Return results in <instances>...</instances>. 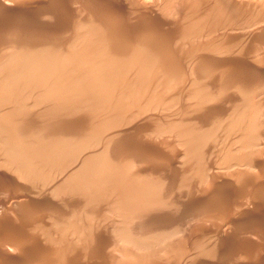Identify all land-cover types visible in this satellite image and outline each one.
<instances>
[{
  "label": "rangeland",
  "instance_id": "obj_1",
  "mask_svg": "<svg viewBox=\"0 0 264 264\" xmlns=\"http://www.w3.org/2000/svg\"><path fill=\"white\" fill-rule=\"evenodd\" d=\"M1 1V0H0ZM3 1V0H2ZM6 1H8L9 3H13V2H10L9 0H4L3 2V4H1V2H0V4L2 5V7L5 9H3L2 7H1V5H0V29L2 30V31H0V42H1V40H2V43H0V44H4L5 42L6 43H8V41L10 40V39H12L10 42H9V44L10 43H12V41H13V43L14 44H16L18 41H16L14 38H16V37H14V29L15 30H17L16 31V36H17V34L18 35H20V38L19 39H17V40H25L24 42H31V44H32V46H33V43H34V47H35V44H36V47H39V50L37 49V52H40L41 53V51H42V47H43V42L44 43H46L44 46V51H47L45 48H47V45H48V47H49V49H50V47H52V49H50V50H53V49H55V46L54 45H50L49 43H55L56 42V46L58 45V44H60V46H57L56 48H58L59 50H60V52H59V50H57V49H55L56 50V52H59L58 54H61V53H69L70 52V54L71 55H76L77 53H79V54H83V52L81 51L82 49H81V47L83 46H86L87 47V49H89V46L90 47H92L93 46V44H92V42L93 43H96V42H98V40L95 38V39H93L94 38V36H91L90 34H91V32L93 33H96V34H101V36L102 37H104V36H106L105 35V33H108L109 32V34H110V32H112V34H114L113 32H115V34H117V32L116 31H121L122 33H123V35H126V37H129L130 35H128V34H130L131 32L133 33L132 35H135L136 33L138 34V33H140V32H142V35L140 36V34H136L137 35V38H135L136 36H131L130 37V40L132 39H134L135 38V41H136V43L138 44V48H137V46H136V48H137V50H140V52H142L141 54L139 53V51H138V53H137V50H136V48H135V50H136V52H134V56H136V54L137 55H141V57H142V59L143 60H141L140 58L141 57H139V56H136V57H139V59H137L138 60V65H139V68H138V66L136 65V63H137V61H136V57H135V59L133 58V57H130V56H132V54H133V52H131V55L130 54H128V53H130V51L129 50H132L134 47H135V42H134V45L132 46H130V48H128V46L126 47V45H123L121 42L119 43V42H117V43H119L118 44V48H112L113 47V45H110L111 43H113L114 42V44H115V46H117V44L115 43L116 41H119V39H118V37H119V35H120V31L118 32V36L117 35H115V37H114V41H113V36H111V34H110V40L112 39V41H109V42H111V43H108V47L109 46H111V50H114V53L116 54L117 52H118V54H121L120 56H121V58L123 57V59H121V61H124V57L125 56H127V58L125 59V61H128V62H125L126 63V65H127V63H130V64H132V65H130L131 66V68H130V66H128L127 68L126 67H123L122 66V68H124L125 69V71H124V73L122 74V68H121V66H119V64H117L118 65V69L119 70H115L116 68L114 67V66H111V67H114V70L115 71H112V69L113 68H111L110 69V66L109 65H104V66H106L107 67V69H106V67H105V70H107V71H109V73L108 74H114L115 75V73L114 72H116V74H117V72H120V74H121V76H119L118 74V77H116V75L114 76V75H110V76H108V74H107V71H104V69L103 68H101V69H103V71L101 70L100 71V68L98 69L99 70V72L98 73H96V69H92V68H95V67H97V66H95V67H93L94 65H97L98 63H100L102 60H103V58L102 57H106L107 58V54H108V58H109V56L111 57V59H113V57H119V55L118 56H113L111 53L113 52V51H109V53H107V54H104V56H99V57H101L100 59H98L97 57H96V60L98 61V63L96 62V60H94V59H91V62L92 61H94V63L92 64V66H91V64L89 63V61H87V62H85L83 65L85 66L86 64L88 65V67H87V65H86V69H84V72H82V73H84L85 74V76H82V75H84V74H82V73H78L77 71H76V69L78 70V68H79V65H82V63H79V65L78 64H76L75 62H78V61H76V60H74L75 62V65H73L74 63H73V59H70V60H68V61H70V63L71 64H69V62H67L69 65L67 66V64H65V63H63L62 64V66L64 67V69H66L67 70V72L68 73H66V71H64L65 73H64V75L66 74H69V75H72L73 73L74 74H80V76H82V79H86V78H88V77H90V78H93L94 76H96L97 75V77L98 78H100V77H106V81H105V83L104 82H102V84L103 85H101V82H100V86H102L101 88H96L95 87V85L97 86L98 85V82H95L94 80L95 79H98L97 77H95L91 82L92 83H94L95 82V84H93V85H91V83L90 84H88V85H86L85 83H88L87 81H85V85L87 86V87H82L84 84L83 83H81L80 82V86H78V84L77 83H79L78 81L79 80H77V78H76V80H77V83H76V81L74 80V81H72V79H70L71 77H65L64 76V78L63 79H61L60 81H58V84H57V81L56 82H54V79H56V78H54L53 79V77L51 78V80H53V82H54V84L50 81V80H48V82H46V81H44V83H40V82H35V83H33L32 82V84H36V87H33L32 85H30L31 86V88H30V86L28 85L29 83H25V88L27 87V89H29L30 88V90H31V92H36V91H34L33 89H35V90H38V94L36 93L34 96H36V99H33V98H35L31 93H30V91H28V93H30L29 94V97H32L33 96V101H32V99H31V101L29 100L30 98L28 97V93L26 94V96H24L25 94H23V96L25 97H23L22 96V98L23 99H21L20 100V97L21 96H19V101L23 104V103H25L26 105V107L28 108V106H30V108H32V105L31 104H34V102H36L35 100H38V101H40V102H42L43 101V99L45 100V101H43V103H46V104H42V103H38V101H37V103H35V107H34V110H36V111H34L33 109H29V110H31L30 111V113H32V112H34V113H38L37 115H35L34 113H32V114H28V112L29 111H24V112H26V113H23V114H25V115H27L28 114V116L29 115H33L32 117L31 116H29V117H31L30 119L28 118V116H26V117H24L23 115H22V111L21 110H23V109H27V108H23V109H20L19 110V112H18V110H17V112H15V113H11L10 115H9V117H8V114H5L4 113V111L7 113V111H8V113L11 111L10 109H13V106H11V105H15V104H17V103H20V102H18V100L17 99H15L14 101L15 102H13V103H11L10 104V108L9 107H6V105L8 106V104H9V102H11V101H13V99L11 98L10 100L11 101H9L8 102V100H5L4 102H8V104L7 103H4L3 101H2V99H1V101H0V109L1 108H3V107H1V106H5L4 108H5V110L4 111H2V114H1V112H0V120L1 119H6L5 121V123H4V119L3 120H1L0 121V125L3 123V124H5V125H8L9 123H8V121L10 122V127L12 126V130H13V132L15 133V132H18V131H14L15 130V127H16V125L17 124H22V122H26V124L29 126V128L27 129V128H25L26 129V132L28 133V132H30V125L29 124H31V123H28V122H32V123H34L33 125L35 126H33L32 124V126H33V128L32 129H36L37 127H42L41 129L42 130H45V131H47L46 129H48V131L49 132H51V134L50 133H48V131L47 132H44V131H41L43 134H44V136L46 135V133L48 134V135H51V136H49V138L50 137H52V140L51 141H49V142H52L53 140H55L56 138H57V140H60V139H63V138H66V137H63V136H61L60 138H58L57 137V133L58 134H61L60 132L61 131H66V132H68V130L67 129H69L70 131L68 132V134H66L65 136H67V135H70V134H72L73 136L77 133V131H78V134L80 133L81 135H82V133H84V131H87L88 129L87 128H90V129H92L94 126H90V124L92 125V123H93V125H96V124H98V125H100V121L102 122L103 120L107 123V126H108V124L111 122V121H109L110 119L111 120H117V122L116 123H118V118H115V116H117V113L118 112H121L122 110H124L123 108H125V110H126V112H125V110L124 111H122L120 114H118L119 116V121L120 120H125L126 122H124V123H122L121 121V123L119 122L118 124H126V125H124V127H125V129H124V127L123 126H118V125H116L115 124V121L113 122H111L112 124H113V127H117V128H119L117 131H118V133H117V131L115 130V128L112 130H108V129H106V128H110V127H107V126H105L106 125V123H104V122H102L103 123V128L101 129V130H103L104 128V131H101V130H98L99 128H101V127H99L98 129H95V130H92L93 132L94 131H96V133L93 135V134H91V133H93V132H90V134L88 133V131L87 132H85L84 134H83V136L86 134V137H88L87 136V133H88V135H92V137H93V141H97L98 143V148L97 149H100L101 148V145L99 146V144H106V145H111L110 146V149H112V150H110L109 149V152H108V154L110 153V155H112V156H110L111 158L113 157V156H118L119 155V157L120 156H123L124 154H126L125 152L127 151V154H128V150H129V152H130V149L131 150H133V151H131L130 153L132 154V156H133V158H135L136 159V162H137V164L135 165L134 164V167H137V168H139V169H137V168H134L133 169V166L130 168L131 170H135V171H137V173L136 172H134V173H136L137 175H139L141 172L142 173H144L143 172V170L146 172V170L149 172V174H150V177H151V180L152 179H155V176H156V178H159V179H163L165 176V179H163V180H161L162 181V185H159V186H162V187H157V189H156V191L157 190H161V192H159V191H157L156 193H161L162 195V197L163 196H165L164 198L165 199H168V202H169V204H168V202L166 201V200H161L162 198L161 197H158V196H156V198L158 197V198H161V199H159L160 201H162V202H160V201H158V199L154 202L153 201V204H157L158 203V205H156V207H158L157 209H156V207H152L151 206V204H149L148 206L149 207H146V209L147 210H152L151 212H147V211H145L146 209L144 208H142L143 206H145V205H141V211H140V209H139V211L138 210H135V208H131V209H134L133 210V212H132V210L131 209H129V208H126L127 210H124V209H122V208H125V206H123L122 208H121V204H119V206L118 207H120L121 209H116V210H112V208H114V207H112L115 203H113V200L115 199V195H116V197L119 199L120 197H119V195L121 194H116V192L112 189H109V190H111V197L109 196V194H107V191L109 192V190L106 188V186L109 184V183H106L105 185L103 184L104 182H105V180H104V182H101V181H103L102 179H100V181L99 182H101V184L102 185H104V186H100V187H98V186H96V188H98V189H100V188H104L105 187V189L103 190L102 189V191L104 192V191H106L105 193H103V192H100L99 193V191H98V193L100 194L99 196H100V198L99 197H97L96 198V196H98V193H95L94 191H92V189L93 190H95V185H93V188L92 187H90V186H88V185H90V183L91 182H88L86 179H90L91 180V176L89 177L88 176V178H86V175L85 174H80V176H85L84 178H85V182L86 183H89L86 187H82V188H80L79 187V189H82V191L81 190H79V191H81V192H84L83 191V189L85 188H87L88 187V189H87V191L90 193V190H91V192H92V196H91V193L89 194L87 191H86V193L84 192V193H81V194H83V196H80L81 194H78L77 195V193H75L74 194V192H75V189H71L70 187H72V184H74L75 182L76 183H78V184H80L79 183V181H83V180H81L80 178H79V180L77 179V177H76V179H77V181L75 180V179H73V178H75V177H71L72 179H70V178H68V179H70V180H67L68 181V184L70 185V190H73V191H69L70 193H67L66 192V190L65 189H67V187L68 186H66L65 185V180H62V181H60V183H58L57 185L60 187L61 185H65V188L63 189L62 188V186L60 187V189L59 188H55L54 190H52V191H55V192H57V193H54V192H52L53 194H52V196H54V197H52V196H50L51 195V192H49L50 194H48V191L50 190L49 189V187L51 188V189H53L52 188V186L54 187L55 185H54V182H58V180H60V179H58L59 178V174L58 173H55V169L54 168H52V169H50L49 168V166L50 167H52L53 166V164H55L54 162H56L57 160L56 159H54V156L53 155H55V154H52L51 155V153L49 152V151H54V149H55V147L57 146V144H59V145H65V144H61V141H59L58 143H56L55 141V146H54V144L52 145V143H50L49 144V142H48V139L49 138H47V136H45L44 138H46V139H44L46 142H48V144L49 145H47V146H50V148H52V149H48L47 147H45V146H43V145H41L40 147H39V145H37L38 143L39 144H41V141H42V139H43V136H40V135H43L42 133L39 135L40 137L39 138H36V139H40L41 138V140H39V141H37L38 143H36L35 142V144L37 145V147L35 146H33V149L35 150V148H39L38 150H37V152L39 151V150H43V151H45V150H47L48 149V153L52 156L51 158L49 157V155H48V153H45V152H35L34 150H33V152H34V157H35V159L34 160H36L37 161V159L39 158V155H42V153H45L47 156H48V158L49 159H51V163H48L49 161H46V162H43V161H41L42 160V158H43V160H48L47 159V156H46V158H44L45 157V154H43V156H40V157H42V158H40V160L39 161H41V163L39 162V161H37V162H35L34 161V163L36 164H33L34 166H36L37 167V165H40V164H45V163H48V164H50V165H48V164H45V165H47L46 167H45V165H41V166H38L37 168H39V169H36V167L35 168H32L33 169V171H32V169L30 170L31 172H29V168L27 169L26 167H24V166H21V165H19V164H16V163H18V161L19 160H17V158L15 157V159H11V160H14V162H16L15 164L13 163V162H11L9 159H7V158H9V157H5V159H4V156H3V154H5V153H3L2 151V148H0L2 151L0 152L2 155H0V156H3V157H0V159L2 160V158H3V162H5V163H7V165L6 164H4L3 162L1 163L0 162V183H3V185H0V189H1V186H2V189L0 190V202H2V201H5V202H2V203H0V205L3 207V205H7V206H4L3 207V209H2V207H0L1 209H2V211H1V209H0V228L2 229V231H1V229H0V238H1V240H0V254L1 255H5L4 253H6L7 254V256L5 255V257L3 256V257H1V255H0V262H2V263H0V264H16V263H18V264H34V262H35V264H42V263H44V264H50V263H53V264H58L59 262V264H62V262L63 261H65V264H135V262H137L136 264H141V261L143 260V262H144V260H147L146 261V264H149L151 261H152V263H150V264H154L153 262H155V263H157V264H165V263H167V264H172L173 262H174V264H184V263H186V264H203V262L205 263V264H231L232 262V264H261V263H263L264 264V257H262V255H264V237H262V235L264 236V234H261V236L260 235H258V234H260V233H264V219H263V217H264V208H261V207H264V193H262V192H264V188H261L262 186L264 187V176H263V178H262V173L260 174V176H258V178L259 179H257L256 178V180L254 179L255 178V175H254V177L252 176V173L251 174H247L248 173V171H244L245 170V168H244V170H243V172H247V173H245L244 175H248L249 176V178L251 177H253V180L250 178H248V177H246V178H243L241 181L242 182H240V181H238L239 182V184H236L235 182V178H234V176H233V179H234V182H233V180L232 181H230L232 178V176L229 178L230 180V184H226L225 185V183L223 182L225 179H223L222 180V178H220L221 177V175H219V176H217L218 174H214V172L215 171H212L214 168H216L215 166H219L220 164H218V163H215L213 160H215L216 162L218 161V160H221L220 159V157L221 158H223L221 155H223V154H225V153H227V155H229V154H233V153H229L230 152V150H232L233 148V144L235 143V139H233V138H236V137H234L235 136V134H236V136L237 135H239L238 134V132H236V131H239L240 129H242V131H240L241 133H240V135L242 134V132L243 131H245V129H243V128H241V125H243L245 122H249V120H253L252 118H247V117H249L250 115H248L247 113H246V115L245 116H247L246 118H243V117H245L244 115H242L241 117H239L241 114H237V113H235V112H237L238 111V113H242V110L243 109H246V107H247V104H243V105H245L246 107H244L243 105H241V106H243L244 108L243 109H240V105L238 106L237 104H240L241 102L242 103H245L246 102V99H245V97H242V95L240 94V88L238 87V86H240L241 85V87H243V85L242 84H239V82H240V80L243 82V84L245 83V86L244 87H247V88H250V87H252V90H254L255 91V93L256 94H252L253 96H255L254 98H255V101L257 100V104L259 105V104H261L260 105V109H262L263 107L262 106H264L263 105V103H262V101H264V67H263V62H264V52H262V50L264 51V32L263 33H261L262 34V37H261V35H260V38L259 37H257L256 35H253L254 37H252V35H250L249 36V34H247L246 32H244L243 33V35H244V39H245V45L243 44V42H244V40H243V42L241 43V44H239L240 43V40H238V38L240 39V36H239V34L240 33H242L243 31H241L240 30V33H239V30L238 29H233V27H235L237 24H240V22H242V21H244V19H245V21L246 20H248V17L247 16H249V17H251V18H253V16H254V18H255V20H256V17L257 16H255V15H261V14H263V12H261V14H259L260 12H258L259 10V8H254V7H260V6H256V0L254 1V3H250L251 5L253 4V5H255L254 7H252L250 4H248L250 1L249 0H240L239 2H241V1H245V4L244 3H240L241 5H246V3L248 4V6H249V12H252V13H248L247 12V16H245V14L244 13H246V12H244L243 13V11H247V7H245V10H243L242 12L241 11H238L239 9V6L241 7V5H239L238 3L239 2H237L238 0H234V3H236V4H234L233 3V1L232 0H229V2H231V3H233L234 4V7H232L233 5L231 4V3H229L228 2V0H226L225 1V5L227 4V3H229V4H231V7L232 8H228V7H230V5H226V6H222V9L219 7H217V6H214V4H216L217 2H219V4L220 5H223V3H224V0H221L223 3H221V1L220 0H200L202 3H201V6H202V8H204V9H202V11L203 12H200L201 10H200V8L198 7V5L200 6V4H199V0H194L193 2H195V3H191L190 4V0L188 1V0H171L172 1V4L171 3H169V2H171V1H169L168 3H169V5L168 4H164L165 2H167L166 0H144L145 1V4H148L147 6L146 5H144V6H142L144 3H142L143 2V0H142V2H140V0H129V1H127V0H106V1H103V0H79L78 2H75V0H50V1H48V0H25L24 2H22V1H20V0H15L16 2H14L13 4V6L11 5V4H9V3H7ZM12 1H14V0H12ZM27 1V2H26ZM48 1V2H47ZM52 1V2H51ZM63 1H65V2H63ZM87 3H86V2ZM132 1H134V2H132ZM137 1H139L140 3L138 4L137 3ZM154 1H156V2H154ZM174 1V2H173ZM178 1V2H177ZM192 1V0H191ZM206 1V2H205ZM208 1V2H207ZM216 3H215V2ZM247 1H249V2H247ZM253 1V0H252ZM259 1V0H258ZM258 1H257V3H258ZM6 2V3H5ZM50 2V3H49ZM53 2H54V4H53ZM90 2H93V3H90ZM98 2V3H97ZM109 2V3H108ZM111 2V3H110ZM130 2V3H129ZM148 2V3H147ZM152 2V3H151ZM164 2V3H163ZM180 2V3H179ZM182 2H184V3H182ZM214 2V4H212ZM227 2V3H226ZM260 2H261V6H263L264 7V4L262 5V2H264V0H261V1H259V5H260ZM24 3V4H23ZM25 3H27V4H25ZM28 3H29V5H28ZM58 3V4H57ZM64 3V4H63ZM71 3V4H70ZM77 3V4H76ZM88 3H90V5L88 4ZM100 3H103V4H101L102 6H99V4ZM117 3V4H116ZM118 3H122V4H118ZM126 3H128L129 5H127ZM136 3V5L134 6V4ZM141 3H142V5H141ZM163 3V4H162ZM174 3H177L178 5H182V7H179L177 4H174ZM197 3V4H196ZM206 3V4H205ZM211 3V4H210ZM7 4H9V7H7L6 5ZM19 4V5H18ZM43 4V5H42ZM73 4V5H72ZM81 4V6H78L77 7V5H80ZM86 4H88V5H86ZM125 4V6H123ZM131 4V5H130ZM190 4V5H189ZM205 4V5H204ZM219 4H217V5H219ZM237 4H238V7H237ZM5 7H4V6ZM16 5V6H15ZM24 5V6H23ZM56 5H59V6H57V7H59V8H57L56 7ZM61 5H63V6H61ZM75 5V6H74ZM86 7H92V8H84L85 6ZM92 5V6H91ZM140 5V6H139ZM157 5V7H154V6H156ZM162 5L164 6V10H163V8H160V7H162ZM173 5L175 6V8L173 7ZM194 5H196V6H194ZM213 6V8H211V6ZM73 6L75 7V8H73ZM128 6V7H127ZM135 8H134V7ZM149 6V7H148ZM178 8H177V7ZM44 7V8H43ZM51 7V8H50ZM107 7H109V8H107ZM113 9H112V8ZM117 7V8H116ZM130 7L132 8L133 7V9L131 10L130 9ZM137 7V8H136ZM139 7V8H138ZM145 7H148V8H145ZM152 7H154V8H156V9H154V8H151ZM190 7H192V8H190ZM195 7V8H194ZM199 8V9H197V8ZM237 7V8H236ZM13 8H15V9H13ZM55 8V9H54ZM63 8V9H62ZM80 8H82V9H80ZM94 8V9H93ZM115 8V9H114ZM143 8H145V9H143ZM160 8V9H159ZM165 8H167V9H165ZM172 8V9H171ZM182 8V9H181ZM205 8H207L206 10H205ZM233 8H236L235 9V11L233 12L232 11V9ZM254 9V11L252 10L251 11V9ZM3 9V10H2ZM7 9V10H6ZM38 9V10H37ZM43 9V10H42ZM56 10V11H54V10ZM58 9H61V10H58ZM74 9H77V11L76 10H74ZM84 9V10H83ZM86 9H88V10H86ZM89 9H91L93 12H97V13H93V12H91V11H89ZM96 9V10H95ZM108 10V11H110L107 15H106V12L107 11H105V14H103L104 13V10ZM119 9H121V10H119ZM124 9H126L125 11H123ZM144 10V11H142V10ZM151 9V10H150ZM158 9V10H157ZM169 9V10H168ZM171 9V10H170ZM181 11H180V10ZM196 9V10H195ZM211 10L210 11V14H209V16H207V14H208V10ZM214 9V10H213ZM217 9H218V11L221 13H219V12H216L217 11ZM221 9V10H220ZM225 9V10H224ZM238 9V10H237ZM243 9V8H242ZM258 10V11H256V10ZM14 10V11H13ZM17 10V11H16ZM40 10H42V11H40ZM48 10H50V11H48ZM52 10V11H51ZM73 10V11H72ZM80 10V11H79ZM116 10H119V11H122L121 13L118 11H116ZM131 10V11H130ZM140 10V11H139ZM146 10H148L149 12H150V14H148L149 12L147 11L146 12ZM174 10H176V11H174ZM192 10H195V12H197L196 14H195V12L193 11L192 12ZM260 10H262V9H260ZM4 11V12H3ZM5 11H6V13H5ZM48 11V12H47ZM58 11V12H57ZM64 11V12H63ZM79 11V12H78ZM86 11V12H85ZM91 12V14L90 13H88V12ZM134 11V12H133ZM159 13H158V12ZM168 12L169 13V15L166 13V12ZM182 11H184V12H182ZM214 11V12H213ZM263 11H264V9H263ZM3 12V13H2ZM13 12V13H12ZM44 12H46V13H44ZM65 12H67V13H65ZM75 12H78L77 14L75 13ZM85 12V14H83V15H86V16H83V17H81L82 16V14L81 13H84ZM98 12H100V13H98ZM103 12V13H102ZM111 12H114V13H111ZM126 12V13H125ZM143 12L145 13V14H143ZM152 12H156V13H152ZM174 12H176L175 14H173ZM198 12L200 13V14H202V16H203V19L201 18V21H200V19H199V21L201 22H198V21H195L196 19L198 20V18H200L201 17V15H200V17H199V15H198ZM207 12V13H206ZM236 12H241V18L242 19H240V15H237L238 13H236ZM254 12H258V13H255V14H253ZM5 13V14H4ZM54 13H56V14H54ZM110 13H111V15H110ZM120 15H118V14ZM128 13V14H127ZM131 13V14H130ZM132 13H133V16H130V15H132ZM163 13V14H162ZM179 13H180V16H178L179 17V20L178 19H176V18H178L177 17V15H179ZM187 13H188V15H187ZM189 13H192V14H194V16H193V18H195V16L196 15H198L197 17L198 18H196V19H193V18H191L192 16H190L189 18L190 19H188L187 18V16H189V15H191V14H189ZM214 13H218L217 14V16L216 15H214ZM232 13V14H231ZM50 14V15H49ZM91 15L90 17L88 16V15ZM97 14V16H93V15H96ZM102 15V18L103 17H105L104 19H105V21H104V19H102L105 23L104 24H107V22H108V24L110 23V21L109 20H111V19H113V18H115V22L116 23H119V25H118V27L119 28H117L116 26H115V22H114V19H113V21H111V22H114L113 24L112 23H110L109 25H104V26H102V27H100L101 26V24L103 23V21L101 22V16H98V15ZM115 14V15H114ZM122 14H124V16L122 15ZM223 14L224 15H226V16H224L223 17ZM237 16H236V15ZM243 14V15H242ZM2 15H4V16H2ZM12 15H15V16H12ZM22 16V17H20V16ZM34 15H36V16H34ZM47 15V16H46ZM49 15V16H48ZM52 15V16H51ZM56 15H58V16H56ZM63 15H65V16H68V17H64ZM117 16V17H114V16ZM129 15V16H128ZM151 15H152V17H151ZM159 15V16H158ZM204 15L207 17L206 19H204L205 17H204ZM2 16V17H1ZM55 16V17H54ZM72 16V17H71ZM77 16V17H76ZM93 16V17H92ZM108 16H110V17H108ZM127 16V17H126ZM136 16V17H135ZM140 16H143V17H140ZM154 16V17H153ZM172 16H174V17H172ZM176 16V17H175ZM181 16H184V18L183 17H181ZM211 16H215V21H214V19H213V17H211ZM239 16V18H237ZM245 16V18H243ZM16 17V19H15V21L16 20H18L17 22H15L14 21V18ZM27 17V18H26ZM58 17V18H57ZM74 17V18H73ZM81 17V18H80ZM85 17H87V19H85ZM91 17H92V19H94L93 20V22H91L89 19H91ZM96 17H98L100 20V22H101V24H99V21H96V20H98V18H96ZM113 17V18H112ZM124 17H125V19H124ZM159 17V18H158ZM169 18V19H165V18ZM217 17H218V19L219 18H221L222 20H224L225 19V21L224 22H226L227 20V23L229 24H226V23H224V22H222L221 21V23H219L220 22V19H219V21H218V19H217ZM236 17V18H235ZM262 17H264V15L263 16H261V18L259 19V17H257L258 18V20H262V21H264V19H262ZM6 18H9L8 20L6 19ZM24 18H26V20L24 19ZM55 18V19H54ZM61 18H63L64 20L62 21V19ZM80 18V19H79ZM83 18H84V20H85V22H91V23H88V24H84V23H78V21H80V20H83ZM96 18V19H95ZM109 18V19H108ZM128 18V19H127ZM150 18H153V19H150ZM156 18V19H155ZM170 18H172V19H170ZM212 18V19H211ZM250 18V19H251ZM11 19H13V20H11ZM20 19H22L21 21H20ZM34 19H36V20H34ZM69 19V20H68ZM79 19V20H78ZM91 19V20H92ZM117 19V20H116ZM134 19H136V20H134ZM146 19H147V21H146ZM185 21H183V20ZM189 20V21H187V20ZM210 19H211V21H210ZM236 19H238V20H242V21H240V22H237V20ZM2 20V21H1ZM3 20L6 22V24H5V22L4 23H2L3 22ZM30 20V21H29ZM86 20H89V21H86ZM140 20V21H139ZM152 20H153V22H152ZM163 20V21H162ZM169 20V21H168ZM173 20V21H172ZM177 20V21H176ZM180 20H182L183 21V23H182V21H180ZM191 20H194V21H191ZM205 20H208L209 22H207V21H205ZM10 21H13V22H11L10 23ZM25 22V23H21V22ZM31 21H33V22H31ZM71 21V22H70ZM75 21H77V23L75 22ZM125 21V22H124ZM137 21V22H136ZM145 21V22H144ZM149 21V22H148ZM175 21V22H174ZM180 21V22H179ZM190 21L192 22V24L195 22V24L194 25H196L197 23H198V25H203V23H204V25H206L205 26V28H203L201 25V28L202 29H205V32L202 30V29H199L198 28V30H200V32H201V30H202V32H201V36L203 35V37L205 36V37H208V34H209V37H210V33L209 32H207V30H209V27L208 26H210L211 24L210 23H212V21L214 22V25L216 26V21L219 23V27L218 28H220V27H222V26H224L225 28L226 27H228L229 29H227L226 28V31H228V33H229V35H230V39H231V42H230V40H229V37H227V33H225V35H226V37L227 38H223V40H221L220 39V43H222L224 40V42L223 43H225V45H227V44H232V42H233V46L235 47V44H237L238 45V47H237V45H236V48L234 49V48H231V49H234V51H231L230 50V48L228 47V46H225V48H227V49H224V48H222L221 46H224L223 44H220L219 45V47H220V49H222V50H230V51H228V52H226V54H223V51L221 52V54H220V51H219V53L217 52L218 50L215 48V52H214V49H213V53L211 52L210 53V51H211V49H212V46H214L215 45V47H216V44H212V46H210V44L212 43V41H206V43H205V41H203V39H201L200 41H197L196 39H200V38H203V37H197V35H196V37L194 36V37H192L193 35L191 34V32H190V37L191 38H189L188 37V39H187V36H186V34H187V32L188 31H190V30H192L193 28H192V26L193 25H190ZM202 21H204V22H202ZM261 21V22H262ZM27 22H31L30 24H28ZM60 22V23H59ZM66 22H67V24H66ZM75 22V23H74ZM80 22H84V21H80ZM94 22H96L95 24L97 25H94V26H92V28L93 29H90V27H88V25H93V23ZM129 22H131V23H129ZM140 22H141V24H143V23H145L144 24V27L143 26H141L140 25ZM157 22V23H156ZM158 22H159V24H158ZM231 22V23H230ZM234 22V23H233ZM8 23H10V24H8ZM21 23V24H20ZM54 23H57V24H55L54 25ZM63 23H65V24H63ZM122 23H125V26H127L130 30H128L127 31V29H125V26H123L122 25ZM147 23V24H146ZM167 23H169V24H167ZM173 23V24H172ZM174 23H176V24H174ZM200 23V24H199ZM208 23L210 24V25H208ZM217 23V24H218ZM236 23V24H235ZM2 24V25H1ZM8 24V25H7ZM17 26H16V25ZM74 24H76V25H74ZM129 24V25H128ZM132 24V25H131ZM135 24V25H134ZM153 25V27H149V25ZM157 26H156V25ZM181 24V25H180ZM186 26H184V25ZM187 24H189V26L187 25ZM221 24H223V25H221ZM225 24H226V26H225ZM235 24V26H233V25ZM59 25V26H58ZM100 25V26H99ZM110 25H114L113 27L115 28V31H114V29H110V27H108L109 29H110V31H109V29H105L104 30V28L103 27H106L107 28V26H110ZM117 25V24H116ZM120 25L122 26V27H124V30L122 31L120 28H122V27H120ZM137 25H139V26H137ZM145 25H147L146 26V28H151L150 30H151V34H153L154 35V37L155 36H157V40H158V37L160 38V36H158V35H156L157 34V32H159V30H161L160 32L162 33V36H164V38H166L165 40H162L163 39V37H162V39L160 38V41L162 40V42L164 43H161V42H159V40L157 41L156 39H155V44L157 45L158 43H161V45H163L162 46V48L163 47H166V43H168L167 45H169V47H170V49L168 48V50H166L167 52L168 51H170L171 53L172 52H174L175 54V58H177V56L179 57V55L181 56V57H179V59H177L178 60V62L176 63V64H178V63H180L179 64V67L176 65V64H174V66H173V63H175L177 60H174V55L173 54H171L170 52H169V54H167V52H165V51H162L161 49V46L160 45H158V46H160V48H158V46L156 47V45H154L156 48H154L152 45H153V43H154V41H153V35L151 36L152 37V41H151V43H150V46L147 44L149 41H148V39H151L150 37H147L148 35H145V36H143L145 33H146V31H147V33H150L149 31V28L148 29H146L145 28ZM154 25L156 26V28L154 29ZM161 25V26H160ZM167 25H169V26H167ZM183 25V26H182ZM197 25V26H198ZM221 25V26H220ZM9 26H12L13 27V29L12 30H9V29H11V27H9ZM14 26H15V28H14ZM19 26V27H18ZM70 26V27H69ZM78 26V27H77ZM131 26H132V28H131ZM135 26V27H134ZM141 26V27H140ZM171 26V27H170ZM176 26H178V28H176ZM180 26H182L183 28L185 27V28H189V29H187V32H186V30L184 31L183 29H182V27H180ZM211 26H213V25H211ZM214 26V27H215ZM9 27V28H8ZM18 27V28H17ZM50 27H51V29H50ZM56 27H57V29H56ZM98 28V31L100 30V32L99 33H97L98 31H96V30H94L95 28ZM135 29H134V28ZM144 28V29H146V30H143V29H141V28ZM158 27H160V28H158ZM195 27V26H194ZM44 28H48L49 30H51V31H49V30H47V29H44ZM63 28V29H62ZM71 28V29H70ZM77 28H80L81 29V31H82V33L83 34H86L87 36H83V35H81L80 36V34H79V31H80V29L79 30H77ZM158 28V29H157ZM184 28V29H185ZM196 28V27H195ZM194 28V29H195ZM217 28V27H216ZM215 28V29H216ZM218 28H217V30H218ZM223 28V27H222ZM222 28H220L221 29V34H223L224 33V28H223V30H222ZM231 28V29H230ZM7 29V30H6ZM43 29V30H42ZM55 31H54V30ZM63 31H62V30ZM66 29H68V30H72L73 31V29H74V33H76L75 31H77L78 33L77 34H72V35H74L76 38H74L73 40H74V42H76V41H79V43H77L76 42V44H71V42H69L68 41V38H70V40L72 41V43H74L73 42V40H72V36H69L70 34H71V32L69 33ZM82 29H84L85 31L83 32V30ZM88 29V32L86 31ZM92 30V31H90V30ZM116 29H118V30H116ZM134 29V30H133ZM139 29H141V30H139ZM152 29H154V30H152ZM157 29V30H156ZM166 29H167V31H166ZM179 29V30H178ZM181 29V30H180ZM193 29V30H194ZM210 29H212V27L210 28ZM4 30H5V32H6V35L5 34H2L3 36H4V40L5 41H3V39H1L3 36L1 35V33H4ZM59 30V31H58ZM65 30V31H64ZM101 30L103 31L104 30V34H103V32H101ZM155 30H156V32H155ZM183 30V31H182ZM197 30V28L194 30V31H196ZM233 31V32H235L236 31V37H235V34L233 35L235 38H232V36H231V33H230V31ZM8 31V32H7ZM9 31H11V32H9ZM33 31H37L36 33L35 32H33ZM39 31V32H38ZM124 31H126V33H124ZM134 31H136V32H134ZM171 31V32H170ZM180 33V36H178V32ZM181 31V32H180ZM212 31H214L213 29L211 30V32ZM218 31H220V30H218ZM218 31H216L215 30V32H218ZM21 32V33H20ZM42 32H44L45 34H43L44 35V37H42V38H44V40H42L41 38H40V35H41V33ZM60 34H59V33ZM64 32H66V33H64ZM128 32V33H127ZM145 32V33H144ZM153 32V33H152ZM156 34H155V33ZM165 32V33H164ZM174 32V33H173ZM182 32H184V33H186V34H184V36H186V38L185 39H183V34H182ZM214 32V33H215ZM8 33V34H7ZM11 33L13 34V35H11ZM26 34L25 36L26 37H24V35L23 34ZM48 33H50V34H48ZM73 33V32H72ZM89 33V34H88ZM169 33V34H168ZM176 33V34H175ZM195 34H197L196 32H194ZM239 33V34H238ZM10 34V35H9ZM28 34H30V37L28 36ZM62 34H64V36L66 35V34H68V36H65V38H64V36L62 35ZM79 34V35H78ZM150 34V35H151ZM166 34V35H165ZM198 34H199V32H198ZM207 34V35H206ZM248 35V36H246V35ZM34 35H37L38 37L36 38V36H34ZM53 35V36H52ZM56 35H57V37H56ZM88 35H89V37H88ZM95 35V34H94ZM161 35V34H160ZM169 35H171V36H169ZM176 35V36H175ZM199 35V36H200ZM217 35V36H216ZM10 38H9V37ZM23 36V37H22ZM32 36L35 38V39H33L32 38ZM42 36V35H41ZM48 36H49V38H48ZM60 36V37H59ZM73 36V37H74ZM80 36V37H79ZM100 36V35H99ZM140 37V40H137V39H139V37ZM182 36V37H181ZM68 37V38H67ZM86 38V37H88L87 39H89V42L91 43L90 45L89 44H86V42H88V40L87 41H85V39H83V38ZM95 37H96V35H95ZM102 37H101V39H102ZM126 37H125V40H124V43H129L130 44V42H128V40H126ZM144 37H146V38H144ZM204 37V39H209V40H213V43L215 42V43H219V37H223V35H219V33L217 34V33H215V34H213V37H215V38H217V41L218 42H216V40L215 39H213V37H212V35H211V37L210 38H205ZM249 38L248 40H247V38ZM5 38H9V40H7V39H5ZM90 38H92V39H90ZM98 38V37H97ZM109 38V37H108ZM124 38V36H122V37H120V39H121V41H122V39ZM141 38L143 39L144 38V41H145V43H142V42H144L143 40H141ZM181 38H182V40H181ZM193 38H195L194 40H193ZM252 38H253V40H252ZM259 38V43H258V41H257V39ZM27 39H30V41H27ZM46 39V40H45ZM67 39V40H66ZM75 39H76V41H75ZM100 39V38H99ZM146 39V40H145ZM227 39H228V41L230 42H228L227 41ZM233 39V40H232ZM251 39V40H250ZM255 39V40H254ZM16 41V43H15V41ZM19 41L18 42V45L19 44H22L23 45V41ZM35 41V42H32V41ZM42 40V41H41ZM60 42H59V41ZM66 40V41H65ZM81 40V41H80ZM94 40V41H93ZM167 40V42H165ZM185 40H188V41H186L185 42ZM190 40H192L193 42L192 43H190L189 41ZM238 40V42H236V41ZM246 40L247 41H249V45H246L247 44V42H246ZM47 41H49V42H47ZM65 41V42H64ZM84 41V42H83ZM96 41V42H95ZM102 41V40H101ZM134 41V40H133ZM138 41L142 44L141 46H139L140 44L138 43ZM158 43H157V42ZM204 42V43H200V42ZM222 41V42H221ZM37 42V43H36ZM83 42V43H82ZM104 42V41H103ZM147 42V43H146ZM188 42V43H187ZM195 42V43H194ZM197 42L198 43H200L199 44V46H200V49L202 50L204 47H208V46H210L211 47V49L210 48H205V50L206 51H208V49H209V51H208V53H205V52H202L200 49H198V47L199 46H197L196 44H197ZM236 42V43H235ZM253 42V43H252ZM260 42H261V44H260ZM263 42V43H262ZM39 43V44H38ZM67 45H69L68 47H72V50H68V48H67V46L65 45V44ZM83 45H82V44ZM26 43H24V49H27V47L26 46H28L29 48L28 49H32V51H35L34 49V47H32V46H29V43L27 44V45H25ZM79 45V46H76L75 47V45ZM133 44V43H132ZM175 44H176V46H175ZM184 44V45H183ZM192 44H194L195 46H192ZM89 45V46H88ZM99 46L101 45L102 47L104 46V45H107V43L105 44V43H99L98 44ZM122 45V51L119 49V48H121L120 46ZM143 45L146 47V48H142L143 47ZM171 45H172V47L173 48H171ZM202 45V46H201ZM16 46H17V44H16ZM23 46H17L18 48L20 47L21 48V50L22 51H30V50H24L23 49ZM42 46V47H41ZM66 48V49H63L64 47ZM73 46L75 47V49L73 48ZM149 46V47H148ZM186 46V47H185ZM197 46V47H196ZM204 46V47H203ZM241 46H244V49H241L240 50V52H238L239 50L237 49V48H240ZM247 46V47H246ZM78 47H80V49H78ZM105 47V46H104ZM125 47V48H124ZM176 47V48H175ZM196 47V48H195ZM203 47V48H202ZM60 48H62V49H60ZM110 48V47H109ZM147 48H148V50L150 51V52H147ZM150 48H153V50L152 51H154V49H155V53L154 52H151V49ZM167 48V47H166ZM166 48H163V50L164 49H166ZM181 50H179V49ZM76 49H78V51H75V53L74 54H72V51L73 50H76ZM85 51V54H86V50L87 49H85V47L83 48ZM118 49V50H117ZM124 49V50H123ZM129 49V50H128ZM157 49V50H156ZM198 49V50H197ZM219 49V50H220ZM248 49H249V52H248ZM4 50L5 49H3L2 51H1V53H0V57H2V56H4V55H8V53H9V50H8V53H7V51L6 52H4ZM49 50V51H50ZM64 52H63V51ZM125 50H128V53H125L124 51ZM134 50V49H133ZM132 50V51H133ZM134 50V51H135ZM158 50H160V52L157 54L156 52H158ZM200 50V51H199ZM217 50V51H216ZM236 50H237V53L238 54H236ZM255 50V51H254ZM43 51V52H44ZM120 51V52H119ZM162 51V52H161ZM198 51V52H197ZM3 52V53H2ZM184 52V53H183ZM200 52V53H199ZM225 52V51H224ZM252 52H256V53H254V57L252 56ZM125 54V55H122V54ZM151 53H153V56H152V59L150 58L151 56ZM165 53V54H164ZM195 53H196V55H195ZM199 53V54H198ZM216 53H218V54H216ZM230 53V54H229ZM147 54H149V55H147ZM160 54H162V58L160 57V62H162L163 61V64L162 63H160L159 61H158V57L160 56ZM163 54H164V58H163ZM179 54V55H178ZM193 54V55H192ZM198 54V55H197ZM208 54H210V55H208ZM257 54H259V55H261L262 54V57H261V59L263 60V62L262 63H259V58L258 57H256V55ZM112 55V56H111ZM117 55V54H116ZM155 55H157V58L155 59ZM159 55V56H158ZM169 57V58H171V56H172V58H173V62L172 61H168V60H166L167 62H168V64H171V62H172V66L171 65H168L167 64V62H164V60H165V58L166 59H168L167 58V56ZM195 55V56H194ZM224 55V56H223ZM236 55V56H235ZM246 55H247V59H246ZM145 58H144V57ZM146 56L148 57V60L150 61V59H151V61H153V62H156L155 60H157V62L156 63H158L157 65H156V63L154 64V63H152V62H149V63H151L152 65H153V67H151V68H156V67H158V65L160 64V66H162L163 67V69H170V70H173L174 71V69H175V72H177V74H176V76H178V77H180V79H178V77H176L177 79L175 80V81H173V82H171V80H169V79H167L166 77H163L164 75H162L161 74V71H157V69L158 68H156L155 70H156V74H152L154 71L151 69V68H149V70H148V72L149 71H152V73H151V75L153 76L154 75V77H157L158 75H160V76H158V79H159V77H160V80H157V79H153V77L152 76H150V74L148 75V76H150V78L152 77V83L150 82V78H149V80H146V75L148 74H146L145 75V79H144V77L143 78H138V72L140 73L141 72V70H143V69H145V70H147L148 69V67L147 66H150L149 65V63L147 64V62H144V60L146 59V61H147V58H146ZM187 56V57H186ZM189 56V57H188ZM210 56V57H209ZM212 56H214V58L215 59H218L219 60V63H218V60L217 61H215V59H213L212 60ZM228 56V57H227ZM258 56V55H257ZM128 57H129V60H128ZM235 57H236V59H235ZM251 57H253V58H251ZM256 57V58H255ZM133 58V59H132ZM191 58H193V61L192 60H190ZM228 58V59H227ZM56 59H59V58H56ZM55 59V60H56ZM131 59V60H130ZM164 59V60H163ZM196 59V60H195ZM200 59H201V61H200ZM209 59H211V61L209 62ZM243 59V60H242ZM257 59H258V61H257ZM260 59V62L262 61ZM106 60V62L109 60H107V59H105ZM139 60H141V62H139ZM162 60V61H161ZM180 60V61H179ZM184 62H183V61ZM186 60V61H185ZM189 60H190V64H189ZM225 61L226 62V65H225V62H224V64H222V65H225V66H221V64H220V62L221 63H223L222 61ZM248 60V61H247ZM249 60H250V62H249ZM67 61V60H66ZM100 61V62H99ZM110 61V60H109ZM130 61V62H129ZM133 61V62H132ZM134 61H136L135 63H134ZM195 61H197V62H195ZM241 61V62H240ZM253 61H255V62H253ZM95 62L97 63V64H95ZM104 62V61H103ZM102 62V63H103ZM106 62H104V63H106ZM183 62V63H182ZM202 62V64L200 65V63ZM214 62V63H213ZM246 62V63H245ZM249 62V63H248ZM73 63V64H72ZM187 63H188V66H187ZM196 63V65H192V64H195ZM243 63V64H242ZM253 63V65H251ZM256 63V64H255ZM143 64H145L146 66H144ZM184 64V65H183ZM258 64H260V66L258 65ZM77 65V66H76ZM82 65V68H84V66ZM90 65V66H89ZM117 65H115V66H117ZM175 65H176V67H175ZM197 65H199V66H197ZM220 65V66H219ZM247 65V66H246ZM250 65V68H252V69H250L248 66ZM255 65V66H254ZM61 66V67H62ZM65 66H67L69 69H67V67L65 68ZM132 66H133V68H132ZM134 66H136L137 67V69H139V71L134 67ZM159 66V67H160ZM165 66V67H164ZM181 66V67H180ZM194 67V66H196V67H194L193 68V70L194 71H192V69H190V68H192V67ZM244 66V67H243ZM258 66V67H257ZM61 67H58V68H60L59 70H56V71H58L57 73H59L60 74V71H62L61 72V74H63V68H62V70H61ZM146 67V68H145ZM175 67V68H174ZM182 67H184L183 68V70H182ZM186 67H187V69H186ZM235 68V70L234 69H232V68ZM254 67H256L257 68V70L259 71V69H260V71L258 72L257 70V72H258V75H256L255 73L256 72H254L255 71V68ZM263 67V68H262ZM74 68V69H73ZM173 68V69H172ZM197 68H199L201 71H205L204 72V74H205V77H204V79H201V81L202 82H200V84H202L203 83V85L202 86H205V88L207 87L208 88V86L210 85V88H208L209 90H210V92H212V93H215L214 95H216V93H217V96H212V98L213 97H215L214 98V100L216 99H219V100H217L218 102H220L221 103V99L220 98H216V97H218V95H221V96H219V97H222V104H220V103H217L216 102V100L215 101H209L208 102V100L209 99H206V101L205 100H203V102H201V103H204L205 102V104L207 103V104H211L212 102H215L214 103V106H212V105H210V107L208 106H205V104H204V110L206 111H204V110H202L201 109V106L203 107V105H200L201 103H198V105H200V107L199 106H197V108H196V105L194 104V103H196L195 101H197V102H200V101H202V100H200L199 98H196V100L195 99H192V98H190V97H193V98H195L194 97V92H192L191 94H193L192 96H190L191 94H188V93H185V92H187V91H189V90H191V88H192V90L191 91H193V89L195 88V86H198L199 87V91L197 90V88H195L194 89V91H198V92H195V96H196V94H198L199 92H200V84L198 85L197 83L199 82V81H193V79L195 78V76L197 75V73H195V76H194V72H195V70H198L199 72H201L199 69H197ZM228 70V71H226V73L227 74H229V76L230 75H232V76H234L233 77V79L232 80H234V82H232L231 81V79H230V84H232V85H230V84H228L229 82H228V79H229V77L227 78V74L225 75V70L226 69ZM229 68V69H228ZM238 68V69H237ZM242 68V69H241ZM90 69H92V70H90ZM108 69H110V70H108ZM135 69H136V77L138 78L137 80H135V82H134V79L132 80L133 82H131L130 80H129V78L128 77H130V78H133V76L134 75H132L133 73L135 74ZM180 69H181V71H180ZM244 69V70H243ZM246 69H248V70H246ZM249 69H250V71H249ZM254 69V70H253ZM70 70V71H69ZM71 70H75L74 72L72 71V73H70L71 72ZM80 70H82V69H80ZM86 70L87 71H90V72H87L86 73ZM127 70V71H126ZM132 70V72H130ZM134 70V71H133ZM176 70H178V71H176ZM190 70H191V72H190ZM237 70V71H236ZM93 72V75H92V72ZM229 71H230V73H229ZM240 71H243L242 73H240ZM80 72V71H79ZM103 72V73H102ZM125 72H130V74H128V77H126L127 75L125 74ZM237 72H239V73H237ZM249 72L251 73V77H249ZM263 72V73H262ZM91 73V75H89V74ZM178 73H183V77H186L185 79L184 78H181L182 76H179L180 74H178ZM188 73H189V75L191 76V77H193L192 78V80H191V77L188 75ZM263 76H261L260 74ZM73 74V75H74ZM77 74V76L79 77V75ZM82 74V75H81ZM87 74H88V76H87ZM100 74H103L102 76H100ZM107 75V76H105V75ZM125 74V75H124ZM193 74V75H192ZM199 74V73H198ZM203 74V75H204ZM219 74V75H218ZM233 74H235V75H233ZM246 74V75H245ZM252 74H253V76H252ZM256 75V77H255V75ZM161 75H162V77H161ZM218 75V76H217ZM223 75H225V76H223ZM238 75V76H237ZM93 76V77H92ZM208 76V77H207ZM217 76V77H216ZM222 76H223V78H222ZM231 76V77H232ZM239 76H241V77H239ZM258 76H260V77H258ZM3 77V76H2ZM1 77V78H2ZM114 77H115V79H114ZM210 77V78H209ZM242 77L244 78V80L242 79ZM65 78L66 79H70V81H72V82H69V80H65ZM81 78V77H80ZM103 78V79H104ZM107 78H111V79H114L116 82H117V84H119V88L122 90H120L121 92H120V94H122L121 96L122 97H120L119 95L120 94H118L117 93V91H115L116 90V87H117V85H116V82H114V80H111L112 81V83L116 86H114L113 84H111V82H109V81H107ZM120 79L121 81L124 79V80H127L128 79V81L127 82H120V83H118V81H120V80H118V79ZM127 78V79H126ZM207 78H208V80H207ZM212 78V79H211ZM220 78H221V82H220ZM249 78V80H250V78H251V80H254V78H256V79H258L257 80V82H256V80H254V81H251L252 83L253 82H255V84L256 85H258L259 86V88H258V86H256L255 84V86L253 85H249V83H251L249 80H247ZM260 78V79H259ZM82 79H80V81H82ZM141 79L143 80H146L147 82H144L143 83V81H142V84H143V89H145V91L142 89V87H140V82H137V81H141ZM169 80V81H167V80ZM183 79H184V81H183ZM190 79V80H189ZM90 80L91 79H88V81L90 82ZM153 80H154V82H156L155 80H157V81H159L158 83H157V85H159L160 86V84H162V83H165V85H163L164 86V88L166 87V85L168 84V86H170V83L172 84V86L171 87H166L165 88V90L164 91H162L163 90V86L161 85V88L159 87V86H157L156 85V83H155V86L156 87H152V86H154V84H153ZM167 82H166V81ZM174 80V79H173ZM181 80L183 81V83L181 82ZM248 81V84H247V82L246 81ZM0 81H1V79H0ZM66 81H68V82H66ZM189 81V82H188ZM212 81V82H211ZM216 81H217V83H216ZM222 81H225L226 82V87L225 88H228V89H232V91L230 90V91H228L227 92V89H225L226 90V92L228 93H226L225 92V90L224 89H222V91H221V89H219V88H221L220 86H222L223 87V83L224 82H222ZM258 81L260 82V83H258ZM50 82V83H49ZM62 82L64 83V85H62ZM75 82V83H74ZM84 82V81H83ZM107 82L109 83V85L107 84ZM148 82H150L151 83V85H150V88H153V89H149L148 90V92L146 91V89H148L147 88V86L149 87V83ZM193 82V83H192ZM206 82V84H204ZM238 82V83H237ZM241 82V83H242ZM45 83H47V85H45V87L46 86H49V87H51L52 86V89L53 88H57V91H56V89H54L55 91H56V94H59L58 96L60 97V100H58L57 98H58V96L57 95H55L54 94V91L52 90V94H54L53 95V97H50V96H48V98L46 99V95H52L51 93H49L50 92V88H45L44 87V85L43 84H45ZM64 87V91H68V90H66L67 88H65V84L67 83H70V85L68 84V86H69V88L68 89H71V87H78V88H75V89H78L79 91H78V93H73V95L72 94H69L70 92L72 93V92H77V90L75 91L73 88V90L71 91V90H69L68 91V93H67V96H66V93H64L63 92V90H62V88H60V90L62 91V93H60V90H58V88L60 87V84ZM74 83V84H73ZM130 83H132V85H130ZM133 83H134V86H133ZM136 83V84H135ZM137 83H139V85L137 84ZM146 83H147V85H146ZM176 83L179 85H176ZM185 83H188L187 85L185 84ZM195 83V85H193ZM236 83H237V85H236ZM263 83V84H262ZM31 84V83H30ZM73 84V85H72ZM105 84H107V86L105 85ZM122 84V85H121ZM125 84H129V85H127V86H130V87H127V88H125V86L124 85ZM144 84H145V86H144ZM180 84H182L181 86H180ZM24 85V84H23ZM57 85L59 86V87H57ZM72 85V86H71ZM84 85V86H85ZM189 85V86H188ZM207 85V86H206ZM217 85V86H216ZM236 85V86H235ZM55 86V87H54ZM61 86V87H62ZM67 86V85H66ZM90 86H92V88L90 87ZM113 87V88H111V87ZM124 86V87H123ZM229 86H230V88H229ZM39 87L41 88H45L44 90H46L45 91V94L43 93V92H40L39 91ZM79 87H80V89H79ZM104 87H105V89H106V87L108 88H110V90L109 91H111V93H109V91L108 92H104L103 90H100V89H104ZM133 87V88H132ZM182 87V88H181ZM191 87V88H190ZM239 89H238V88ZM243 87V88H244ZM255 87H256V89H255ZM21 88H23V90L25 89L24 87H22L21 85L19 86V88H18V90L17 91H19V94L18 95H20L21 94V92H20V90H22ZM33 88V89H32ZM84 88V89H83ZM88 89V91H87V89ZM93 88H94V90L96 89H98V91H100V92H98V91H93L94 93H95V95L97 94V92H98V94H101V95H98V96H95L94 95V97H98V99H102L101 97H99V96H106V93H107V95L108 96H110L109 94H111V98H113L112 96L114 95V97L116 96V98H118V100L116 99V100H114L115 98H113L112 100L111 99H109V100H111V101H109V102H106V103H111V102H117L116 103V105H114L113 106V104H115V103H113V104H111L112 106V108H110V109H112L113 111H111L112 113H109V108H107L109 105L108 104H105L104 103V105H108L107 107L106 106H104V109H105V111H108V115H107V112H104V109H101V107L100 106H103V105H98V103H99V100L97 99V98H94L93 97V94H92V91H91V93H89V90H93ZM123 88V89H122ZM140 88V89H139ZM158 88H160V89H158ZM168 88V89H167ZM177 88V89H176ZM179 88H181V89H179ZM188 90H187V89ZM218 88V89H217ZM224 88V87H223ZM238 90H237V89ZM262 88V89H261ZM81 89H83V92L82 91H80ZM135 90V92L133 91L132 92V90ZM138 89L140 90V92H142L141 94H143V93H145V94H143V95H138L137 94V91H138ZM141 89L143 90V91H141ZM154 89L156 90V91H154ZM168 91H167V90ZM176 89V90H175ZM184 89H186V90H184ZM259 89V90H258ZM33 90V91H32ZM42 90V89H41ZM84 90H86V92L88 93V94H86L85 93V91ZM124 90V91H123ZM125 90H128L129 92L128 93H130V92H132V93H130L129 95H131V94H135V95H131V97H129V98H132V99H130V101L129 100H127L128 99V97H124L123 96V94H124V92H125ZM151 90H153V92L154 93H152L151 92ZM161 90V91H160ZM170 90V91H169ZM174 90V91H173ZM180 90H181V92H180ZM221 91V93H219L218 94V92H215V91ZM234 90V91H233ZM235 90H237V91H235ZM263 90V91H262ZM112 91H113V93H112ZM179 91V92H178ZM183 91H185V92H183ZM219 91V92H220ZM239 91V92H238ZM250 91H251V88H250ZM254 91H252V93L254 92ZM261 91V92H260ZM24 92V91H23ZM105 93V95H104V93ZM119 92V91H118ZM139 91H138V93H140ZM157 94H156V93ZM165 92V94L166 95H164L163 93ZM202 92V91H201ZM200 92V93H201ZM238 92V94H236ZM42 93V94H41ZM49 93V94H48ZM83 93H85L86 94V96H90V98H88V97H84V95L85 94H83ZM117 95H116V94ZM126 94H124V95H128L127 94V92H125ZM147 93V94H146ZM168 93H171V94H168ZM180 93H182V94H179ZM190 93V92H189ZM231 93H232V95H231ZM235 93V94H234ZM44 94V95H43ZM62 94H65V95H62ZM68 94H69V96H71V97H75L77 100H84V98L85 99H87V100H85L86 101V103H85V101H84V103L85 104H87V102L89 103V102H92V101H94V102H92V103H94L95 105L97 104L98 106H96L95 108L96 109H98V111L101 109L102 111H99V114H98V111L97 110H95V109H93L92 108V104L90 105V104H88V107L86 106L85 108H86V110L83 108V109H79V110H76L75 111V113H77V114H79L80 113V115L78 116L77 114H75V113H73V111H74V109H73V111H72V109H71V107H72V104H74L75 102H77V101H75L76 99L75 98H70L69 96H68ZM75 94V95H74ZM77 94L78 95H80L81 94V96L83 97V98H81V96H77ZM90 94V95H89ZM150 94V95H149ZM151 94H153L154 96H151ZM174 94V95H173ZM175 94H177V95H175ZM187 94V95H186ZM202 94V93H201ZM225 94L227 95V96H229V97H227V96H225ZM230 94V95H229ZM263 94V95H262ZM22 95V94H21ZM30 95H32V96H30ZM41 97V96H44V98L42 99V98H40V99H38L39 98V96ZM62 97H61V96ZM128 95V96H129ZM136 95H138V96H136ZM163 95V96H162ZM182 95V96H181ZM184 95H185V97H184ZM224 95V96H223ZM257 95V96H256ZM57 98H56V97ZM65 96L66 97H68L67 99L68 100H71L72 99V102H71V104H69V102H68V100L65 98ZM77 96V97H76ZM107 96V97H108ZM141 96H144V98L143 97H141ZM146 96V97H145ZM150 96V97H149ZM161 96V97H160ZM167 96V97H166ZM171 96V97H170ZM180 96V97H179ZM188 96V97H187ZM199 96V95H198ZM233 96H235V97H233ZM238 96V97H237ZM239 96H241V98L239 97ZM244 96V95H243ZM263 97V100H260L259 99V97ZM80 97V98H79ZM103 97V98H104ZM107 97H105V99H103V100H101V101H106L108 98ZM119 97L120 98H122V100H124L123 99V97L124 98H126L125 100H127V101H125V102H123V103H127V105L125 106V104H123L122 103V101H120V99H119ZM137 97L138 99L139 98H141V99H139L140 101H143L142 103H144V101H145V104H141V102L140 101H136V103H138V105L137 106H139V107H141L143 110H146V111H144L143 112V110H140L139 109V107H137V108H135V106L136 105H134V100H135V98ZM158 97H160V100L157 102V100L159 99ZM164 97V98H163ZM174 97V99H170V98H173ZM175 97H177V99L175 98ZM181 97H184L183 99H185V98H187L186 100H184V101H182L183 99H181ZM200 97V96H199ZM202 97V96H201ZM224 97V98H223ZM233 99H232V98ZM29 98V99H28ZM50 98V99H49ZM52 98H55L56 100H58L57 102L55 101V99H52ZM63 100H62V99ZM64 98L67 100V102H68V107H67V104H64V106H66V108L62 105V104H60L59 103V101H66V100H64ZM136 98V99H137ZM145 98H148V99H145ZM151 98V99H150ZM156 98H158V99H156ZM166 98H169V99H166ZM190 98V99H189ZM204 98V97H203ZM227 98V99H226ZM231 98V99H230ZM234 98H239L238 99V101L235 99L234 100ZM245 100H244V99ZM254 98H253V100H254ZM30 102V104H29V102L27 101V100ZM48 99H49V102H51V104H49V102H48ZM74 99V100H73ZM91 99H94V100H91ZM96 99V100H95ZM134 99V100H133ZM137 99V100H138ZM142 99H144V100H142ZM154 99L156 100V102H154ZM162 99V100H161ZM202 99V98H201ZM227 100V101H225V100ZM4 100V99H3ZM47 100V101H46ZM82 100L80 101V102H82ZM133 100V102H131ZM146 100H150V102H153L152 104L151 103H148V101H146ZM165 100H167L166 102H164ZM170 100V101H169ZM174 100V101H173ZM176 100V101H175ZM178 100V101H177ZM198 100H200V101H198ZM211 100V99H210ZM231 100V102L232 103H228L229 101ZM240 100H244V101H240ZM55 101V102H54ZM61 101V102H62ZM73 101H75V102H73ZM97 101H98V103H97ZM108 101V100H107ZM172 101V102H171ZM186 101V102H185ZM188 101H190V102H188ZM191 101H192V103L195 105V106H193V104L191 103ZM1 102H3L4 104H6V105H4L3 103H1ZM26 102H28V103H26ZM79 102V101H78ZM129 102H131V103H129ZM161 104H160V103ZM164 104H166V105H164ZM174 102H176V103H174ZM179 102H181L180 103V105H182V106H180L179 105ZM184 102V103H183ZM259 102V103H258ZM52 103H54V105L52 106ZM55 103H57V104H55ZM63 103V102H62ZM66 103V102H65ZM121 105V104H123V107H122V109H120L121 108V106L119 107V104ZM129 103V104H128ZM156 103V104H155ZM171 103V104H170ZM191 103V104H190ZM228 103V104H227ZM255 103V102H254ZM2 104V105H1ZM36 104H37V106H36ZM60 104V105H59ZM76 104V103H75ZM74 104V105H75ZM79 104V103H78ZM78 104H76L77 105V108H79V106H80V104L78 105ZM93 104V105H94ZM100 104H102V102H100ZM142 106H141V105ZM160 106H159V105ZM171 106H174V109H172L171 107H169L170 105ZM172 104H174V105H172ZM175 104H176V106H180V107H182L183 108V110H181V108L180 107H175ZM190 105V106H188V105ZM232 104L233 105H235L236 104V106H232ZM256 104V103H255ZM54 107L55 106V109H52V107ZM56 105H58V106H61V108H59L58 106H56ZM73 105V107L75 108L76 106H74ZM81 105L84 107L85 105H83V103H81ZM94 105V106H95ZM134 106V107H132V106ZM146 105H149L147 108H151V109H146ZM154 105H158V107L157 106H154ZM221 105H222V107H221ZM223 105H225V109H224V107H223ZM226 105H228V106H226ZM39 106V107H38ZM41 106H43V108L41 107ZM49 106V107H48ZM71 106V107H70ZM82 106H80L81 108H82ZM127 106H129L131 109H128L129 107H127ZM168 106V107H167ZM215 106H218V107H215ZM257 106V105H256ZM48 107V108H47ZM51 107V108H50ZM72 107V108H73ZM92 108V111L90 110V109H88V108ZM98 107V108H97ZM110 107V106H109ZM119 107V108H118ZM153 107H155L154 109H153ZM162 107V108H161ZM205 107H207L206 109H205ZM227 107H229V108H227ZM233 107V108H232ZM237 107V108H236ZM259 106H257V108H258ZM9 110H8V109ZM56 108H59V109H56ZM62 108H65V110L64 111H66V112H64L63 110H62ZM67 108H69V109H67ZM115 108V109H114ZM159 108H161V109H159ZM188 108V109H187ZM198 108H199V110H198ZM216 108V110H214ZM222 108H223V110H222ZM235 108H236V110H235ZM27 109V110H28ZM43 110L42 112L40 111V110ZM44 109H45V113H47V114H44ZM46 109H47V111H46ZM68 111H67V110ZM71 109V111H69ZM107 109V110H106ZM116 109H118V110H120V111H118V110H116ZM128 109V110H127ZM135 109V110H134ZM153 109V110H152ZM166 109V110H165ZM177 109H180L179 111H177V112H174V111H176ZM187 109V110H186ZM192 109V110H191ZM195 109H197L196 110V112L194 111ZM219 109L220 110H222L221 112L224 114H222L220 111H219ZM230 109H232V110H230ZM258 110V109H256V111L257 112H255L253 115L255 116L257 113H260L261 111H264V108L262 109V110ZM2 110V109H1ZM50 110V111H49ZM51 110H55V111H51ZM58 112H60V110H62V112H60V114L59 115H57V111ZM92 112H90V111ZM133 110V111H132ZM141 111V112H138V111ZM154 110H155V114H153V112H154ZM159 110V111H158ZM170 110H172V111H170ZM211 110H214V112L213 111H211ZM224 110H225V112H224ZM230 110V111H229ZM241 112H240V111ZM49 111V112H48ZM86 113H84V112ZM96 111V112H95ZM127 111H129L130 113H132V114H130V113H128ZM149 111V112H148ZM151 111V112H150ZM170 113V115H164V114H169L168 112ZM183 111V113H181ZM188 111H189V113H188ZM196 113L195 115H197L198 113V117H197V119L196 118H193V117H196L195 115H191L190 114V112L192 113V114H194V112ZM197 111H199V112H197ZM203 111V112H202ZM208 111V112H207ZM217 111V112H216ZM228 111L230 112V113H232V114H236V115H233L232 116V114H229L228 113ZM234 111V112H233ZM21 112V113H20ZM52 112H54V114L55 115H52L53 113ZM71 114V115H69V117H68V114L69 113ZM72 112V113H71ZM89 112V113H88ZM100 112H104V113H100ZM114 112H115V114H114ZM125 112V113H124ZM147 112V113H146ZM162 112V113H161ZM164 112H166V113H164ZM201 112V113H200ZM204 112L206 113V115L204 114ZM210 112H212V113H210ZM218 112H220L221 113V115H220V113H218ZM244 112H245V110H244ZM242 113V114H245V113ZM19 113H20V115H19ZM49 113H51V115L49 114ZM67 114V115H61V114ZM83 113V114H82ZM90 115H88V114ZM135 113H136V116H135ZM143 113H145V114H143ZM153 114L155 117H153V115H150V114ZM185 113V114H184ZM209 113V114H208ZM264 113V112H263ZM4 114V115H3ZM42 114H44L45 116H43ZM91 114H93V115H91ZM97 114V115H96ZM104 114H106V116H104ZM111 114H114V115H111ZM123 114V115H122ZM125 114V115H124ZM130 114V115H129ZM141 114H143V115H141ZM160 114V115H159ZM163 114V115H162ZM179 114V115H178ZM214 114V115H213ZM219 114V115H218ZM261 114V113H260ZM15 115H17V116H15ZM39 115V116H38ZM50 115V116H49ZM73 115V116H72ZM76 115V116H75ZM84 115V116H83ZM99 115H101V116H99ZM103 115V116H102ZM122 115V116H121ZM132 115V116H131ZM174 116V115H176L175 116V118L176 119H178L179 120V118H181L182 117V119H183V121H182V119H181V124H184L185 125V122H187V121H189L190 120V125H191V120H201V119H204V120H206V122H205V124L202 126L201 124H199L198 125V123L200 122H203V120H201V121H199V122H197V124H192V128L194 129V127H195V131H196V133H198V131H197V129L199 130L200 129V125H201V128L202 129H204L205 131H207L208 133H207V135H206V137H207V140H206V138H205V141H208V140H210V138L212 137V141H210V142H214V143H209V141L208 142H206L207 144H206V146H201V147H199L198 146V144L196 145V144H194L195 145V147H199V149L201 148H203V150H201V151H204L203 152V155H204V157H203V155L201 154V152L198 150V148H197V150L200 152V154L202 155V157H201V155H199V158H203V159H206L207 161H205L204 162V160L203 159H198V160H200V162H199V164H198V160H195L194 158H193V160H194V162H197L196 164L193 162V160H192V155H194V153H193V150H191V151H189L190 149H189V147H190V145L191 144H193V142H195V143H197V142H199L198 140L199 139H195V140H192V139H194V138H197L195 135H197V134H193V135H191L192 133H194L193 131V129L191 128L190 130L192 131V132H189V123H187L188 125H185V127H184V125H179L178 124V120L174 123V124H176L177 123V125H176V129L177 128H179V130H176L175 129V131H177V133H175V131H171V133L169 132H167V130L169 131V128H172V127H168L170 124H172V121L174 122L176 119H171V121H167L168 119H166L167 118V116H170V117H168V118H174V117H172V116ZM191 115V116H190ZM201 115V116H200ZM202 115H204V116H202ZM208 115V116H207ZM227 115V117H226V119H225V117L224 116H226ZM230 115H231V117H230ZM239 115V116H238ZM252 115V117H254ZM4 116H7L6 118L4 117ZM10 116H13L12 118L10 117ZM21 116V117H20ZM23 116V117H22ZM51 116H55V118H57V119H54V117H51ZM60 116V117H59ZM91 116L93 117L92 119H91ZM110 116H114V118L113 117H110ZM126 116H128V117H126ZM132 118H130V117ZM138 116H140V117H138ZM149 116V117H148ZM150 116H152V117H150ZM159 116V117H158ZM162 118H161V117ZM179 116V117H178ZM190 116V119L188 118ZM220 116V117H219ZM228 116H229V118H228ZM257 116V115H256ZM262 117V116H264L263 114L262 115H258L257 116V118H258V121L257 120H255V121H257V124L264 118H260V117ZM16 117H18V118H23V119H21V120H24V121H21L20 119H17ZM36 117V118H35ZM48 117V118H47ZM65 118V120H64V118ZM66 117H68V118H66ZM82 117V118H81ZM84 117V118H83ZM102 117H106V118H102ZM108 117H109V119H108ZM125 117V118H124ZM136 117V118H135ZM147 117V118H146ZM165 117V118H164ZM184 117H187L188 118V120H187V118L185 119ZM207 117V118H206ZM211 119H210V118ZM215 117V118H214ZM220 119H219V118ZM221 117H223V118H221ZM239 117V118H238ZM7 118L9 119V118H11V119H15V121H14V124H15V127H14V124H12L13 123V121H11V119L10 120H8L7 121ZM25 118H28V119H26L25 120ZM35 119V120H33V119ZM40 118H42V119H45L46 118V122L47 123H45V124H42V123H44L45 121L44 120H42V119H39ZM53 118V119H52ZM60 118V119H59ZM63 118V119H62ZM71 118V119H70ZM75 118V119H74ZM77 118V119H76ZM88 118V119H87ZM96 118H98V119H96ZM101 118V119H100ZM121 118H123V119H121ZM127 118H130V119H127ZM145 118V119H144ZM151 118V119H150ZM155 118H157V119H155ZM191 118H193V119H191ZM200 118V119H199ZM231 118H233L232 119V121H234V122H229L230 120H231ZM236 119V121H237V123H236V125L234 126V124H235V119ZM254 118H256V117H254ZM48 119V120H47ZM50 119H52V120H56L55 121V123H53V130L52 129H50L51 128V126H52V123L51 122H54V121H51ZM69 119V120H68ZM73 119V120H72ZM80 119H82V121L80 120ZM93 119H95L96 121H94ZM138 119V120H137ZM140 119V120H139ZM145 121H144V120ZM149 119V120H148ZM161 119V120H160ZM162 119H166V121H165V123L167 122H169V124H165L164 122H160V121H163ZM209 119V121H207ZM218 119V120H217ZM221 119H222V121H221ZM228 119H229V121H228ZM237 119H239V120H237ZM260 119V120H259ZM16 120H18V121H16ZM20 120V121H19ZM28 120V121H27ZM38 120V121H37ZM42 120V121H41ZM70 120H72V123H74V124H71V121ZM90 121H92L93 120V122H90V124H89V122ZM106 120H108V121H106ZM129 120V121H128ZM136 120V121H135ZM170 120V119H169ZM225 120V121H224ZM3 121V122H2ZM39 121L40 122H42L41 124H39ZM44 121V122H43ZM51 121V122H50ZM57 121L58 122H61V121H65L64 123L62 122V123H57ZM77 121H79V122H77ZM81 121V122H80ZM84 121V122H83ZM87 121V122H86ZM132 122V123H135V124H132V123H129V122ZM143 121V122H142ZM147 121V122H146ZM149 121V122H148ZM180 121V120H179ZM211 121V122H210ZM215 121V123H216V126H218V125H220V124H222L221 125V127L223 128H221L220 126H218V127H220V128H215V125H214V123H213V127L216 129V132H211V130L210 129H213V127H212V122H214ZM218 121H220V122H228L227 124L229 125V123H230V126H225V125H227L226 123H219ZM242 121H243V123H242ZM38 122V123H37ZM98 122V123H97ZM139 122H141L140 123V127L138 126L139 124ZM153 122V123H152ZM157 122H159V124H157ZM194 122V121H193ZM192 122V123H193ZM238 122H239V124H238ZM78 123V124H77ZM81 123V124H80ZM89 125H88V124ZM95 123V124H94ZM101 123V124H102ZM155 123V124H154ZM162 123L163 124H165L164 126H167V127H165L167 130H165V128H164V126L162 125ZM204 123V122H203ZM202 123V124H203ZM206 123H208V125H206ZM261 123H263L264 124V119L261 121ZM2 124V125H3ZM26 124L25 123H23L22 125L23 126H26ZM37 124H39V125H37ZM48 124H49V127H48ZM51 124V125H50ZM57 124H59V125H62V126H59V125H57ZM65 124V125H64ZM79 125V126H77V125ZM105 124V125H104ZM116 126H115V125ZM129 124L131 125V126H129ZM143 124V125H142ZM149 124H151L150 126H149ZM156 126H154V125ZM246 124L247 123H245L243 126L246 128ZM1 125V126H2ZM45 125H47V126H45ZM73 125V126H72ZM86 125V126H85ZM97 125V126H98ZM109 125H111V124H109ZM147 125V126H146ZM157 125H158V127H157ZM159 125H162V127H163V129L162 130H164V131H162L163 133H160V132H157V130H159V131H161V129H160V126ZM197 126V128H196V126ZM210 125H211V127H210ZM237 125H239V126H237ZM259 125V124H258ZM258 125H256V127L258 126ZM9 126L7 127V126H2V127H4L5 128V130L3 129V131L1 132L2 134L6 131V130H9V129H7V128H9ZM20 126L21 125H19V127H18V129L20 130V129H24V127L22 126V128H20ZM31 126V127H32ZM55 126H57V127H55ZM60 127V129H64V130H59V129H54V128H59ZM80 126H82L83 128H81ZM88 126V127H87ZM112 126V125H111ZM143 126V127H142ZM152 126V127H151ZM171 126V125H170ZM173 126V125H172ZM178 126V127H177ZM181 127V129H180V127ZM194 126V127H193ZM2 127H0V130H2ZM7 127V128H6ZM17 127H16V130H17ZM45 127V128H44ZM47 127V128H46ZM66 127H68L67 129H66ZM70 127H72V128H70ZM79 129H77V128ZM86 127V128H85ZM112 127V128H113ZM123 127V129H121ZM131 127V128H130ZM133 127V128H132ZM139 127V128H138ZM154 127V128H153ZM188 127V128H187ZM204 127V128H203ZM232 128V130H231V128ZM260 127V129H262L263 130V127H264V125H260L259 126ZM258 127V128H259ZM75 128V129H74ZM85 128V129H84ZM116 128V129H117ZM128 128V129H127ZM136 128V129H135ZM152 128V129H151ZM173 128H175V125H174V127ZM185 129V132H186V130H187V132H189V133H191V134H189V133H185V134H188V135H191V136H188V135H184L183 137H185V136H187L185 139L187 140V139H190L191 140V143L189 144V147H188V145L186 146V145H184L183 144V142H185V139L183 138V137H180V135L182 136L183 134H180V133H182L183 132V130ZM230 129L231 130V133L230 132H228L229 130L228 129ZM234 128V129H233ZM66 129V130H65ZM74 129V130H73ZM94 129V128H93ZM145 129H146V131H145ZM148 129V130H147ZM215 129L213 130V131H215ZM219 129H221V130H219ZM227 130V132L228 133H230L229 134V137H228V135L227 136H225L226 135V130ZM237 129H239V130H237ZM260 129H258V130H256L257 132L258 131H260V132H258L259 134H264V130L262 131V130H260ZM11 130V131H12ZM27 130H29V131H27ZM39 128L37 129V131H36V133H38L39 132ZM52 130V131H51ZM73 130V133L71 132ZM83 131V132H81V131ZM107 130V131H106ZM114 130L116 131V132H114ZM119 130H120V132L121 131H124V132H121L122 134H120V132H119ZM127 130H128V132H129V134H131L132 132H134V134L132 133L131 135H129L128 133H127ZM138 130V131H137ZM141 130H143V131H141ZM154 130H156L155 132H154ZM171 130V129H170ZM174 130V129H173ZM210 130V131H209ZM58 131V132H57ZM137 131V132H136ZM232 131H233V134H232ZM13 132H10V130L8 131V133H13ZM21 132V131H20ZM23 132H25V130L23 131ZM23 132H21L22 134H24ZM25 132V133H26ZM34 133V131H31V133ZM57 132V133H56ZM71 132V133H70ZM105 132H106V135H100L101 133L102 134H105ZM110 132L113 134H110ZM140 132H143V133H140ZM144 132H146V133H144ZM151 132H154V133H151ZM165 132V133H164ZM179 132V133H178ZM199 132H201V129L199 130ZM212 134H211V133ZM263 132V133H262ZM25 134V135H27L26 137H28V134ZM31 133H30V135H31ZM40 133V132H39ZM38 133V134H39ZM53 133H56L55 135L53 134ZM70 133V134H69ZM99 133V134H98ZM127 133V134H126ZM140 133V134H139ZM148 133V134H147ZM156 133H159V134H161V136L159 135V136H157V134ZM202 133H204V131H202ZM210 133V134H209ZM215 133H217V134H215ZM53 134V135H52ZM65 134V133H64ZM77 134V135H78ZM108 134H110L109 135V137H108ZM114 134H116V135H114ZM118 134H120V135H118ZM126 134V136H124ZM166 136V134H167V136L166 137H162V136H164V135ZM213 134H214V137H213ZM225 134V135H224ZM1 135V134H0ZM4 135V134H3ZM1 135L0 136V143H1V145L3 144V142L1 141V139H2V137L4 138V140L3 141H5V136H9V137H7L6 138V141L8 142V147H10V145L12 144V145H14V143H9V141H12L11 140V138L12 139H15V137L13 136V137H11L10 138V136H12V135H14V134H6V135ZM34 135H35V133H34ZM33 135V136H34ZM81 135H79V136H81ZM119 136V138H117L118 136ZM127 135H129V136H127ZM134 135V137H136V138H132V136ZM139 135H141V136H139ZM150 135V136H149ZM170 135V136H169ZM210 135V136H209ZM32 136V137H33ZM38 136V135H37ZM54 136H56V137H54ZM71 136V135H70ZM76 136V135H75ZM113 136V137H112ZM131 136V137H130ZM145 136V137H144ZM171 137V138H169V137ZM172 136H174V137H176V138H174V137H172ZM231 136V137H230ZM25 137V136H24ZM25 137V138H26ZM34 137H36V135L34 136ZM63 137V138H62ZM78 137V136H77ZM82 137V136H81ZM81 137H78V138H81ZM85 137V139H88L89 140V138H86ZM90 138H91V136H89ZM97 137V138H96ZM99 137V138H98ZM102 137V138H101ZM112 139H111V138ZM114 137H116L115 138V140L113 139ZM121 137H122V140H121ZM128 137V138H127ZM138 137V138H137ZM139 137L141 138V140L139 139ZM191 137H192V139H191ZM210 137V138H209ZM228 137V138H227ZM237 137H239V136H237ZM261 136L259 135L258 136V140H259V142L260 143H264L263 141V139H264V135H263V137H261ZM78 138H76V140L78 139ZM100 138H101V142H103V143H99V141H100ZM104 138H105V140H104ZM125 138V139H124ZM130 138V142H128V143H125V142H127L128 141V139ZM143 138V139H142ZM146 140H145V139ZM162 138H164L165 140H167V138H169L170 139V141H169V139H168V143H166L167 144V146H166V144L164 143V142H166L164 139H162ZM172 138H174V139H172ZM183 140V142H182V140ZM225 140V143L224 142H220L221 140L223 141V139ZM230 138H232V141H231V139ZM263 138V139H262ZM7 139H9V141L7 140ZM83 137H82V139H81V142H83ZM84 139V140H85ZM96 139H99V140H96ZM103 139V140H102ZM110 139V140H109ZM118 139H119V141H120V143H119V141H118ZM133 139V140H132ZM180 139V140H179ZM215 139H216V141H215ZM219 139V140H218ZM228 139H229V141H228ZM16 141H17V139H15ZM15 140H13L14 142H15ZM50 140V139H49ZM91 140V139H90ZM112 140H114L113 142H112ZM163 140V141H162ZM190 140H187V141H190ZM236 140H238V139H236ZM36 141V140H35ZM62 141H66L67 142V139L65 140H62ZM104 141H111V142H109V144H107L108 142H104ZM124 141V142H123ZM131 141H132V144H131ZM133 141H135V142H133ZM145 141H148V143H146ZM186 141V143L188 144V142ZM231 141V142H230ZM7 142H5V144H3V146H7L6 145V143ZM53 142V143H54ZM65 142V143H66ZM115 142V143H114ZM139 142H140V144H142V145H140L139 144ZM143 142H145V145H144V143ZM163 142V143H162ZM170 142V143H169ZM182 142V143H181ZM226 142H230V143H232L231 145H230V143H226ZM237 142L238 141H236V143L235 144H237ZM16 143V142H15ZM63 143V142H62ZM111 143V144H110ZM118 143V146L117 145H114V144H117ZM124 143H125V145H124ZM161 143H162V145H161ZM171 143H174V144H177L175 147H172V146H174V144L172 145ZM221 143V145H224L225 146V148L227 147L226 146V144H228V147H229V145L231 146V147H229V148H226V149H229L228 151L229 152H225V151H222V150H226V149H224V147L222 146V148L223 149H221V145H217V144H220ZM119 144L121 145V147H123V146H125L126 147V151L124 152L123 151V148H120V146H119ZM122 144H123V146H122ZM181 144V145H180ZM182 144L185 146V147H188V148H186V151L185 150H183V148L185 149V147L184 146H182ZM202 144V143H201ZM200 144V145H201ZM209 144H211L212 146H210ZM234 144V147L235 146H237V149H238V151H236L237 153H240V148L241 147H238L239 145H240V143L239 144H237V145H235ZM0 145V147H2ZM52 145V146H51ZM113 145V146H112ZM127 145H129L130 146V148L127 146ZM138 145H140L141 146V149H140V147L138 146ZM194 145H192V147H194ZM207 145H208V147H207ZM215 145H217V146H215ZM43 146V148H41ZM97 146H95L94 148H96ZM103 146V145H102ZM114 146H117V148H120V149H117L116 147H114ZM136 147V149L134 148V147ZM148 146H150V147H148ZM172 147V148H170V147ZM178 146L180 147L179 149H178ZM213 146H215V147H213ZM220 146V147H219ZM112 147V148H111ZM124 147V148H125ZM137 147H139V149H137ZM148 147V148H147ZM195 147L193 148L194 150H196L195 149ZM210 147V148H209ZM213 147V150L211 149ZM143 148V149H142ZM150 148V149H149ZM152 148V149H151ZM154 148H155V150H154ZM162 149V151L164 152H162V151H157L156 152V150H158V149ZM176 150H174V149ZM215 148V149H214ZM114 149H117V150H114ZM178 149V150H177ZM209 149V150H208ZM212 151H211V150ZM236 148H235V150H237ZM118 150H120V152L118 151ZM135 150V151H134ZM138 150H140V151H138ZM146 150H149V151H147L146 152ZM150 150H153V153H151L152 151H150ZM188 150V151H187ZM181 151H182V153H181ZM243 151V150H242ZM115 152V153H114ZM117 152H118V155H116L117 154ZM138 152V153H137ZM141 152V153H140ZM158 152H160L159 154H158ZM172 154H171V153ZM192 153V155H190L189 153ZM211 152V153H210ZM212 152H213V155H211L212 154ZM216 152H218V153H216ZM225 152V153H224ZM231 152H235L234 150H232ZM236 152L234 153L235 155H237L236 154ZM246 151L244 150V152H242L243 154L245 153ZM36 153V154H35ZM40 153V154H39ZM54 153H56V152H54ZM83 152L81 151V153H80V155L82 154ZM113 153H114V155H113ZM120 153V154H119ZM124 153V154H123ZM133 153L137 156H134L133 155ZM140 153V154H139ZM150 153V154H149ZM162 153H163V155H162ZM175 153V154H174ZM186 153H188L191 157H189V160L190 161H185V160H188L187 158V156L188 155H185ZM205 153V154H204ZM220 153V154H219ZM222 153V154H221ZM38 154V155H37ZM85 154V153H84ZM121 154H123V155H121ZM141 154L143 155L142 157H146L145 159L144 158H141ZM152 154V155H151ZM208 156H207V155ZM218 154V155H217ZM36 155H37V157H36ZM149 155V156H148ZM158 155V157H156ZM160 155H162L163 157H161V159L159 160V158H160ZM164 155H166L165 156V159H164V161H163V158H164ZM182 155H184L183 157L185 158V157H187V158H185V159H183V157H182ZM195 155H197V154H195ZM194 155V156H195ZM6 156V155H5ZM59 156V157H58ZM58 156H56L55 155V158L56 157H58L60 160H58V161H63V162H57L58 164H60V163H64L65 164V166L66 167H64L65 169H67L68 168V170H69V167H70V169H72V168H74V166H76V165H74L73 163H71V164H69V160H67V162L65 161L66 159H68L67 158V156L65 157L64 155L62 156V158L64 159H61V155H58ZM132 156H130V154H128V156L127 157H129V158H131ZM154 158V156H155V158L153 159L152 157ZM177 156V157H176ZM206 156V157H205ZM210 156V157H209ZM215 156V157H214ZM220 156V157H219ZM119 157H117L116 159H114V157H113V159L114 160H116V161H120V159H126V156L123 158V157H120V159L119 160H117ZM167 157H168V160H167ZM196 157V156H195ZM213 157V158H212ZM224 157H226V156H224ZM150 158V159H149ZM171 158V160H169ZM197 158V157H196ZM210 159V160H208V159ZM215 158V159H214ZM53 159H54V162H53ZM138 159L141 161H138ZM141 159H143V160H141ZM153 159V160H152ZM182 159H183V161H182ZM7 160V161H6ZM16 160V161H15ZM145 160V161H144ZM150 160L152 161V163H149L150 162ZM181 160V161H180ZM226 159H224V161H225ZM159 161H160V163H159ZM180 161V162H179ZM204 162V163H201V162ZM210 161V162H209ZM223 161V162H224ZM8 162H10V164H12L13 166L12 167H15V165H16V168H18V169H16V168H14V170H16V172H18V173H21L22 175H24V176H26V173L27 172H29V173H32L31 175H34L35 174V172L37 173V175H36V181H38L37 183L33 180L32 181V179H34V178H32L31 176V178L29 177V174L27 175V177H29V178H27V177H24V176H22L21 174H19V175H21V176H18L16 173H14V170L12 169V167H11V165H9V163ZM39 162V163H38ZM52 162H53V164H52ZM148 162V163H147ZM163 162V163H162ZM170 162V163H169ZM188 162H190V163H188ZM207 162V163H206ZM222 162V161H221ZM19 163H20V161H19ZM56 163V164H57ZM164 163H168V164H164ZM185 163V164H184ZM202 164V168H203V170H204V165L206 166V165H208L209 167L208 168H210L211 169V167H210V165L208 164V163H210V164H212L211 166H213V168H212V170H210V172L212 171V173L215 175V176H211L210 175V177H212L213 179H211V178H208L209 176H207V175H209V170H208V174H207V169H205L206 171H203L202 169H200L201 167H199L198 169V171H199V173L202 171V173L203 174H199L198 176L201 178V180L202 179H204V180H200L201 182H198V180L199 179H196V178H199V177H197L196 175L198 174V172H197V170H196V168H197V164H198V166H200L201 164ZM215 163V164H214ZM3 164V165H2ZM55 164V165H56ZM57 164V165H58ZM63 164V165H64ZM69 164V165H68ZM144 164H146L145 165V167H144ZM150 166H149V165ZM153 164H155V165H153ZM159 164V165H158ZM162 164H164V166H162ZM172 164H174V165H172ZM187 164H189V165H191V166H187ZM192 164L193 165H195L194 167L195 168H193V166H192ZM72 165H74L73 167H71ZM153 165V166H152ZM167 165H169V166H167ZM185 165H186V167H185ZM221 165H222V163H221ZM11 167V168H8L7 169V167ZM18 166H21V167H18ZM59 166H61V164L59 165ZM67 166H69V167H67ZM143 168H142V167ZM152 166V167H151ZM167 166V167H166ZM264 166V164L262 165V167H261V165H260V167L258 168V172H264L263 170L264 169H262V168H264L263 167ZM44 167V168H43ZM169 167V168H168ZM173 168V169H171V168ZM178 167V168H177ZM207 167V166H206ZM3 168V169H2ZM22 168V169H21ZM40 168H43V169H45V170H41V171H43V172H41V171H39L40 170ZM140 168H142V169H140ZM148 168H150V169H148ZM159 168V169H158ZM164 168H166L167 170H165ZM190 168V170H187V169H189ZM25 169H27V171H25ZM37 171H36V170ZM54 169V170H53ZM105 169H108V167L106 166V168H104V170ZM156 170V172H158V173H156L155 172V170ZM163 169V170H162ZM176 169H178L179 171H177ZM192 169L194 170V172H195V174L193 173V172H191L192 171ZM262 171H261V170ZM13 170V171H12ZM21 170V171H20ZM25 171L24 173L22 172V171ZM35 170V171H34ZM49 170H52V174L51 175H49V176H46V175H48V174H50L51 172L49 171ZM142 170V171H141ZM154 170V171H153ZM170 170V171H169ZM172 170L177 174H175V173H171L170 174V172H172ZM5 173H4V172ZM11 171L13 172V174H11ZM44 171L45 172H48L47 174H45V177H51L52 175H54L53 177H55L56 176V174H57V177H55L56 178V180L54 181L53 180V177H51V178H48V179H52V181H54V182H52V181H50V180H48L47 178H45L44 177V174H42V173H44ZM54 171V172H53ZM57 171V170H56ZM107 171V170H106ZM109 171H111V170H109ZM140 171V172H139ZM151 171V172H150ZM163 171H165V172H163ZM184 173H183V172ZM189 171V172H188ZM152 172H154L155 173V176H154V173H152ZM216 172H218V171H216ZM220 172V171H219ZM253 172H255V173H258L257 171H253ZM7 173V174H6ZM34 173V174H33ZM39 173H40V176H39ZM53 173H55V174H53ZM130 173L131 174H134L132 171H130ZM139 173V174H138ZM141 173V174H142ZM147 173V172H146ZM166 173H168V174H166ZM178 173L180 174H184V175H181V176H179L178 175ZM187 173V174H186ZM191 173L193 174V175H191ZM211 173V174H212ZM206 174V175H205ZM212 174V175H213ZM2 175H4V176H2ZM17 175V176H16ZM61 175H63V173H61ZM145 175V174H144ZM162 177H161V176ZM164 175V176H163ZM171 175V176H170ZM186 175V176H185ZM188 175V176H187ZM201 175V176H200ZM202 175L203 176H207L206 178L207 179H205V177H202ZM251 175V176H250ZM264 175V174H263ZM8 178H7V177ZM11 176V177H10ZM37 176H39L41 179H39V177H37ZM64 177H65V175H63ZM63 176H61L60 178L62 179V177ZM149 175L147 174V177H148ZM154 176V177H153ZM159 176V177H158ZM173 176H174V178H173ZM190 176H192V178L190 177ZM196 176V177H195ZM217 176V177H216ZM6 177V178H5ZM15 177H17V178H15ZM19 177V178H18ZM25 178V179H23V178ZM35 177V176H34ZM43 177L45 178V180L46 181H44L43 182V187H41L42 186V181L44 180L43 179ZM64 177H63V179H64ZM150 177H148V178H150ZM169 177V178H168ZM178 177V178H177ZM184 177V178H183ZM214 177H216V178H214ZM81 178H83V177H81ZM171 178H173V179H171ZM186 178H188V179H186ZM191 178V179H190ZM194 178V179H193ZM220 178V180H218L219 182H221V183H216V182H218L217 180L215 181L214 179H219ZM242 178V177H241ZM248 178V179H247ZM13 180V181H10V180ZM15 179V180H14ZM18 179H19V181L20 182H23V183H18L19 181H18ZM23 179V180H22ZM26 179H28L29 181H31V182H28V181H26L25 182V180ZM37 179H39V180H37ZM67 179V178H66ZM182 179H184L183 181H182ZM193 179V180H192ZM208 179H210V180H214V181H211V183L208 181ZM228 179V178H227ZM226 179V180H227ZM263 179V180H262ZM18 182H17V181ZM48 180V181H47ZM71 180H74L75 182L73 183V182H71V184H70V182L69 181H71ZM170 180V181H169ZM177 180V181H176ZM178 180H181L182 182H180V183H182V184H180V183H177L178 182ZM245 180V181H244ZM249 180V181H248ZM258 180H260L261 181V183H260V181H258ZM15 181V182H14ZM39 181H41L40 183H39ZM50 181V182H49ZM98 180H96L95 181V183L97 182ZM176 181V182H175ZM196 181V182H195ZM203 181H205V182H203ZM250 181L251 182H253V183H250ZM257 181V183H255ZM5 182V183H4ZM11 183V186H10V183ZM29 183V184H26L27 185V187L26 188H28L27 190H26V188L24 187V186H26L25 185V183ZM33 182H35L34 184H32L33 186H30V183H33ZM64 184H63V183ZM167 182V183H166ZM187 184H186V183ZM213 182H215V185L216 186H214V184H213ZM226 182H228V180L226 181ZM248 184V182H249V184H251V185H247L246 183ZM12 183H14V184H12ZM24 184V186H22V185H18L17 186V184ZM44 183H50V186H48V189H46V187H45V185L46 184H44ZM52 183V184H51ZM55 183V184H56ZM62 183V184H61ZM67 183V182H66ZM83 183H84V181H83ZM86 183H84V184H86ZM95 183H91V185L92 184H95ZM98 183V182H97ZM96 183V184H97ZM171 183H173V184H171ZM200 183V184H199ZM209 183V184H212L213 185V188L214 189H211L210 187H212V186H210L209 184V186L207 185V184ZM229 183V182H228ZM232 183H235V184H232ZM240 183H244V184H241L240 185ZM263 183V184H262ZM38 186H37V185ZM60 184V185H59ZM67 184V185H68ZM99 184V183H98ZM165 185V187L163 188V186ZM178 184H180V186H176V185H178ZM198 184V185H197ZM13 185L15 186L14 188H13ZM34 185H35V187H37V189L36 188H30V187H34ZM48 185V184H47ZM46 185V186H47ZM82 185V184H81ZM174 185V186H173ZM184 185V186H183ZM206 185V186H205ZM222 185H225L224 187H225V189H223L224 187L222 186ZM233 185V186H232ZM240 185V186H239ZM255 185V186H254ZM259 185H262V186H259ZM20 186H22L23 188H25V191L26 192H23L24 190L23 189H21V190H19L18 191V187H20ZM28 186H30V187H28ZM58 186H56V187H58ZM78 185L77 184H75V186L74 187H72V188H76V189H78V187H77ZM207 188V189H209L208 191H205V190H207L205 187ZM229 186V187H228ZM231 186V187H230ZM236 186H238L237 188H236ZM245 186H249L248 188L247 187H245ZM250 186H251V189L252 190H250L249 188H250ZM260 188H259V187ZM108 187V186H107ZM110 187H112V184H110V186L108 187V188H110ZM202 187V188H201ZM216 187H219V189L218 188H216ZM242 187H243V189H242ZM4 188H6V189H4ZM9 188H13L12 190H14V191H11V189L9 190ZM17 190H16V189ZM21 188V187H20ZM43 188V189H42ZM64 190V192H66L67 194H63V195H61L58 191H56V189H59V190H62V189ZM68 188V189H69ZM92 188V189H91ZM158 188H160V189H158ZM221 188V189H220ZM235 188V189H234ZM248 190H250V191H248ZM259 188V190L260 189H262V190H258L257 191V189ZM40 189V190H39ZM46 189V190H45ZM107 189V190H106ZM165 189V190H164ZM167 189H170V190H167ZM204 189V190H203ZM216 189H218L217 191H216ZM222 189H223V191H222ZM254 189H256V190H254ZM30 190H32V191H30ZM48 190V191H47ZM213 190L215 191V192H217V193H214V194H212L213 193ZM219 190H220V193L221 194H219ZM234 190H237V191H234ZM242 190V191H241ZM13 192V193H11V192ZM21 191V192H20ZM35 191V193L33 194L34 196H37V195H39V196H42L41 197V199L39 198L38 199V197L39 196H37V197H33V195L31 194V192H34ZM37 191H46L45 193H43V192H40V193H37ZM68 191V190H67ZM76 191H78V190H76ZM97 191V190H96ZM167 191V192H166ZM171 191V192H170ZM204 191V192H203ZM222 191V192H221ZM229 191V192H228ZM232 191H234V193L236 194V195H234V193L232 192ZM239 191V192H238ZM9 192V193H8ZM28 192V193H27ZM60 192H63V191H60ZM114 192V193H113ZM170 192V193H169ZM207 193V195H209V196H207L206 195V193ZM210 192H212V193H210ZM243 193L242 195H241V193ZM245 192V193H244ZM248 194H247V193ZM256 192H258V193H256ZM3 193H4V195H3ZM19 195H18V194ZM22 193H24V194H22ZM30 193V194H29ZM45 195L44 196V200H42L43 199V195ZM73 193V194H72ZM105 195V197L102 195ZM113 193V194H112ZM155 193V194H156ZM224 193H226V195L224 194ZM232 193V194H231ZM249 193L251 194V195H249ZM254 193H256V194H258V195H256V194H254ZM262 193V194H261ZM6 194V195H5ZM11 194V195H10ZM17 194V195H16ZM48 194V195H47ZM59 194V195H58ZM71 194V196H69ZM89 194V195H88ZM95 194V195H94ZM166 194V195H165ZM228 194H230V195H228ZM1 195H3V196H1ZM28 197H27V196ZM56 195H57V198H55L56 197ZM73 195H75L76 197H74ZM85 195V196H84ZM107 195H108V197H107ZM122 195H124V194H121L120 196H122ZM158 195V194H157ZM160 195V194H159ZM212 195V196H211ZM222 195V196H221ZM225 196V198H226V200H225V198H223L224 196ZM231 195L233 196V197H231ZM240 195V196H239ZM253 195V196H252ZM258 196V197H256V198H254L255 196ZM263 195V196H262ZM4 196H6V198L4 197ZM15 196V199L13 198ZM16 196H18L17 198H16ZM25 196V197H24ZM31 196V197H30ZM59 196H61V197H59ZM63 196V197H62ZM90 196H91V198H90ZM93 196H94V199H93ZM207 196V197H206ZM217 196V197H216ZM234 196L236 197L235 199H234ZM237 196H239L238 198H237ZM251 196V197H250ZM9 197V198H8ZM81 197V198H80ZM82 197H83V199H82ZM87 197V198H86ZM88 197H89V199L90 200H93V201H90V203H89V201H87V203H86V201H84V200H86V199H88ZM104 197V198H103ZM107 197V198H106ZM206 199H205V198ZM214 197H216L215 198V200H214ZM241 197V198H240ZM247 197V198H246ZM8 198V199H7ZM11 198H13L12 199V201L10 200ZM22 198V199H21ZM30 198V199H29ZM32 198H33V200H32ZM45 198H49L51 201H49V199H45ZM64 198V199H63ZM68 198H70V199H68ZM72 198V199H71ZM77 198V199H76ZM95 198L96 199H98L99 201L101 200V202L99 203L98 201H96L95 200ZM102 198V199H101ZM121 198H123V196L121 197ZM120 198V199H121ZM124 198H125V196H124ZM123 198V199H124ZM211 198V199H210ZM213 198V199H212ZM218 198H220V199H218ZM223 200H222V199ZM228 198H230V200L233 198V200H231V201H233V202H231ZM243 198H245L244 200H243ZM252 198H254L253 199V201H252ZM260 198H262V199H260ZM4 199V200H3ZM7 199V200H6ZM19 199V201H17ZM24 199V200H23ZM57 199V200H56ZM74 199V200H73ZM118 199H115L114 201H116V200H118ZM197 199V200H196ZM204 199V200H203ZM241 199V200H240ZM256 199H257V203H256ZM27 202H26V201ZM29 200H31V201H29ZM36 200V201H35ZM45 200H47V202H44ZM61 200V201H60ZM66 200H68V201H66ZM83 200V201H82ZM202 200V201H201ZM206 200V201H205ZM208 200H210V204L207 202ZM211 200H213L212 201V203H211ZM220 200V201H219ZM227 201V202H231L230 204L229 203H223L222 201ZM235 200V201H234ZM237 200V201H236ZM246 200V201H245ZM247 200H249V201H247ZM261 200H262V202H261ZM20 201H22L21 203H20ZM28 201L30 202V203H28ZM33 201V202H32ZM43 201V202H42ZM53 201V203H50V202H52ZM57 201V202H56ZM70 201H72L71 203H70ZM74 201H76V202H74ZM81 201H82V203H81ZM121 200H119V202H120ZM158 201V202H157ZM195 202V204H192L191 202ZM219 201V202H218ZM248 202V204H249V206H251V207H249L248 206V204L247 203H245V202ZM9 202H10V204H9ZM13 202V203H12ZM37 202V203H36ZM67 202H69L68 203V205L66 204ZM77 202H79V203H77ZM83 202H84V204L86 205V207H85V205L83 204ZM96 202V203H95ZM117 202V201H116ZM166 202V203H165ZM193 202V203H194ZM199 202V204H197ZM204 203L205 204V206H207V207H205L204 209H205V211H203V210H200V209H202L203 207L202 206H200V205H203L204 206V204H202V203ZM236 202H240V203H236ZM250 202V203H249ZM253 202L254 203H256V204H253ZM5 203V204H4ZM16 203H18V204H16ZM24 203V204H23ZM35 203V204H34ZM43 203V204H42ZM48 203H49V205H48ZM55 203V204H54ZM62 203H64V204H62ZM118 203V202H117ZM116 203V204H117ZM170 203H171V207H170ZM220 203V204H219ZM234 203H236V204H234ZM3 204V205H2ZM15 206H14V205ZM20 204V205H19ZM23 204V205H22ZM42 206H41V205ZM45 204V205H44ZM52 204L53 205H55L54 207H58L57 209L55 208V210H54V207H52ZM73 204V205H72ZM76 204H77V206H76ZM80 206H82V207H80ZM82 204V205H81ZM98 204V205H97ZM152 204V205H153ZM162 204H166V205H169L168 206V208H167V206L165 205V206H163ZM207 204V205H206ZM209 204V205H208ZM213 204H215V205H213ZM232 204H234V206L232 205ZM240 204V205H239ZM242 204V205H241ZM243 204H244V208H243ZM260 204H262V205H260ZM9 205H10V207H9ZM28 205V206H27ZM36 205H38V206H36ZM41 207H40V206ZM68 206V207H66V206ZM84 205V206H83ZM89 205V206H88ZM97 205V206H96ZM160 205H162V207L160 206ZM195 205V207H192V206H194ZM213 205V206H212ZM218 206V207H215V206ZM239 206V207H242V209L240 210V211H238V210H236L238 207H235V206ZM20 206V207H19ZM24 207V208H22V207ZM26 206V207H25ZM34 206V207H33ZM46 208H44V207ZM47 206H48V209H47ZM71 206V207H70ZM115 206V205H114ZM147 206V205H146ZM154 206V205H153ZM197 206V207H196ZM220 206H222L221 208H220ZM224 206H226V207H224ZM230 206H232V207H230ZM14 209H13V208ZM30 207V208H29ZM37 209H36V208ZM70 207V208H69ZM75 207H77V208H75ZM92 209H91V208ZM117 207V206H116ZM115 207V208H116ZM151 207V209H148V208H150ZM163 207H164V209H163ZM166 207V208H165ZM210 207V208H209ZM10 208V209H9ZM17 208V209H16ZM23 210H22V209ZM32 209V210H29V209ZM61 208H63V209H61ZM69 209V210H65V209ZM81 208H83L84 209V213H80V217L79 216H77L79 213H78V209H79V212H83V210L81 211ZM110 208V209H109ZM139 208V207H138ZM138 208H136V209H138ZM154 210H153V209ZM160 208V209H159ZM163 210H162V209ZM193 208H195V209H193ZM197 208H198V210H197ZM200 208V209H199ZM218 208V209H217ZM230 210H229V209ZM235 208V209H234ZM247 209V211H246V209ZM251 208H254V209H251ZM258 208V209H257ZM5 209V210H4ZM34 209V210H33ZM39 209V210H38ZM59 209V210H58ZM73 209H76L75 211H76V213H78L76 216H75V214H74V210ZM86 209V210H85ZM210 209V210H209ZM220 209H221V211H220ZM223 209H225V210H229L228 212L227 211H223ZM232 209V210H231ZM238 209H240V208H238ZM255 209H257L256 211H255ZM4 210V211H3ZM7 210V211H6ZM19 211L18 213L17 212H14V211ZM37 210V212H40V211H42V212H40V213H37V214H32L33 213V211H36ZM43 210H46V211H44L43 212ZM90 210H91V213H90ZM119 210H121L120 212H118ZM124 210V212L123 213H121L122 211ZM128 210H130V212H128ZM156 210V211H155ZM157 210H159V211H157ZM161 210V211H160ZM197 211L198 213H200V214H197L198 216H196V212L195 211ZM214 210V212L215 213H213L212 211ZM218 210V211H217ZM236 210V212L234 213L233 211H235ZM245 210V211H244ZM251 210V211H250ZM262 210V211H261ZM7 212V216H5V214H6V212ZM13 211V212H12ZM25 211H26V213H25ZM28 211V212H27ZM62 215H60V214H58V212ZM62 211H64V213H68V214H66L67 215V219H60L61 217H63V218H65V214H63V212ZM65 211H67V212H65ZM87 211V212H86ZM89 211V212H88ZM112 211H113V213H112ZM118 212L117 214H116V212ZM127 211V212H126ZM144 211V212H143ZM192 211H193V213H194V215L196 216L195 218L193 217V213H192ZM200 211V212H199ZM208 212V215H209V217L210 218H208V215L205 213H203V212ZM242 211H244V212H242ZM3 212V213H2ZM47 212H49L48 214L49 215H47L46 213ZM53 212H55L59 217H53V215H54V213ZM70 212H73V214L71 215V213ZM86 212V213H85ZM95 212V213H94ZM125 212H126V215H125ZM133 213V216L134 217H136L135 215H139V217L137 216V218H133V216H130V214H132ZM141 213V214H136V213ZM153 212V213H152ZM212 212V213H211ZM220 212H222V213H220ZM226 212L227 213H230L229 214V216H232V219L228 216V215H225L226 214ZM240 212V213H239ZM252 212V213H251ZM2 213V214H1ZM10 213V214H9ZM17 213V214H16ZM22 215H21V214ZM24 213V214H23ZM34 213H36V212H34ZM51 213V214H50ZM70 213V214H69ZM89 213V214H88ZM128 213H130L129 215H128ZM135 213V214H134ZM146 214V215H143V214ZM160 215H159V214ZM161 213H163V216L161 215ZM166 213V215H164ZM219 213V214H218ZM234 213V214H233ZM240 215H239V214ZM246 213H249V214H252V216H250L249 214H247V215H245ZM17 216H16V215ZM41 214V215H40ZM53 214V215H52ZM84 214V215H83ZM85 214H86V216H85ZM88 214V215H87ZM92 214V215H91ZM125 216H130L129 218L127 217H125L124 218V220L123 221H125L126 223H122V222H119L120 220H122V218L124 217V215ZM150 214H152V216H149ZM158 214V215H157ZM168 214V215H167ZM211 214V215H210ZM20 215V216H19ZM34 215V216H33ZM38 215V216H37ZM45 215H47L48 217H46ZM83 215V216H82ZM93 217H91V216ZM119 215V216H118ZM123 215V217H121ZM149 216V217H143V216ZM222 215L225 217H222ZM241 215H243V217H244V219H245V217H246V219L244 220L243 219V217H241ZM8 216H10V217H8ZM19 216V217H18ZM27 216V217H26ZM32 216V217H31ZM41 216H44V217H42V219H41ZM53 218H51V217ZM54 216H56V215H54ZM61 216V217H60ZM70 216H74V217H70ZM85 216V217H84ZM117 216H118V221H117ZM162 217L161 219V222H160V219H158V217ZM204 218H203V217ZM220 217V218H217V217ZM237 216V217H236ZM6 217H8V218H6ZM30 217V218H29ZM34 217V218H33ZM46 217V218H45ZM68 217H70V218H72V219H70V218H68ZM86 217H88V218H90V219H87ZM119 217H121V218H119ZM143 217V218H142ZM154 217H157V219L155 218L154 219ZM200 217V218H199ZM202 217V218H201ZM214 217V218H213ZM222 217V218H221ZM255 217V218H254ZM259 217H260V219H259ZM262 217V218H261ZM4 218H6V219H4ZM11 218H13V219H11ZM15 218H17V219H15ZM19 218V219H18ZM21 218V219H20ZM23 218V219H22ZM32 218V219H31ZM39 218H40V220H39ZM75 218H77V219H75ZM80 218V219H79ZM84 218V219H83ZM147 218V219H146ZM148 218H150V219H148ZM197 218H199V219H197ZM209 219L208 221H207V219ZM234 218H236V222H237V224H236V222H235V219ZM250 218V219H249ZM252 218V219H251ZM258 218V219H257ZM26 219V220H25ZM46 219H51L53 222L52 223H50L51 221L49 220L48 221V223H49V225H48V223H47V220ZM56 219H59L58 220V222L59 223H62L61 221L63 220L64 222L67 220L68 221V219H70V220H75V222H77V221H79V222H81L80 224L79 223H73V225L74 226H77L78 225V227L80 226V225H84V226H80L79 228L78 227H76V230H79V231H77L76 232V234L74 233L75 232V227L73 226V225H71L72 227H74V228H72V227H70V228H68V226H70V224L73 222V221H71V222H69V225L67 226V228H68V230L70 229V230H72V231H74V232H72V231H69L70 233H71V235L69 234V232H68V230H66L65 232L63 231V230H65V226H66V224H64V225H62L63 227L62 228H64L63 230H61V231H63L64 232V235H65V237H69V238H64V237H62L63 236V233H61V231L59 230V232H56V229H55V227L56 226H52V227H54L53 229H52V231L54 230V232H52L51 231V229H50V231L51 232H49V228H46V230L48 231V233H50V235H49V237L50 236H52V237H48L47 238V236H46V232L45 233H43V231H45V230H43V229H41V228H39L40 226L42 227V228H44V227H51L50 226V224L52 225H54L55 223H58L57 221H56ZM128 220V219H130L129 221H126V220ZM134 219H136V220H134ZM141 221H143V222H141L140 223V220ZM153 219V220H152ZM225 219V220H224ZM226 219H228V220H226ZM240 219V220H239ZM250 220V221H248V220ZM3 220V221H2ZM14 220H15V223H13L14 222ZM18 220V221H17ZM28 220H29V222H28ZM33 220V221H32ZM42 220H45V222L43 223L42 222ZM61 220V221H60ZM69 220V221H70ZM80 220H82V221H80ZM86 220V221H85ZM88 220V221H87ZM150 220H151V222H150ZM220 220H222V222L220 223V222H216V221H220ZM231 220V221H230ZM234 220V221H233ZM243 220V221H242ZM6 223H5V222ZM19 221H21V222H19ZM38 221V222H37ZM56 221V222H55ZM116 221H117V223L119 224V225H117V223H116ZM131 221V222H130ZM137 223H136V222ZM155 221V222H154ZM160 222V224L162 225H160V224H157V223H159ZM212 221V222H211ZM214 221V222H213ZM225 221V222H224ZM227 221V222H226ZM259 221V222H258ZM5 224H4V223ZM8 222V223H7ZM16 222H18V223H16ZM24 223V224H21V223ZM40 222V225L39 226H37L38 224H36V223H39ZM41 222L43 223V224H46V225H42L41 224ZM211 222V223H210ZM240 222H242L243 223V225H241L242 223H240ZM251 222H254V223H251ZM3 223V224H2ZM11 225H10V224ZM20 223V224H19ZM27 223H29V224H27ZM57 224L58 226L57 227H59V226H61V224ZM84 223V224H83ZM115 223V224H114ZM121 223H122V225H121ZM132 223V224H131ZM134 223V224H133ZM136 223V224H135ZM150 223V224H149ZM154 223V225H152ZM215 223V225H213ZM229 223H231V224H229ZM233 223H235L234 225H232ZM240 223V224H239ZM248 223V224H247ZM251 223V224H250ZM8 224V225H7ZM19 224V225H18ZM31 224H34V225H32L31 226ZM77 224V225H76ZM87 224V225H86ZM132 226H131V225ZM139 226H138V225ZM147 225L146 227H144V225ZM209 224H212V225H210L209 226ZM221 224H223V225H221ZM229 225V227L230 228H228L226 225ZM14 225H16V226H14ZM48 225V226H47ZM56 225V224H55ZM86 225V226H85ZM90 225V226H89ZM123 225H125V226H123ZM127 225H130L129 227L127 226ZM135 225H137V226H135ZM159 225V227H158V229L156 228L157 226ZM219 225V226H218ZM237 225V226H236ZM239 225H241L240 227H239ZM248 225V226H247ZM252 225V226H251ZM256 225H258V226H256ZM19 226H22V227H19ZM29 226H31V227H29ZM87 226H89V227H87ZM123 227V228H121V227ZM144 228H148L147 230L149 231V235L147 234V231L145 230V229H142L143 227ZM151 226V227H150ZM164 226H167V227H164ZM168 226H169V229L171 228L172 230H174V229H176V228H181V231L180 230H176L175 231V235H174V232L172 231V230H169V229H167L168 228ZM195 226H197V227H195ZM199 226H201L202 227V230L203 231H201V230H199V229H201V227L199 228ZM218 226V227H217ZM223 226V227H222ZM238 229V231H237V229L235 230V227ZM249 226H251V227H249ZM254 226V227H253ZM11 227V229H9ZM26 227V228H25ZM56 227V228H57ZM84 227V228H83ZM91 227V228H90ZM141 229H140V228ZM155 227V228H154ZM161 227H163V228H161ZM204 227H205V229H204ZM209 228V230L207 229V228ZM218 230V231H216L215 230V228ZM232 227H234L233 229H232ZM243 227V228H242ZM262 229H261V228ZM14 228H16V229H14ZM35 228V229H34ZM36 228H38V229H36ZM72 228V229H71ZM81 228H83V230H81ZM91 229V230H89V229ZM112 228H116V229H112ZM124 229V230H119V229ZM126 228H127V230H130L131 232H132V230H133V232L130 234L129 232H127V230H126ZM129 228V229H128ZM131 228V229H130ZM138 229L139 228V230H134V229ZM183 228H186V232H185V230L183 229ZM194 228H196V230L193 229ZM215 230V232L218 234H220L221 236H223V238L225 237V236H227V237H225V239L223 240V242H225V243H223V244H220V249L221 250H223V251H221L220 249V251L222 252V255H225V259L224 258H222V260H218V259H212V261L210 262V260L211 259H209V258H207V257H205V252L204 251H202V249L203 248H205V247H203L202 248V245L203 244H205L204 246H207L208 244L207 243H205V242H208L209 244H210V239L208 238L209 237V234H210V232H212V230L213 229ZM220 228H222V230L220 229ZM246 228H248V229H246ZM251 228H253V229H251ZM254 228H256V229H254ZM13 229H14V231H13ZM23 229V230H22ZM28 229V230H27ZM31 229V230H30ZM32 229H33V231H32ZM40 229V230H39ZM58 229V228H57ZM61 229V228H60ZM119 230V231H117V233H116V230ZM156 230V231H154V230ZM162 229V230H161ZM164 229V230H163ZM167 229V230H166ZM183 229V230H182ZM212 229V230H211ZM220 229V230H219ZM224 229H227V230H224ZM229 229V230H228ZM240 229H241V231L242 232H244V233H242L241 231H240ZM9 232H8V231ZM18 230H21V231H18ZM30 230V231H29ZM87 230H89V231H87ZM93 230V231H92ZM125 230H126V232L128 233V234H130L131 236H129L128 237V234L126 235L125 234ZM140 230H141V232H140ZM150 230H152V231H150ZM166 230V232H165V234L166 235H168V236H165V235H163V236H160V237H162L161 238V240L159 239V235H162L163 234V232ZM192 230V231H191ZM213 230V231H214ZM244 230V231H243ZM249 230V231H248ZM256 230H258V231H256ZM261 230H263V231H261ZM4 231V232H3ZM23 231V232H22ZM34 233V234H32V232ZM38 231H40L39 233H37ZM81 231H83V232H81ZM86 231H87V233H86ZM115 231V232H114ZM139 231V232H138ZM161 231V233L159 234V232ZM168 231H171V232H168ZM180 231V232H179ZM189 231H191L192 233H193V235H191V233L189 232ZM193 231H195V232H193ZM207 231H209V234H208V232ZM225 231V232H224ZM226 231H228V232H226ZM253 232V233H251V232ZM255 231V232H254ZM25 232V233H24ZM78 232H80L79 234H82V236L81 235H78ZM91 233V235L89 234V233ZM136 232V233H135ZM137 232H138V234H140L141 236H138V235H136L137 234ZM150 232H152V234L150 233ZM173 232V233H172ZM177 232V233H176ZM185 232V233H184ZM199 232V233H198ZM203 232V233H202ZM206 232V233H205ZM224 232V233H223ZM239 232H240V234H239ZM245 232H247V233H245ZM9 233H11V234H9ZM14 233H16V234H14ZM25 235H24V234ZM43 235H42V234ZM48 233H47V235H48ZM52 233H54V234H52ZM59 235H58V234ZM61 233V234H60ZM74 233V234H73ZM114 233H116L118 236V238H119V236H121L119 239L117 238V237H115L116 236V234H114ZM122 233H124L126 236H123L124 234H122ZM143 233H145L146 234V238L145 237H143L144 235H143ZM168 233H170V235L168 234ZM180 233H182V235H179ZM190 233V234H189ZM196 233H197V235H196ZM202 233V234H201ZM225 233H226V235H225ZM249 233V234H248ZM5 234V236H2V235H4ZM28 234V235H27ZM31 234V235H30ZM66 234H68V235H66ZM88 234V235H87ZM95 234V235H94ZM133 234H135L133 237L134 238H132V235ZM186 234V235H185ZM208 234V235H207ZM231 234H232V236H231ZM252 234H254V240H253V236H251ZM16 235H17V238H16ZM20 235V236H19ZM29 235H30V237H29ZM45 235V236H44ZM57 235V236H56ZM61 235V236H60ZM70 235V236H69ZM76 235H78V236H76ZM86 235V236H85ZM143 235V236H142ZM156 235H158V236H156ZM177 235L179 236V237H177ZM191 236V237H193V238H190V239H192V241L187 237V236ZM196 235V236H195ZM200 235H202V236H204L205 237V239H203V237H201L200 239H198V240H200V241H198L199 243L200 242H202V244H200L199 245V243L197 242V244H195L194 242H193V239H194V241H197L196 239H197V237L199 238L200 237ZM225 235V236H224ZM14 236H15V238H14ZM22 236V237H21ZM34 236V237H33ZM58 236H60V237H58ZM73 236H76V238H74ZM85 236V237H84ZM89 236V237H88ZM93 236H94V238H93ZM148 236V237H147ZM153 236H155V237H153ZM173 236H175V237H177L176 239H174L173 238ZM182 236L184 237V238H182ZM189 236V237H190ZM231 236V237H230ZM235 236V237H234ZM248 236L249 237H251V238H248ZM256 236V237H255ZM27 237V238H26ZM35 238V239H32V238ZM39 237H42V239L41 238H39ZM45 239H44V238ZM58 239H57V238ZM80 237V238H79ZM84 237V238H83ZM125 239H123V238ZM129 238V239H132L133 241H138L137 239H140V243L139 242H137V243H139L140 245H141V247L145 250L146 248H148V249H150L149 251H141V250H138L139 248L140 249H142L140 246H139V244H137L136 243V241H135V243H132L131 241H128L129 239H127L126 240V238ZM135 237L137 238V239H135ZM141 237H143V238H145V239H148L149 237V239L146 241L145 239H142L146 244H147V246H146V244H145V246H144V244H142V240H141ZM153 237V239H151ZM156 237H158V240L160 241H158L157 240V242H159V243H155L156 242V240L154 239V238H156ZM165 237H167V238H165ZM188 238V239H186V238ZM196 237V238H195ZM207 237V238H206ZM238 237H240L239 239H238ZM258 237V238H257ZM263 238V239H261V238ZM5 238V239H4ZM9 238V239H8ZM12 238H14V240L12 239ZM20 238V239H19ZM78 238V239H77ZM122 238V240H120ZM173 238V239H172ZM234 238H237V239H234ZM243 238H245V239H243ZM24 239H25V241H24ZM29 239V240H28ZM36 239H38L37 241H36ZM41 239V240H40ZM49 239H51V240H54V239H56V240H54V242L53 241H51V240H49ZM59 239L62 241V242H60L59 241ZM64 239V240H63ZM83 239V241H78V240H82ZM86 239H88V240H86ZM115 239H116V241H115ZM169 239V241H171L172 240V242L174 243V246H173V243L172 242H166V241H162V240H168ZM171 239V240H170ZM184 239H185V243L187 242L188 243V246L184 243V245H182L183 244V242L181 241V240H183L184 241ZM201 239H203L202 241H201ZM227 239V240H226ZM231 239V240H230ZM259 239V240H258ZM4 240V241H3ZM9 240H12V241H18V242H22L21 243V249L23 250V252H22V250L21 249H17V250H14V252L12 251V252H10L9 250H8V252H4L2 249H4V250H7L6 248H7V243H6V241L7 242H9ZM23 240V241H22ZM48 242V241H50V242H48L47 244L45 243L46 241ZM65 240H67V241H65ZM124 240V242L126 243V245H128V243H129V245H128V248H127V246L126 245H124V244H122V245H124L125 246V248H124V246H121L120 245V243L119 242H121V241H123ZM152 240H155V241H152ZM174 240H178L177 241V243H176V241H174ZM186 240H188V241H186ZM205 240V241H204ZM207 240V241H206ZM230 242H229V241ZM233 240V241H232ZM241 240H243V241H241ZM247 240H248V242H247ZM261 240V241H260ZM30 241H32V242H30ZM41 243H40V242ZM42 241L44 242V245L42 244ZM56 241V242H55ZM114 241H115V243H114ZM127 241H128V243H127ZM149 241V242H148ZM151 241V242H150ZM236 241V242H235ZM254 241V242H253ZM257 241V242H256ZM260 241V242H259ZM39 242V243H38ZM59 242V243H58ZM82 242H86V244H84V243H82ZM92 242V243H91ZM133 244L132 246L133 247H130L131 246V243ZM143 242V243H144ZM148 242V243H147ZM153 242V243H152ZM162 242V243H161ZM166 242V243H165ZM191 242V243H190ZM228 242H229V246H230V244H231V246L229 247L230 249H228ZM234 242V244L235 245H233L232 243ZM244 242H245V244H244ZM247 242V243H246ZM250 242V243H249ZM26 243H28V244H26ZM38 243V244H37ZM52 245H51V244ZM56 243H58V245H62V247H61V249H60V246L58 247V245H54V244H56ZM61 243V244H60ZM64 243H66V244H64L65 246H63V244ZM69 243H71L70 245H69ZM115 244V245H113V244ZM119 243V244H118ZM123 243V242H122ZM151 243H152V245H151ZM170 243H171V245H170ZM192 243H194L195 244V246L194 245H191ZM249 243V244H248ZM254 243V244H253ZM20 244V243H19ZM24 244H25V246H24ZM68 244V245H67ZM76 244H77V246H76ZM83 244V245H82ZM136 244V245H135ZM162 245V244H164V245H162L161 247H158V246H160V245ZM166 244H167V246H166ZM256 244H257V246H258V248H257V246H256ZM3 247H2V246ZM4 245H6V247H4ZM31 245V246H30ZM38 248H35V246ZM42 245V246H41ZM48 245V246H47ZM53 245H54V247H53ZM66 245H67V247H66ZM72 245V246H71ZM80 245V246H79ZM89 245H91V246H89ZM111 245V246H110ZM155 245V246H154ZM190 245V246H189ZM197 245H199L198 247H196ZM222 245H223V247H222ZM237 245V247H235ZM240 245L242 246V247H240ZM244 245V246H243ZM250 245H252V246H250ZM259 245L261 246L260 248H262V249H260L259 248ZM25 247V248H23V247ZM27 246V247H26ZM44 246H46L44 249L42 248V247H44ZM56 246V247H55ZM68 246H70V247H68ZM73 246H75V249L73 248ZM82 246V247H81ZM113 246V247H112ZM116 246V247H115ZM137 246V250L138 251H141V253L140 252H136L137 250L134 248V247H136ZM152 246V247H151ZM157 246V247H156ZM164 246H166V248L168 249V250H170V251H168L167 249H165L164 248ZM169 246H172V247H169ZM176 246V247H175ZM181 247V246H183V250H184V248L185 249H187L185 252L182 250V247L181 248H178V247ZM188 248H187V247ZM225 246V247H224ZM233 246V247H232ZM250 246V247H249ZM253 246L254 247H256L255 249H251V248H253ZM47 247H48V249H47ZM59 249H58V248ZM66 247V248H65ZM72 247V248H71ZM87 247V248H86ZM90 247H92V248H90ZM94 247H96L97 249H93ZM112 247V248H111ZM117 247H120L119 249H120V251H119V249L117 248ZM150 247V248H149ZM155 247V248H154ZM249 247V249H247ZM29 248H31V250L29 249ZM40 248H41V250H40ZM50 248V249H49ZM57 249L56 251L58 252L59 250H60V252H58L59 254L58 255H62V256H60V258L61 259H59V256L58 255H56L57 254V252L54 250V249ZM64 248V249H63ZM114 248V249H113ZM158 248L159 249H162V250H164V252H160V251H157L158 250ZM164 248V249H163ZM177 248L179 249V250H177ZM196 250H195V249ZM197 248H199L201 251H200V253H199V250H197ZM226 248V249H225ZM33 249H35V251L33 250ZM64 250V252H63V250ZM66 249H68V250H66ZM71 249V250H70ZM85 249H88V250H94L93 252L92 251H88V250H85ZM122 249H126L127 251L125 252V253H123L124 252V250L122 251V253H121V250ZM135 249V250H134ZM190 249V250H189ZM231 249H233L234 250V252L231 250ZM241 249V250H240ZM37 250V251H36ZM46 251V253H44L45 251ZM50 250V251H49ZM55 251V253H54V251ZM67 251V253H66V251ZM74 250V251H73ZM76 250V251H75ZM116 250V251H115ZM134 251V253H133V251ZM168 252H167V251ZM173 250H175V251H173ZM179 252H177V251ZM192 250V251H191ZM227 250V251H226ZM240 250V251H239ZM244 250V251H243ZM253 250V251H252ZM263 252H262V251ZM20 251L22 252V253H20ZM31 251H32V253H31ZM72 251V252H71ZM83 253H82V252ZM88 251V252H87ZM128 251L129 252H131L132 254H130V253H128ZM151 251H154V252H151ZM173 251V252H172ZM180 251H182V253H180ZM188 251V252H187ZM189 251H191V253L189 252ZM195 251V252H194ZM229 251H232V252H229ZM250 251V252H249ZM254 251H256L255 253H254ZM1 252H4L3 254L1 253ZM17 252V253H16ZM24 252L27 254L28 252V254L27 255H25L24 254ZM35 252V253H34ZM40 252H42V253H40ZM49 252H50V254H49ZM63 252V253H62ZM85 252H87V253H85ZM94 252H95V254H94ZM135 252H136V254H135ZM149 253V254H151V256H155V257H151V256H147V254L146 253ZM156 252H159L158 253V255L156 254ZM165 252L166 253H168V255H165ZM170 252H172V253H170ZM176 252V253H175ZM183 252L185 253V255L183 254ZM188 254H187V253ZM224 252H226V253H224ZM259 252V253H258ZM261 252V253H260ZM10 253V254H9ZM12 253H14V254H12ZM35 255H34V254ZM48 253V254H47ZM53 253V254H52ZM73 253V254H72ZM74 253H75V255H74ZM92 254V255H89V254ZM122 254L121 256H123L124 255V257H121L120 256V254ZM137 253H138V255H139V257L140 258H138V255H137ZM140 253V254H139ZM170 253V254H169ZM174 253V254H173ZM224 253V254H223ZM234 255H232V254ZM237 253L239 254L238 256H235V255H237ZM244 253H247L248 255H246V254H244ZM251 253V254H250ZM256 253H258L257 255H256ZM11 254H12V257H11ZM16 254H18V255H16ZM51 254H52V256H51ZM67 254H69V256L67 255ZM77 254V255H76ZM80 254L81 255H83V256H80ZM93 254H94V256H93ZM119 254V255H118ZM127 254V255H126ZM141 254H143V256L141 257L140 255ZM163 254H164V256H166V257H164L163 256ZM177 254V255H176ZM184 255V256H181V255ZM191 254H193L192 255V257H191ZM195 254V255H194ZM198 254H202V255H198ZM231 254V255H230ZM250 254V255H249ZM260 254V255H259ZM262 254V255H261ZM14 255V256H13ZM20 255V256H19ZM23 255V256H22ZM29 255H30V257H29ZM50 256V259L48 260L47 258V256ZM65 255H67V259H69V260H67L66 259V257H65ZM72 255V256H71ZM130 255H132V257L133 258H130V259H127V258H129V257H131ZM187 255V256H186ZM197 255V256H196ZM252 255V256H251ZM17 256V257H16ZM33 256V257H32ZM40 256V257H39ZM43 256V257H42ZM56 256V257H55ZM91 258H90V257ZM127 256V257H126ZM144 256H146V257H144ZM162 256V257H161ZM168 256H170V257H168ZM174 256V257H173ZM180 258H179V257ZM196 256V258H194ZM229 256H230V258H229ZM243 256L245 259V261L243 260V257H242V259H241V257ZM255 257L259 262H257V263H255L257 260L256 259H254V258H252V257ZM261 256V257H260ZM9 257V258H8ZM11 257V258H10ZM16 257V258H15ZM22 258L23 259V261L21 262V260L22 259H20V258ZM27 257H29V258H27ZM35 257H37V258H35ZM41 257H42V259H41ZM53 257V258H52ZM73 257L75 258V257H77V258H79V259H77V260H75V259H73ZM163 258L164 260H161V259H159V258ZM191 257V258H190ZM238 257V258H237ZM247 257V258H246ZM27 260H26V259ZM32 258H34V259H32ZM40 258V259H39ZM44 258V259H43ZM62 258H64V259H62ZM152 258V259H151ZM165 258H168V260H170V261H168V260H166ZM177 258L179 259L178 261H177ZM188 258V259H187ZM190 258V259H189ZM192 258H194V259H192ZM207 258V259H206ZM233 258H235V259H233ZM263 258V259H262ZM2 259V260H1ZM6 259L8 260V261H6ZM12 259V260H11ZM20 259V260H19ZM53 259H55L54 260V262H51V260H53ZM73 259V260H72ZM125 259H127V260H129L131 263H129L127 260H125ZM133 259H138L137 261H135V260H133ZM148 259H150V260H148ZM153 259L154 260H156V261H153ZM157 259H158V261H157ZM175 259V260H174ZM183 260V259H185L183 262L181 261V260ZM204 259V260H203ZM253 259V261L251 262V261H249V260H252ZM5 260V261H4ZM11 260V261H10ZM19 260V261H18ZM28 260H30V261H28ZM38 260H39V262H38ZM79 260V261H78ZM132 260V261H131ZM188 260V261H187ZM189 260H190V262H189ZM195 260V261H194ZM201 262H200V261ZM223 260H225V261H223ZM231 260H232V262H231ZM260 260H262V261H260ZM4 261V262H3ZM26 261H28V262H26ZM42 261V262H41ZM57 261V262H56ZM66 261H67V263H66ZM72 263H71V262ZM77 261V262H76ZM163 261V262H162ZM200 263H199V262ZM203 261V262H202ZM214 261V262H213ZM248 261V262H247ZM11 262V263H10ZM15 262V263H14ZM38 262V263H37ZM56 262V263H55ZM76 262V263H75ZM125 262V263H124ZM142 262V264H145V262L143 263ZM165 262V263H164ZM169 262H171V263H169ZM176 262H178V263H176ZM189 262V263H188ZM195 262V263H194ZM208 262H210V263H208ZM223 262V263H222ZM228 262V263H227ZM230 262V263H229ZM235 262H237V263H235ZM261 262V263H260ZM63 264H64V262H63Z\"/></svg>",
  "mask_w": 264,
  "mask_h": 264
},
{
  "label": "bare ground",
  "instance_id": "obj_2",
  "mask_svg": "<svg viewBox=\"0 0 264 264\" xmlns=\"http://www.w3.org/2000/svg\"><path fill=\"white\" fill-rule=\"evenodd\" d=\"M3 1H4V0H3ZM3 1H2V0L0 1L1 4L4 3ZM9 1H10V2H13V3L16 2L15 0H14V1L9 0ZM17 1H18V0H17ZM20 1L24 2L25 0H20ZM37 1H38V0H37ZM48 1H50V0H48ZM48 1H47V2H48ZM61 1H62V0H61ZM78 1H79V0H75V2H78ZM92 1H93V0H92ZM98 1H99V0H98ZM103 1H106V0H103ZM109 1H110V0H109ZM113 1H114V0H113ZM127 1H129V0H127ZM134 1H135V0H134ZM134 1H132V2H134ZM156 1H157V0H156ZM156 1H154V2H156ZM158 1H159V0H158ZM163 1H164V0H163ZM166 1H167V2L164 1L165 3H164V2H163V3H164V4H168V5H169V3L172 4V1H171V0H166ZM169 1H171V2H169ZM175 1H176V0H175ZM181 1H182V0H181ZM183 1H184V0H183ZM188 1H189V0H188ZM193 1H194V0H192V1L190 0V1H189L190 4H191ZM195 1H196V0H195ZM215 1H216V0H215ZM215 1H214V2H215ZM220 1H221V0H220ZM225 1H226V0H224V3L221 1V3H223V5H220L219 2H217V1H216L217 3L215 2L216 4H214V2H213L212 4H214V6H217V7L219 6L221 9H222V6L230 5V7H228V8H232V7H234V4H236V3H234V0H232L234 4L231 3L232 1L229 2V0H228V2L231 3V4L233 5V6L231 7V4H229V3H227V2H226L227 4L225 5ZM239 1H240V0H238L237 2H239ZM249 1H250V2H249ZM249 1H247V2H249L248 4H250L251 2L254 3L255 0H253V1H252V0H249ZM257 1H258V0H256V6H260V7H254L255 5H253V4H252V5L250 4V5H251L252 7H254V8H259V9H258L259 11L255 9L256 11L260 12L259 14H261V12H263V14H261L260 16H259V15H255V16L259 17V19H260L261 16L264 15V11H263L264 7L261 6V2H260V5H259V1H261V0H259L258 3H257ZM6 2L9 3L8 1H6ZM6 2H5V3H6ZM18 2H19V1H18ZM26 2H27V1H26ZM51 2H52V1H51ZM63 2H65V1H63ZM85 2H86V1H85ZM135 2H136V1H135ZM140 2H142V0H140ZM140 2L137 1L138 4H139ZM159 2H160V1H159ZM168 2H169V3H168ZM173 2H174V1H173ZM177 2H178V1H177ZM196 2H197V1H196ZM202 2H203V1H202ZM202 2L199 0V4H200V6L198 5V7H199V8L201 7V8H200V10H201L200 12H203L202 9H204V8H202V6H201V3H202ZM205 2H206V1H205ZM207 2H208V1H207ZM13 3H12V4L9 3V4H11V5L13 6V5H14ZM49 3H50V2H49ZM86 3H87V2H86ZM90 3H93V2H90ZM90 3H88V4L90 5ZM97 3H98V2H97ZM108 3H109V2H108ZM110 3H111V2H110ZM129 3H130V2H129ZM142 3H144V4L142 5ZM142 3H141L142 6H144V5L147 6V5H148V4H145V1H144V0H143ZM147 3H148V2H147ZM151 3H152V2H151ZM163 3H162V4H163ZM179 3H180V2H179ZM182 3H184V2H182ZM193 3H195V2H193ZM197 3H198V2H197ZM197 3H196V4H197ZM240 3H244V4H245V1H241V2H239L238 4L241 5ZM1 4H0V5H1ZM9 4H7L6 6L9 7ZM23 4H24V3H23ZM25 4H27V3H25ZM53 4H54V2H53ZM57 4H58V3H57ZM63 4H64V3H63ZM70 4H71V3H70ZM76 4H77V3H76ZM88 4H86V5H88ZM101 4H103V3H100L99 6H102ZM116 4H117V3H116ZM118 4H122V3H118ZM126 4L129 5L128 3H126ZM174 4H177V3H174ZM190 4H189V5H190ZM205 4H206V3H205ZM205 4H204V5H205ZM210 4H211V3H210ZM217 4H219V5H217ZM238 4H237V7H238ZM248 4L246 3V5H241V7L239 6V8H238L239 10H238V9H237V10L242 12L243 10H245V7H247ZM254 4H255V3H254ZM263 4H264V2H262V5H263ZM18 5H19V4H18ZM28 5H29V3H28ZM42 5H43V4H42ZM72 5H73V4H72ZM130 5H131V4H130ZM135 5H136V3L134 4V6H135ZM177 5H178V4H177ZM3 6H4V5H3ZM15 6H16V5H15ZM23 6H24V5H23ZM57 6H59V5H56V7H57ZM61 6H63V5H61ZM74 6H75V5H74ZM74 6H73V8H75ZM78 6H81V4H80V5H77V7H78ZM84 6H85V5H84ZM91 6H92V5H91ZM123 6H125V4H124ZM134 6H133V7H134ZM139 6H140V5H139ZM178 6H179V7H182V5H178ZM194 6H196V5H194ZM210 6H211V5H210ZM244 6H245V7H244ZM1 7H2V5H1ZM4 7H5V6H4ZM125 7H126V6H125ZM127 7H128V6H127ZM133 7H132V8L130 7V9L132 10ZM148 7H149V6H148ZM148 7H145V8H148ZM154 7H157V5L154 6ZM154 7H152V8H154ZM173 7L175 8L174 5H173ZM176 7H177V6H176ZM219 7H218V8H219ZM237 7H236V8H237ZM2 8H3V7H2ZM43 8H44V7H43ZM50 8H51V7H50ZM57 8H59V7H57ZM84 8H92V7H86V6H85ZM107 8H109V7H107ZM111 8H112V7H111ZM116 8H117V7H116ZM134 8H135V7H134ZM136 8H137V7H136ZM138 8H139V7H138ZM145 8H143V9H145ZM150 8H151V7H150ZM152 8H151V9H152ZM157 8H158V7H157ZM160 8H163V10H164V6H163V5H162V7H160ZM160 8H159V9H160ZM177 8H178V7H177ZM190 8H192V7H190ZM194 8H195V7H194ZM196 8H197V7H196ZM199 8H197V9H199ZM211 8H213V6H211ZM236 8H233L232 11L234 12ZM242 8H243V9H242ZM248 8H249V6L247 7V11H246V10L243 11V13L246 12V13H244L245 16H247V12H248L249 14L252 13V12H249V9H248ZM3 9H4V8H3ZM3 9H2V10H3ZM13 9H15V8H13ZM54 9H55V8H54ZM54 9H53V10H54ZM62 9H63V8H62ZM80 9H82V8H80ZM93 9H94V8H93ZM109 9H110V8H109ZM112 9H113V8H112ZM114 9H115V8H114ZM151 9H150V10H151ZM154 9H156V8H154ZM165 9H167V8H165ZM171 9H172V8H171ZM171 9H170V10H171ZM175 9H176V8H175ZM181 9H182V8H181ZM206 9H207V8H205V10H206ZM221 9H220V10H221ZM250 9H251V8H250ZM260 9H262V10H260ZM4 10H5V9H4ZM6 10H7V9H6ZM37 10H38V9H37ZM42 10H43V9H42ZM42 10H40V11H42ZM56 10H57V9H56ZM56 10H54V11H56ZM58 10H61V9H58ZM74 10L77 11V9H74ZM83 10H84V9H83ZM86 10H88V9H86ZM95 10H96V9H95ZM110 10H111V9H110ZM119 10H121V9H119ZM119 10H116V11L118 12ZM125 10H126V9H124L123 11H125ZM131 10H130V11H131ZM133 10H134V9H133ZM141 10H142V9H141ZM157 10H158V9H157ZM168 10H169V9H168ZM179 10H180V9H179ZM195 10H196V9H195ZM195 10H192V12H193V11L195 12ZM213 10H214V9H213ZM224 10H225V9H224ZM252 10L254 11V9H251V11H252ZM13 11H14V10H13ZM16 11H17V10H16ZM48 11H50V10H48ZM48 11H47V12H48ZM51 11H52V10H51ZM61 11H62V10H61ZM72 11H73V10H72ZM79 11H80V10H79ZM79 11H78V12H79ZM89 11L93 12L91 9H89ZM105 11H107V12H106V15L110 12V11H108V10L106 9V10H104V13H103V12H102V13L105 14ZM126 11H127V10H126ZM139 11H140V10H139ZM142 11H144V10H142ZM147 11H148V10H146V12H147ZM174 11H176V10H174ZM180 11H181V10H180ZM208 11H209V12H208L207 16H209L211 10L209 9ZM0 12H1V11H0ZM3 12H4V11H3ZM3 12H2V13H3ZM57 12H58V11H57ZM63 12H64V11H63ZM78 12H75V13L77 14ZM85 12H86V11H85ZM85 12H84V13H81V14H82L81 17L86 16V15H83V14H85ZM87 12H88V11H87ZM91 12H88V13L91 14ZM119 12L121 13L122 11H119ZM133 12H134V11H133ZM144 12H145V11H144ZM144 12H143V14H145ZM148 12H149V11H148ZM157 12H158V11H157ZM165 12H166V11H165ZM182 12H184V11H182ZM213 12H214V11H213ZM216 12H219L218 9H217ZM241 12H236V13H238L237 15H240ZM258 12H254L253 14L258 13ZM5 13H6V11H5ZM5 13H4V14H5ZM12 13H13V12H12ZM44 13H46V12H44ZM65 13H67V12H65ZM93 13H97V12H93ZM98 13H100V12H98ZM111 13H114V12H111ZM111 13H110V15H111ZM125 13H126V12H125ZM152 13H156V12H152ZM158 13H159V12H158ZM166 13L169 15L168 12H166ZM175 13H176V12H174L173 14H175ZM196 13H197V12H195V14H196ZM206 13H207V12H206ZM219 13H220V12H219ZM239 13H240V14H239ZM54 14H56V13H54ZM90 14L88 15L89 17L91 16ZM117 14H118V13H117ZM127 14H128V13H127ZM130 14H131V13H130ZM148 14H150V12H149ZM162 14H163V13H162ZM189 14H191V15L187 16L188 19H190V18H189L190 16H192V15L194 16V14H192V13H189ZM199 14H200V13L198 12V15H199ZM217 14H218V13H214V15H216V16H217ZM220 14H221V13H220ZM231 14H232V13H231ZM0 15H1V14H0ZM49 15H50V14H49ZM49 15H48V16H49ZM114 15H115V14H114ZM114 15H113V16H114ZM118 15H119V14H118ZM118 15H117V16H118ZM122 15L124 16V14H122ZM187 15H188V13H187ZM198 15H196L195 18H193V16H192L191 18L196 19V18H198V17H197ZM200 15H201V17H200ZM200 15H199L200 18H198V20L196 19L195 21L200 22V21H201V18L203 19L202 14H200ZM235 15H236V14H235ZM237 15H236V16H237ZM242 15H243V14H242ZM2 16H4V15H2ZM2 16H1V17H2ZM12 16H15V15H12ZM19 16H20V15H19ZM34 16H36V15H34ZM46 16H47V15H46ZM51 16H52V15H51ZM56 16H58V15H56ZM63 16H64L65 18L68 17V16H65V15H63ZM93 16H97V14H96V15H93ZM93 16H92V17H93ZM98 16H101V18H100V19H101V22L103 21L102 19L105 18V17L102 18V15H100V14H99ZM117 16H114V17H117ZM119 16H120V15H119ZM128 16H129V15H128ZM130 16H133V13H132V15H130ZM158 16H159V15H158ZM178 16H180V13H179V15H177V17H178ZM224 16H226V15L223 14V17H224ZM245 16H244L243 18H245ZM249 16H250V15H249ZM249 16H247V17H248V20H246V21H245V19H244V21L236 19L237 22L242 21V22H240V24H237L236 26H235L236 23H235L234 25L232 24L233 26H235V27H233V29H238V30H239V33H240V30L243 31V32L240 33V34L238 33L239 36H240V39L238 38V40H240V43H239V44H241V43L243 42V40H244L243 44L245 45V39H244V35H243L244 32H246L247 34H249V36L252 35V37H254L253 35H256V36L258 35L257 37H259V38H260V35H261V37H262V34H261V33L264 32V21H262V20H258L257 17H256V20H255L254 16H253V18H251V17H249ZM20 17H22V16H20ZM54 17H55V16H54ZM58 17H59V16H58ZM58 17H57V18H58ZM71 17H72V16H71ZM76 17H77V16H76ZM81 17H80V18H81ZM92 17H91V19H92ZM108 17H110V16H108ZM126 17H127V16H126ZM135 17H136V16H135ZM140 17H143V16H140ZM151 17H152V15H151ZM153 17H154V16H153ZM172 17H174V16H172ZM175 17H176V16H175ZM181 17L184 18V16H181ZM204 17H205L204 19L207 18L205 15H204ZM211 17H213V16H211ZM26 18H27V17H26ZM26 18H24V19L26 20ZM73 18H74V17H73ZM80 18H79V19H80ZM96 18H98V17H96ZM96 18H95V19H96ZM112 18H113V17H112ZM143 18H144V17H143ZM158 18H159V17H158ZM235 18H236V17H235ZM237 18H239V16H238ZM250 18H251V19H250ZM6 19L8 20L9 18H6ZM15 19H16V17L14 18V21H15ZM54 19H55V18H54ZM61 19H62V21L64 20L63 18H61ZM79 19H78V20H79ZM85 19H87V17H85ZM91 19H89V20H90L91 22H93L94 19H92V20H91ZM100 19L98 18V20H96V21H99ZM108 19H109V18H108ZM113 19H114V22H115V18H113ZM113 19L109 20L110 23H112V24L114 23V22H111V21H113ZM124 19H125V17H124ZM127 19H128V18H127ZM150 19H153V18H150ZM155 19H156V18H155ZM165 19H169V18L167 17V18H165ZM170 19H172V18H170ZM176 19L179 20V17L176 18ZM199 19H200V21H199ZM211 19H212V18H211ZM211 19H210V21H211ZM213 19H214V21H215V16L213 17ZM217 19H218V17H217ZM219 19H220V22H219V23H221V21H222V22L225 21V19H224V20H222L221 18H219ZM219 19H218V21H219ZM240 19H242V18H241V15H240ZM262 19H264V17H262ZM11 20H13V19H11ZM21 20H22V19H20V21H21ZM34 20H36V19H34ZM68 20H69V19H68ZM89 20H86V21H89ZM116 20H117V19H116ZM134 20H136V19H134ZM182 20H183V19H182ZM182 20H180V21H182ZM184 20H185V19H184ZM184 20H183V21H184ZM186 20H187V19H186ZM1 21H2V20H1ZM17 21H18V20H16L15 22H17ZM29 21H30V20H29ZM80 21H84V22H80ZM80 21H78V23H84V24H85V23H86V24L91 23V22H85L84 18H83V20H80ZM104 21H105V19H104ZM104 21H103L102 24H101V22L99 21V24H101V26L99 25L100 27H102V26H104V25L106 26V25H109V24H110V23L108 24V22H107V24H104V23H105ZM139 21H140V20H139ZM146 21H147V19H146ZM162 21H163V20H162ZM168 21H169V20H168ZM172 21H173V20H172ZM176 21H177V20H176ZM180 21H179V22H180ZM183 21H182V23H183ZM187 21H189V20H187ZM191 21H194V20H191ZM191 21H190V25H193V26H192L193 29L196 27L197 30L194 31V30L196 29V28H195L194 30L192 29V30H190V31L187 32V29H189V28H185L186 26L183 24V25L185 26V27H184L185 29L182 27L183 25L180 26V27H182V29H183L184 31L186 30V32H187V34L184 33V32H182V34H183V39H185L186 36H187V39H188V37L191 38V37H190V36H191V35H190V32H191V34L193 35L192 37H194V36L196 37V35H197V37H203V35L201 36L200 34H201L202 30L205 32V29H202L201 26H202L203 28H205V26H206L207 24L204 25V23H203V25H201V24H200L201 22H200L199 24H200L201 26L198 25V23H197L196 25H194L195 22L192 24ZM205 21L209 22L208 20H205ZM227 21H228V20H227ZM227 21L224 22V23L228 24ZM261 21H262V22H261ZM4 22H5V21L3 20L2 23H4ZM11 22H13V21H10V23H11ZM31 22H33V21H31ZM31 22H30V23H31ZM70 22H71V21H70ZM75 22L77 23V21H75ZM75 22H74V23H75ZM124 22H125V21H124ZM136 22H137V21H136ZM144 22H145V21H144ZM148 22H149V21H148ZM152 22H153V20H152ZM174 22H175V21H174ZM184 22H185V21H184ZM202 22H204V21H202ZM10 23H8V24H10ZM21 23H25V22L23 21V22H21ZM21 23H20V24H21ZM27 23L30 24L29 22H27ZM59 23H60V22H59ZM95 23H96V22H94L93 25H88V27H90V29H93L94 27L92 28V26H94V25L97 24V23H96V24H95ZM129 23H131V22H129ZM156 23H157V22H156ZM215 23H216V26L214 25V22H213V21H212V23H210V24L213 25V26H211V25L208 23V25H210V26H208V27H209V30H207V32L210 33V37H211V35H212V37H213V34H215V33H217V34L219 33V35H223V37H219V38H218V39H219V43H218V44L215 43V42L213 43V40L204 39L205 36H204L203 38H200L199 40L196 39L197 41H200L201 39H203V41H205V43H206L207 40H208V41H212V43L210 44V46H212V44H213V45L216 44V47H215V45H214V46H212V49H211L210 46H208V47H204V46H203L204 48L202 47V48H203V49H202L203 51H202V50L200 49L199 44H200V43H204V42H202V41H201L200 43L197 42L196 45L199 46L198 49H200L202 52L208 53L209 49H208V51H206L205 48H210V49H211L210 53H211V52L213 53V49H214V52H215V48H216V49L218 50V51H217V50H216V51H217L218 53H219V51H220V54H221L222 51H223V54H226V52H228V51H230V50H231V51H234V49L236 48V45H237V44H235V47L233 46V45H234L233 42H232L233 45H232V44H227V45H225V43H223L225 40H224L223 42L221 41L222 43H220V39L223 40V38H227V37H229V40H230V42H231L230 35H229L228 31H226V28H227V29H229V28H228V27L225 28L224 26H222V27L224 28L225 31H224L223 34H221L222 31H221L220 28H222V27L218 28V27H219V26H218L219 23H218L217 21H216ZM217 23H218V24H217ZM230 23H231V22H230ZM233 23H234V22H233ZM5 24H6V22H5ZM8 24H7V25H8ZM25 24H26V23H25ZM55 24H57V23H54V25H55ZM63 24H65V23H63ZM66 24H67V22H66ZM114 24H115V26H116L117 28H119V27H118L119 23H116V22H115ZM116 24H117V25H116ZM144 24H145V23L141 24V22H140V25L143 26V27H144ZM146 24H147V23H146ZM158 24H159V22H158ZM167 24H169V23H167ZM172 24H173V23H172ZM174 24H176V23H174ZM226 24H225V26H226ZM1 25H2V24H1ZM15 25H16V24H15ZM17 25H18V24H17ZM17 25H16V26H17ZM74 25H76V24H74ZM97 25H98V24H97ZM97 25H96V26H97ZM122 25L125 26V23H122ZM128 25H129V24H128ZM131 25H132V24H131ZM134 25H135V24H134ZM155 25H156V24H155ZM155 25H154V29H155L156 26H157V25H156V26H155ZM169 25H170V24H169ZM169 25H167V26H169ZM180 25H181V24H180ZM187 25L189 26V24H187ZM197 25H198V26H197ZM221 25H223V24H221ZM221 25H220V26H221ZM228 25H229V24H228ZM58 26H59V25H58ZM113 26H114V25H110V26H107V28H106V27H103V28H104V30H105V29L107 30V29H109L108 27H110V29H114V31H115V28H116V27L114 28ZM137 26H139V25H137ZM141 26H140V27H141ZM146 26H147V25H145V28H146ZM150 26L153 27V25H151V24L149 25V27H150ZM160 26H161V25H160ZM194 26H195V27H194ZM214 26H215V27H214ZM9 27H11V29H9V30H12V29H13L12 26H9ZM9 27H8V28H9ZM18 27H19V26H18ZM18 27H17V28H18ZM69 27H70V26H69ZM77 27H78V26H77ZM120 27H122V26L120 25ZM134 27H135V26H134ZM134 27H133V28H134ZM143 27L141 28V29H143V30H146V29L149 28V27H148V28L144 29ZM170 27H171V26H170ZM189 27H190V26H189ZM206 27H207V26H206ZM211 27H212V29L214 30V31H212V32H211L212 29H210ZM216 27H217L218 30H220V31H218ZM0 28H1V27H0ZM14 28H15V26H14ZM131 28H132V26H131ZM158 28H160V27H158ZM158 28H157V29H158ZM176 28H178V26H176ZM198 28H199V29H202L201 32H200V30H198ZM215 28H216V29H215ZM223 28H222V30H223ZM15 29H16V28H15ZM15 29H14V33H13V34H14V37H16V38H14V39H15L16 41L19 42L21 39H20V40H17V39L20 38V35H18V34H17V36L15 35V34H16V31H17V30H15ZM44 29L49 30L48 28H44ZM50 29H51V27H50ZM56 29H57V27H56ZM62 29H63V28H62ZM62 29H61V30H62ZM70 29H71V28H70ZM79 29H80V28H77V30H79ZM90 29H89V30H90ZM110 29H109V31H110ZM120 29L123 31V30H124V27H122V28H120ZM125 29H127V31L130 30L127 26H125ZM134 29H135V28H134ZM134 29H133V30H134ZM141 29H139V30H141ZM150 29H151V28H149V30H150ZM154 29H152V30H154ZM157 29H156V30H157ZM230 29H231V28H230ZM6 30H7V29H6ZM42 30H43V29H42ZM53 30H54V29H53ZM66 30H67L69 33L72 31V30L70 31V30H68V29H66ZM82 30H83V32L85 31L84 29H82ZM94 30L98 31V28L96 27ZM104 30H103V31L101 30V32H103V34L106 32V31L104 32ZM116 30H118V29H116ZM156 30H155V32H156ZM178 30H179V29H178ZM180 30H181V29H180ZM183 30H182V31H183ZM215 30L218 31V32H215ZM0 31H2V30L0 29ZM49 31H51V30H49ZM54 31H55V30H54ZM58 31H59V30H58ZM62 31H63V30H62ZM64 31H65V30H64ZM86 31L88 32V29H87ZM90 31H92V30H90ZM119 31H120V30H119ZM119 31H116L117 34H115V32H113V33H114L115 35L118 36V32H119ZM160 31H161V30H159V32H157V34H156L155 32H154V33H155L156 35L160 36L161 39H162V37H163L162 40H165L166 38H164V36H162V33H161ZM166 31H167V29H166ZM7 32H8V31H7ZM9 32H11V31H9ZM17 32H18V31H17ZM33 32H35V31H33ZM36 32H37V31H36ZM36 32H35V33H36ZM38 32H39V31H38ZM72 32H73V33H72ZM72 32H71V34H70L69 36H72V40H73L74 38H76V37H75V36H76L75 34H77L78 32L75 31L76 33H74V29H73ZM99 32H100V30H99L97 33H99ZM128 32H129V31H128ZM128 32H127V33H128ZM134 32H136V31H134ZM149 32H150V33H147V31H146V33L144 32L145 34L143 35V36L148 35L147 37H150V38H151V39H148L149 42H148V43L146 42V43L150 46V43H151V41H152V37H153V41H154V43H153L152 46H153L154 48H156L158 45H160L161 48H162V46H163V45H161V43H163L162 40L160 41V38L158 37L159 42H161V43H158V42H157V41H158V40H157V36L154 37V35L151 34V30H150ZM167 32H168V31H167ZM170 32H171V31H170ZM177 32H178V31H177ZM180 32H181V31H180ZM194 32H196L197 34H195ZM198 32H199V34H198ZM214 32H215V33H214ZM20 33H21V32H20ZM58 33H59V32H58ZM64 33H66V32H64ZM80 33H81V34H80ZM119 33H120V35H119V37H118L119 41H116V42H115V43L117 44V46H115L114 42H113V43L109 42V41H112V39H113V41L115 40V39H114L115 35L112 34V32H110L111 36H113V38H112L111 40H110V34H109V32H108V33H105L106 36H104V37H102L101 34H96V33H94V32H93V33L91 32L90 35H91V36H94L93 39L96 38V39L98 40V42H96V41H95L96 43H93V42H92L93 46L90 47V46H91V45H90L91 43L89 42V39H87V38L89 37V35H88V37H86V38L84 37L83 39H85V41L88 40V42H86V44H89L90 46L88 45V46H89V49H87V47L84 46L85 49H87V50H86V54H85V52H84L85 50L83 49V48H84L83 46L81 47L82 50L80 49V47H78V49H80V50L83 52L82 55L79 54V53H77V54L75 53V51H78V49L72 51V54L75 53L76 55H71L70 52H69V53H61V54H58V53L60 52V50H59L58 48H56V47H57V46H60V44H58V45L56 46V42H55L54 44H53V43H52V44L49 43V44H50V45H54V46H55V49L59 50V52H56L55 49L50 50V49H52V47H50V49H49L48 45H47V48H45L47 51H44V47H45L44 45H45L46 43L43 42V47L41 46V47H42V51H41V53H40V52H37V49L39 50V47H36V44H35V47H34V43H33V46H32L31 42H24L26 39H25V40L23 39V40H21V41H23L24 43H26L25 45H27V44L29 43V46L34 47V48H35V49H34L35 51H32V49H28L29 47L26 46L27 49L30 50V51H25V52H24V51L21 50L20 47H19V48L17 47V46H23L24 43H23V45H22V44H19V45H18V42L16 43V41L14 40L15 43L17 44V46H16V44L13 43V41H12V43L9 44V42H10L13 38L9 40L10 37L8 36V37H9L8 39L5 38V39L9 40L8 43L5 42L4 44H0V53H1V51H2L3 49H5V50L7 51V53H8V50H9V53H8L7 56L4 55V56L0 57V79H1V81H0V101H1V99H2V101L4 102L5 100H8V99H9V100H8V102H9V101H11V100H10L11 98L13 99V101L9 102V104H8L7 101L4 102V103H7L8 106H7L6 104H4L3 102H1V103H3L4 105H6V107H9L11 103L15 102V101H14L15 99H17L18 102H20L19 99H18L19 96H21V97H20V100L23 99V98H22L23 94H25L24 96H26V94L28 93V91H30V93H31L32 95H33V94L35 95L36 93L38 94V93H39L38 90H35V89H33V88H32V89H33L34 91H36V92H31V90H30L31 86H30V85H32V86L34 85L33 87H36V84H32V82H33V83H35V82L44 83V81L48 82V80H50L53 84H54V82H56V81H57V84H58V81H60L61 79H63L64 76H65V77H68V78L71 77L70 79H72V81L75 80L76 83H77V80H79V81H78L79 83H77L78 86L81 85L80 82L84 84L85 81H87L88 83H85L86 85H88V84H90V83H91V85H93V84H95V82H98V85H97V86L95 85V87H96V88H101L102 86H100V82H101V85H103L102 82L105 83V81H106V80H105L106 77H105V78L103 77V78H104V79H103L102 77L98 78L97 75H96V76H94V77L92 76L93 78L88 77V78H86V79H85V78L82 79V76H85V74L82 73V72H84V69H86L85 67H86V65H87V64H86V65L84 66L83 64H84L85 62H87V61L90 60L89 63H90L91 66H92V64L94 63V61H92V62H93V63H92V62H91V59H94V58H95L94 60H96V57H97L98 59H100L102 56H104V54L109 53V51H110V52L113 51L111 54H112L113 56H118V55H119V57H113V59H111L110 56H109V58H108V54H107V58H106V57H105V58L102 57L103 60H102L101 62L99 61L100 63H98V61L96 60V62H97L98 64L95 62V64H97V65H94L93 67H95V66H97V67L92 68V69H96V70H95L96 73L99 72L98 69H99L101 66H102L101 68H103L104 71H107V70H105V67H106V66H104V65H109V66H110V69L113 68L112 71H115V70L117 71V70H119L117 64H119V66H121V68H122V66L127 68L128 66L132 65V64H130V63H131L130 61H129L130 63H127V65H126L125 62H128V61H125V59L127 58V56H125L126 58L124 57V61H121V59H123V57L121 58V56H120L121 54H118V52H117V53H116L117 55H116V54L114 53V50H111V46H109L110 48L108 47V43H111L110 45H113L112 48H114V47H115V48H118V44H119L120 42H121L123 45H126V47L128 46V48H130V46H131V45L133 46V45H134V42H135L136 45H135V47L133 48V49L135 50L136 46H137V48H138V44L136 43L135 38H137V35H138V34H140V36H141V35H142V32H140V33H138V34L136 33L137 35H136V34H135V35H132L133 33L131 32L130 34H128V35H130L129 37H126V35H123V33H122L121 31H120ZM124 33H126V31H124ZM152 33H153V32H152ZM164 33H165V32H164ZM173 33H174V32H173ZM202 33H203V32H202ZM225 33H227V37H226ZM230 33H231L232 38H235V37H236V31L233 32V31L231 30ZM233 33L235 34V37L233 36V35H234ZM2 34H5V35H6L5 30H4V33H1V35H2ZM7 34H8V33H7ZM13 34L11 33V35H13ZM22 34H23V33H22ZM43 34H45V33L42 32V33H41L42 36L40 35V38H41L42 40H44V38H45ZM48 34H50V33H48ZM59 34H60V33H59ZM72 34H74L75 36L72 35ZM79 34H80V36H81V35H83V36H87V35H86L87 33H86V34H83L82 31H81V29H80V31H79ZM79 34H78V35H79ZM88 34H89V33H88ZM94 34L96 35V37H95ZM150 34H151V35H150ZM160 34H161V35H160ZM168 34H169V33H168ZM175 34H176V33H175ZM184 34H186V36H184ZM263 34H264V33H263ZM9 35H10V34H9ZM23 35H24V37H26V36H25L26 34H23ZM62 35L64 36V34H62ZM99 35H100V36H99ZM152 35H153V36H152ZM165 35H166V34H165ZM199 35H200V36H199ZM206 35H207V34H206ZM245 35H246V34H245ZM2 36H3V35H2ZM28 36L30 37V34H28ZM34 36H36V38L38 37L37 35H34ZM52 36H53V35H52ZM65 36H68V34H66ZM65 36H64V38H65ZM73 36H74V37H73ZM80 36H79V37H80ZM122 36H124V38H123L122 41H121L120 37H122ZM131 36H136V37L133 39L134 41H133L132 39L130 40V37H131ZM151 36H152V37H151ZM161 36H162V37H161ZM169 36H171V35H169ZM175 36H176V35H175ZM178 36H180V33H179V32H178ZM216 36H217V35H216ZM246 36H248V35H246ZM249 36H248V37H249ZM18 37H19V38H18ZM22 37H23V36H22ZM42 37H44V38H42ZM56 37H57V35H56ZM59 37H60V36H59ZM97 37H98V38H97ZM101 37H102V39H101ZM108 37H109V38H108ZM125 37H126V40H128V42H130V44H129V43H124ZM138 37H139V36H138ZM181 37H182V36H181ZM184 37H185V38H184ZM210 37H209V34H208V37H205V38H210ZM32 38L35 39L33 36H32ZM48 38H49V36H48ZM67 38H68V37H67ZM99 38H100V39H99ZM144 38H146V37H144ZM144 38H143V39L141 38V40L144 41ZM246 38H247V37H246ZM259 38L257 39L258 43H259ZM1 39H3V41H5V40H4V36H3ZM49 39H50V38H49ZM86 39H87V40H86ZM90 39H92V38H90ZM146 39H147V38H146ZM146 39H145V40H146ZM155 39L157 40V41H156V42L158 43L157 45L155 44ZM194 39H195V38H193V40H194ZM213 39H215L216 42H218V41H217V38L213 37ZM248 39H249V38H247V40H248ZM42 40H41V41H42ZM45 40H46V39H45ZM66 40H67V39H66ZM66 40H65V41H66ZM101 40H102V41H101ZM108 40H109V41H108ZM137 40H140V37H139V39H137ZM181 40H182V38H181ZM232 40H233V39H232ZM238 40H237V41L235 40V41L238 42ZM247 40H246V42H247L246 45H249V41H247ZM250 40H251V39H250ZM252 40H253V38H252ZM254 40H255V39H254ZM27 41H30V39H27ZM58 41H59V40H58ZM65 41H64V42H65ZM68 41L71 42V44H73V45L76 44V42L79 43V41H76V39H75L76 42H74V40H73L74 43H72V41L70 40V38H68ZM80 41H81V40H80ZM93 41H94V40H93ZM103 41H104V42H103ZM186 41H188V40H185V42H186ZM227 41H228V39H227ZM32 42H35V41L33 40ZM47 42H49V41H47ZM59 42H60V41H59ZM83 42H84V41H83ZM83 42H82V43H83ZM117 42H119V43H117ZM165 42H167V40H166ZM189 42L192 43L193 41L190 40ZM228 42H229V41H228ZM230 42H229V43H230ZM236 42H235V43H236ZM0 43H2V40H1ZM36 43H37V42H36ZM82 43H81V44H82ZM99 43H100V44H101V43H102V44H103V43H105V44L107 43V45H104L105 47H104V46L102 47L101 45H100V46L98 45ZM132 43H133V44H132ZM138 43L140 44L139 46L142 45L139 41H138ZM142 43H145V41L142 42ZM187 43H188V42H187ZM194 43H195V42H194ZM252 43H253V42H252ZM262 43H263V42H262ZM38 44H39V43H38ZM64 44H65V43H64ZM163 44H164V43H163ZM167 44H168V43H166V47H167V48H166V47H163V48H166V49L163 50V48H162V49H161L162 51L167 52L166 50H168V48L170 49L169 45H167ZM220 44H223V45H224V46H221L222 48L227 49V48H225V46H228V47L230 48V50H222V49H220V47H219ZM260 44H261V42H260ZM65 45H66V44H65ZM79 45H80V44H79ZM79 45L77 44V45H75V47H76V46H79ZM82 45H83V44H82ZM154 45H156V47H155ZM183 45H184V44H183ZM241 45H242V44H241ZM66 46H67V48H68L69 51L72 50V47H68V46H69L68 44H67ZM149 46H148V47H149ZM160 46H158V48H160ZM175 46H176V44H175ZM192 46H195V45L192 44ZM197 46H196V47H197ZM201 46H202V45H201ZM63 47H64V46H63ZM75 47L73 46L74 49H75ZM120 47H121V48H119V49L122 51V45H121ZM146 47H147V46H146ZM146 47L143 45L142 48H146ZM185 47H186V46H185ZM196 47H195V48H196ZM237 47H238V45H237ZM246 47H247V46H246ZM124 48H125V47H124ZM137 48H136V50H137ZM171 48H173L172 45H171ZM175 48H176V47H175ZM231 48H234V49H231ZM263 48H264V47H263ZM23 49H24V46H23ZM27 49H24V50H27ZM60 49H62V48H60ZM63 49H66V48L64 47ZM133 49H132V50H133ZM150 49H151V52H154V53H155V49H154V51H152L153 48H150ZM178 49H179V48H178ZM198 49H197V50H198ZM219 49H220V50H219ZM237 49L239 50L238 52H240L241 49H244V46H241L240 48H237ZM5 50H4V52H6ZM49 50H50V51H49ZM117 50H118V49H117ZM123 50H124V49H123ZM128 50H129V49H128ZM128 50H125L124 52H125V53H128ZM132 50H129L130 53H128V54L131 55V52H133L132 56H130V57H133V58L135 59V57H136V56H139V55L136 54V56H134V52H136V50H135V51H134V50L132 51ZM156 50H157V49H156ZM179 50H180V49H179ZM200 50H199V51H200ZM244 50H245V49H244ZM43 51H44V52H43ZM62 51H63V50H62ZM138 51H139L140 54L142 53V52H140V50H137V53H138ZM162 51H161V52H162ZM180 51H181V50H180ZM224 51H225V52H224ZM231 51H230V52H231ZM254 51H255V50H254ZM63 52H64V51H63ZM119 52H120V51H119ZM147 52H150V51L148 50V48H147ZM159 52H160V50H158V52H156V53L158 54ZM169 52H170V51H168L167 54H169ZM174 52H175V51H174ZM174 52H172V53L170 52V53L174 55V54H175ZM197 52H198V51H197ZM248 52H249V49H248ZM262 52H264V51L262 50ZM2 53H3V52H2ZM183 53H184V52H183ZM199 53H200V52H199ZM199 53H198V54H199ZM218 53H216V54H218ZM240 53H241V52H240ZM254 53H256V52H252V56L254 55ZM142 54H143V53H142ZM164 54H165V53H164ZM164 54H163V58L165 57ZM198 54H197V55H198ZM229 54H230V53H229ZM236 54H238V53H237V50H236ZM112 55H111V56H112ZM122 55H125V54L123 53ZM143 55H144V54H143ZM147 55H149V54H147ZM169 55H170V54H169ZM169 55H168V56H169ZM178 55H179V54H178ZM192 55H193V54H192ZM195 55H196V53H195ZM195 55H194V56H195ZM208 55H210V54H208ZM257 55H258V56H257ZM257 55H256V57H258V58L260 57V58H259V63H262V62H263V60L261 59L262 54H261V55L257 54ZM99 56H101V57H99ZM150 56H151L150 58L152 59L153 53H151ZM158 56H159V55H158ZM161 56H162V54H160V56L158 57L159 59H158V58H157V55H155V59L157 58L158 61L160 62V57H161ZM166 56H167V55H166ZM168 56H167L168 59H166V58H165V60L163 59L164 62H167L166 60H168L169 62H170V61L173 62L174 60H177V59H179V57H181V56L179 55V57L177 56V58H175V55H174V60H173L172 56H171V58H169ZM223 56H224V55H223ZM235 56H236V55H235ZM139 57H141V55H140ZM139 57H136V61H137L136 65L138 66V68H139V65H138V60H137V59H139ZM143 57H144V56H143ZM153 57H154V56H153ZM186 57H187V56H186ZM188 57H189V56H188ZM209 57H210V56H209ZM227 57H228V56H227ZM253 57H254V56H253ZM253 57H251V58H253ZM256 57H255V58H256ZM56 58H59V59H56ZM133 58H132V59H133ZM144 58H145V57H144ZM146 58H147V61H146V59H145L144 62H147V64H148L149 62H152V63H154V64L157 62V60H155L156 62H153V61H151V59H150V61H149L147 56H146ZM161 58H162V57H161ZM55 59H56V60H55ZM70 59H73V60H72L73 63L75 62L74 60L78 61V62H75V63L78 64V65H79V63H82V65L84 66V68H82V65H79V68H78V70L76 69V71H77L78 73H82V74H84V75L81 74L82 76H80V74H78V73H77V74L79 75V77L77 76V74H74V73H73L74 75H73V74H72V75H69V74H67V75L65 74V75H64V73H65L64 71H66V73H68V72H67L66 69H64V67L62 66V64L65 63V64H67V66H68L69 64H71L70 61H68V60H70ZM105 59H107V60L109 59L110 61L108 60V61L106 62ZM140 59L143 60L142 57H141ZM213 59H215L214 56H212V60H213ZM227 59H228V58H227ZM235 59H236V57H235ZM246 59H247V55H246ZM253 59H254V58H253ZM260 59L262 60L261 62H260ZM66 60H67V61H66ZM128 60H129V57H128ZM130 60H131V59H130ZM141 60H139V62H141ZM190 60L193 61V58H191ZM190 60H189V64H190ZM195 60H196V59H195ZM217 60H218V59H215V61H217ZM242 60H243V59H242ZM103 61L106 62V63H104ZM136 61H134V63H135ZM161 61H162V60H161ZM179 61H180V60H179ZM182 61H183V60H182ZM185 61H186V60H185ZM200 61H201V59H200ZM210 61H211V59H209V62H210ZM221 61H222V60H221ZM247 61H248V60H247ZM257 61H258V59H257ZM67 62H69V64H68ZM102 62H103V63H102ZM132 62H133V61H132ZM172 62H171V64H172ZM177 62H178V60H177L175 63H173V66H174V64H176ZM183 62H184V61H183ZM183 62H182V63H183ZM193 62H194V61H193ZM195 62H197V61H195ZM222 62H223V63L220 62V64H221V66L223 67V66L226 65V62H225V61H222ZM224 62H225V65H222V64H224ZM240 62H241V61H240ZM249 62H250V60H249ZM249 62H248V63H249ZM253 62H255V61H253ZM73 63H72V64H73ZM75 63H74L73 65H75ZM160 63L163 64V61L160 62ZM213 63H214V62H213ZM218 63H219V60H218ZM245 63H246V62H245ZM129 64H130V65H129ZM154 64H153V65H154ZM157 64H158V63H156V65H157ZM167 64H168V62H167ZM171 64H168V65H171ZM179 64H180V63H178V64H176V65L179 67ZM201 64H202V62L200 63V65H201ZM242 64H243V63H242ZM255 64H256V63H255ZM263 64H264V62H263ZM115 65H117V66H115ZM143 65L146 66L145 64H143ZM149 65H150V66H147V67H148L147 70H145V69L141 70L140 73L138 72V75L136 74V72H137V71H136L137 67L134 66L136 69H135V71L133 70V71L135 72V74H134V73L132 74V75H134L133 78L128 77V74H130V72H132V70H131L130 72H128V73L125 72V74L127 75L126 77H128L129 80H130L131 82H133L132 80L134 79V82H135V80H137L138 78H143V77H144V79H145V75L148 73V74L146 75V80H149L150 76H152V75H151L152 71H149V72H148V70H149V68L153 67V65H152L151 63H149ZM163 65H164V64H163ZM176 65H175V67H176ZM183 65H184V64H183ZM192 65H196V63H195V64H192ZM251 65H253V63H252ZM258 65L260 66V64H258ZM61 66H62V67H61ZM67 66H65V68H66ZM76 66H77V65H76ZM89 66H90V65H89ZM111 66H114L116 69L114 70V67H111ZM159 66H160V64L158 65V67H156V68H158L157 71H158V70L161 71V74L164 75L163 77H166L167 79L171 80V82H173V81H175V80L177 79L176 77H178V76H176L177 72H175V69H174V71H173V70H170L171 68H170V69H163L162 66H160V67H159ZM171 66H172V65H171ZM173 66H172V67H173ZM187 66H188V63H187ZM197 66H199V65H197ZM219 66H220V65H219ZM246 66H247V65H246ZM254 66H255V65H254ZM58 67H61V70H62V68L64 69V70H63V74H61L62 71H60V74L57 73L58 71H56V70H59V69H60V68H58ZM87 67H88V65H87ZM164 67H165V66H164ZM175 67H174V68H175ZM180 67H181V66H180ZM191 67H192V66H191ZM194 67H196V66H194ZM194 67H192V68H190V69H192V71H194V70H193ZM199 67H200V66H199ZM243 67H244V66H243ZM248 67L250 68V65H249ZM257 67H258V66H257ZM263 67H264V65H263ZM263 67H262V68H263ZM101 68H100V71H101V70L103 71V69H101ZM130 68H131V66H130ZM132 68H133V66H132ZM145 68H146V67H145ZM156 68H154V69L151 68V69L154 71L152 74H156V70H155ZM183 68H184V67H182V70H183ZM254 68H255V71H254V72H256L255 74L258 75V72L260 71V69H259V71H258L256 67H254ZM67 69H69V68L67 67ZM73 69H74V68H73ZM80 69H82V70H80ZM92 69H90V70H92ZM106 69H107V67H106ZM110 69H108V70H110ZM172 69H173V68H172ZM186 69H187V67H186ZM197 69H199V68H197ZM225 69H226V68H225ZM228 69H229V68H228ZM232 69L235 70L234 67H233ZM237 69H238V68H237ZM241 69H242V68H241ZM250 69H252V68H250ZM250 69H249V71H250ZM122 70H123V71H122V74H123L124 71H125V69L122 68ZM137 70L139 71V69H137ZM199 70H200V69H199ZM243 70H244V69H243ZM246 70H248V69H246ZM253 70H254V69H253ZM256 70H257L258 72H257ZM69 71H70V70H69ZM72 71L74 72L75 70H71L70 73H72ZM79 71H80V72H79ZM110 71H111V70H110ZM112 71H111V72H112ZM126 71H127V70H126ZM159 71H158V72H159ZM176 71H178V70H176ZM180 71H181V69H180ZM200 71H201V70H200ZM226 71H228V70H227V69L225 70V75L227 74ZM236 71H237V70H236ZM87 72H90V71H87V70H86V73H87ZM91 72H92V71H91ZM150 72H151V73H150ZM190 72H191V70H190ZM204 72H205V71H201V72H199L198 70H195V72H194V76H195V73H197V75L195 76V78L193 79V81H196V82L199 81V82L197 83L198 85L200 84V82H202L201 79H204V77H205ZM242 72H243V71H240V73H242ZM102 73H103V72H102ZM108 73H109V71H107V74H108ZM114 73H115L116 77H118V75L120 74V72H117L118 75L116 74V72H114ZM198 73H199V74H198ZM229 73H230V71H229ZM237 73H239V72H237ZM262 73H263V72H262ZM88 74H89V73H88ZM88 74H87V76H88ZM125 74H124V75H125ZM149 74H150V76H148ZM178 74H180V73H178ZM203 74H204V75H203ZM255 74H254V75H255ZM259 74H260V73H259ZM89 75H91V73H90ZM92 75H93V72H92ZM102 75H103V74H100V76H102ZM104 75H105V74H104ZM110 75H114V74H108V76H110ZM115 75H114V76H115ZM136 75L138 76V78L136 77ZM156 75H157V74H156ZM162 75H161V77H162ZM188 75H189V73H188ZM192 75H193V74H192ZM218 75H219V74H218ZM218 75H217V76H218ZM225 75H223V76H225ZM227 75H228L227 78L229 77V79H228V82H229V83H228V84H230V83H231V82H230V79H231V78L233 79L234 76H232V75L229 76V74H227ZM233 75H235V74H233ZM245 75H246V74H245ZM248 75H249V77H251V73H250V72H249ZM256 75H255V77H256ZM260 75H261V74H260ZM263 75H264V74H263ZM2 76H3V77H2ZM105 76H107V75H105ZM108 76H107V77H108ZM119 76H121V74H120ZM158 76H160V75H158ZM158 76H157V77H154V75H153L152 77H153V79L155 78V79H157V80H160V77H159V79H158ZM179 76H182L181 78H184V79L187 77V76H186V77H183V73H181ZM189 76H190V75H189ZM194 76H193V77H194ZM217 76H216V77H217ZM223 76H222V78H223ZM231 76H232V77H231ZM237 76H238V75H237ZM252 76H253V74H252ZM261 76H262V75H261ZM1 77H2V78H1ZM52 77H53V79L56 78V79H54V82H53V80H51ZM80 77H81V78H80ZM95 77H97L98 79H95V80H94L95 82L92 83L91 81H92ZM121 77H122V76H121ZM152 77L150 78V82H151V83H152V80H151ZM190 77H191V76H190ZM193 77H191V80H192ZM207 77H208V76H207ZM239 77H241V76H239ZM253 77H254V76H253ZM258 77H260V76H258ZM262 77H263V76H262ZM76 78H77V80H76ZM187 78H188V77H187ZM209 78H210V77H209ZM70 79H66V78H65V80H69V82H72V81H70ZM80 79H82V81H80ZM88 79H91L90 82L88 81ZM114 79H115V77H114ZM114 79L107 78V81H109V82H111V84H113L111 80H114ZM117 79H118V78H117ZM126 79H127V78H126ZM144 79H143V80L141 79V81H140V80L137 81V82H140V84H141L140 87L143 86L142 81H143V83H144V82H147V81L144 80ZM162 79H163V78H162ZM162 79H161V80H162ZM167 79H166V80H167ZM173 79H174V80H173ZM178 79H180V77H178ZM184 79H183V81H184ZM211 79H212V78H211ZM223 79H224V78H223ZM232 79H231V81L234 82L235 79H234V80H232ZM242 79L244 80L243 77H242ZM259 79H260V78H259ZM118 80H120V79H118ZM157 80H155L156 82H154V80H153V84H154V86H152V87H156V86H155V83H156V85H157V83L159 82V81H157ZM161 80H160V81H161ZM166 80H165V81H166ZM169 80H167V81H169ZM189 80H190V79H189ZM207 80H208V78H207ZM247 80H249V78H248ZM254 80H256V82H257L258 79L254 78ZM254 80H251V78H250L249 81L251 82V81H254ZM83 81H84V82H83ZM124 81L127 82L128 79H127V80H124V79H123L122 81L120 80V81H118V83H120V82L123 83ZM167 81H166V82H167ZM183 81L181 80L182 83H183ZM245 81H246V80H245ZM263 81H264V80H263ZM66 82H68V81H66ZM114 82H116V81L114 80ZM150 82H148V83H149V87L147 86V88H148V89H146L147 92H148L149 89H153V88H150V85H151ZM188 82H189V81H188ZM211 82H212V81H211ZM220 82H221V78H220ZM222 82H224V83H223V87H224V88H223L222 86H220L221 88H219V89H221V91H222V89H224V90L227 89V92L230 91V90L232 91V89L225 88L226 85H227L225 81H222ZM241 82H242V81L240 80L239 84H242L243 87H244V86H245V83L243 84V82H242V83H241ZM246 82H247V84H248V81H246ZM25 83H29V84H28V85L30 86L29 89H27V87L25 88ZM30 83H31V84H30ZM49 83H50V82H49ZM74 83H75V82H74ZM74 83H73V84H74ZM192 83H193V82H192ZM216 83H217V81H216ZM237 83H238V82H237ZM237 83H236V85H237ZM258 83H260V82L258 81ZM23 84H24V85H23ZM59 84H60V83H59ZM68 84L70 85V83H68ZM68 84H67V83L65 84V88H67V87L69 88ZM73 84H72V85H73ZM79 84H80V85H79ZM85 84H84V85H85ZM107 84L109 85L108 82H107ZM107 84H105V85L107 86ZM135 84H136V83H135ZM137 84L139 85V83H137ZM183 84H184V83H183ZM185 84L187 85L188 83H185ZM204 84H206V82H205ZM225 84H226V85H225ZM250 84L253 86V85L255 84V82H253V83L251 82V83H249V85H250ZM256 84H257V83H256ZM256 84H255V85H256ZM262 84H263V83H262ZM20 85H21L22 87L25 88L24 90H23V88H21L22 90H20V92H21L22 95H21V94L18 95V94H19V91H17ZM43 85H44V87H45V85H47V83H45V84H43ZM62 85H64L63 82H62ZM62 85L60 84V87L57 85V87H59L58 90H60V88H62L63 92L66 93V96H67L68 91L71 90L72 88H73L75 91L77 90V92H72V93H71V92L69 91V92H70L69 94H72V95H73V93H78V91H79L78 89H75V88H78L77 86H76L75 88H74V87H71V89H68V88H67L66 90H68V91H64V87H63ZM66 85H67V86H66ZM72 85H71V86H72ZM84 85H83L82 87H87L86 85H85V86H84ZM113 85H114V84H113ZM116 85H117V87L114 85V86L116 87V90H115V91L118 90L119 92L117 91V93L120 94V92H121L122 90L119 88V84H117V82H116ZM121 85H122V84H121ZM123 85H124V84H123ZM127 85H129V84H125V85H124L125 88L130 87V86H127ZM130 85H132V83H130ZM146 85H147V83H146ZM161 85L163 86V85H165V83H162V84H160V86H159V85H157V86H159V87L161 88ZM176 85H178V84L176 83ZM181 85H182V84H180V86H181ZM193 85H195V83H194ZM202 85H203V83L200 84V88H201V89H200V92L202 91V92H201L202 94L199 92V93L196 94V96H195V92H198V91H199V87H198V86H195V88L198 87V88H197L198 91H197V90L194 91L195 88L193 89V91H191L192 88L190 87L191 90H189V91H187V92H185V91H183V92L188 93V94H191L192 92H194V97H195V98H193V97H190V98L195 99V100H196V98H199L200 100H202V101L198 100V101H200V102L195 101L196 103H194V104L196 105V108H197V106L200 107V105H203V107L201 106V109L204 110L203 108H204V104H205V102H204V103H201V102H203V100L206 101V99H209L208 102H209V101H215V100H216V99L214 100L215 97L212 98V96H217V93H216V95H214L215 93L210 92V90L208 89V88H210V85L208 86V88H207V87L205 88V86H202ZM230 85H232V84H230ZM236 85H235V86H236ZM255 85H254V86H255ZM263 85H264V84H263ZM61 86H62V87H61ZM93 86H94V85H93ZM124 86H123V87H124ZM126 86H127V87H126ZM133 86H134V83H133ZM144 86H145V84H144ZM171 86H172L171 83H170V86H168V84L166 85V87H171ZM178 86H179V85H178ZM188 86H189V85H188ZM206 86H207V85H206ZM216 86H217V85H216ZM256 86H258V85H256ZM54 87H55V86H54ZM90 87L92 88V86H90ZM110 87H111V86H110ZM145 87H146V86H145ZM166 87H165V88H166ZM238 87H239L240 89H239ZM238 87H237V88L241 91L240 94L242 95V97H245L246 102L244 101L245 99L243 98L244 100H240V101H244L245 103H242V102H241L240 104H237V105H238V106L240 105V109H243L244 107H246V106L243 105V104H247V107H246V109H243V110H242V113H243L244 110H245V112H244L245 114L238 113V111L235 112V113H237V114H241L240 116L238 115L239 117H241L242 115L245 116L246 113H247V114L250 115V116H249V117L245 116V117H243V118H246V117H247V118H252L253 120H249V122H245V123H247V124H246V128L244 127V126H245V125H244L245 123L243 124L244 126L241 125V128L245 129V131H243L241 135H240V133H241L240 131H242V129H240V130L237 129V130H239V131H236V132H238L239 135H237V136H239V137L236 136V134H237V133H236L235 136H234V137H236V138H233V139H235V143H236V141H238L237 144L240 143V145L238 146V147H241V148H240V153H237V152H236V151H238V149H237V146L234 147V144H235V143L233 144V147H232L233 149H232V150H234V151L236 152L237 155L234 154L235 152H231L232 150H230V152L228 151V150L230 149L229 147H231L230 145L233 143V142L230 143V142L232 141V138H230L231 141H230V142H226V143H230L229 147H228V144H226V146H227L226 148H229V149H226L224 145H221V143H220V144H217V145H221V149H223L222 146L224 147V149H226V150H222V151L229 152V153H233V154H229V155H227V153L224 152L225 154L221 155L223 158H221V157L219 156L221 160H218L217 162L215 161V160H216L215 158H214L215 160H213L215 163H218V162H219L218 164H220V165H219L218 167L215 166L216 168H214V169L212 170V168H213V166H211L212 164L208 163V164L210 165L211 169L208 168V167H209L208 165H206L207 167L204 165V166H203V167H204V170H203V168L201 167V166H202L201 163H204V162L207 161V160H206V159H203V158H199V155H201V154L203 155V152H204V151H201V150H203V148H202V149L200 148V149H201V150H200L199 147H201L204 143H205V144H204L203 146H206V144H207L206 142H208V141H209V143H214V142H210V141H212V137H211V138L209 137L210 140L205 141V138H206V140H207V137H208V136L206 137V135H207L208 132L205 131L204 129H202V128H201V125L203 126V125L205 124L206 120L201 119V120H203L204 123H203V122L200 123L199 121H201V120H199V121L197 120V121H196V120L194 119V120H191V125H190V120L187 121V122H185V125H188L187 123H189V126H190V127H189V128L187 127V128L189 129V132H192V131L190 130V129L192 128V127H191L192 124H193V125H194V124H197V122H199L198 125L201 124V125H200L201 132H199L200 129H199V130L197 129L198 133H196V131H195V127H194V126H193L194 129L192 128V129L194 130V131H193L194 133L191 134V133L187 132V130H186V132L189 133V134H191V135H193V134H197V135H195L197 138L192 139V137H191L192 140L199 139V140H198L199 142H197V143L193 142V144H191L190 147H189V144L191 143V140H190V139H187V140H190V141H187V140L185 139L187 136L183 137L184 135H188V134H185V133H186V132H185V129L183 128V129H184L183 132L180 133V134H183L182 136L180 135V137H183V138L185 139V142H183V140L180 138V139L182 140L183 144L186 145V146L188 145V147H189V149H190L189 151L193 150L194 155L197 154V155H195V156L197 157V158H196L194 155H192V153H191L192 151L189 153L190 155L193 156V157H192V160H193V158H194L195 160H198V159H200V160L203 159V160H204V162L202 161V162L200 163V164H201L200 166H198V164H199V162H200V160H198V164L196 165V166H197L196 170H197V172H198V174L196 173L197 175L195 174V172H194L193 169H192V171H191V172H193L197 177H199L198 175H199L200 173L203 174L202 171L199 173V171H198V170H199V169H198L199 167H201L200 169H202L203 171H206L205 169L208 168V169H207V174H208V170H209V172H210V170L215 171L214 174H215V173H216V174L219 173L217 176L221 175L220 178H222V180L225 179V180L223 181V182L225 183V185H226V184H227V185L230 184V181H232V180H233V182H234L233 176H234V178H235V181H236L235 183H236V184H239L238 181L242 182V181H243V180H242L243 178H246V177L249 178L248 175L251 174V173H252V176H253V177H254V175L256 174V175H255V178H254L255 180H256V178L259 179L258 176H260L261 173H262V178H263V176H264V175H263L264 172H258V171H259L258 168L260 167V165H261V167H262V165L264 164V143H260V142H259V140H258V139H259L258 136L260 135L261 137H263L264 134H259L258 132H260V131H258V132L256 131V130L260 129V127H259L260 125H264L263 123H261V121L264 119V118H263L264 116H262V117L259 116L260 118H263V119L258 123L259 125L257 124V121H258L257 116H258V115H262V114L264 115V113H263L264 111H261V112H260L261 114H260V113H257V114H256L257 116H256V115L254 116L253 114H254L255 112H257L256 109L259 110V109L261 108V107H260L261 104H259V105L257 104V100H258V99L255 101V98H254L255 96H253L254 94H256L255 91L252 90V87H250V88H251V91H250V88H247L248 86L243 88V87H241V85H240V86H238ZM45 88H50V92H49V93L52 94V90H53L55 95H57V96L59 95V94H56V91H57V88H56V87L52 89V86H51V87L46 86ZM45 88H44V89H45ZM111 88H113V87H111ZM132 88H133V87H132ZM160 88H158V89H160ZM165 88H164V86H163V90H162V91H164ZM181 88H182V87H181ZM181 88H179V89H181ZM229 88H230V86H229ZM237 88H236V89H237ZM258 88H259V86H258ZM41 89H42V90H41ZM44 89H43L42 87H41V88L39 87V91H40V92H43V93L45 94V91H46V90H44ZM54 89H56V91H55ZM73 89H72V90H73ZM79 89H80V87H79ZM83 89H84V88H83ZM83 89H81L80 91L83 92ZM86 89H87V88H86ZM108 89L110 90L109 87H108V88L106 87V89H105V87H104V89H100V90H103L104 92H108V91H109ZM119 89H120L121 91H120ZM122 89H123V88H122ZM139 89H140V88H139ZM139 89H138V91L140 92ZM142 89H143V87H142ZM142 89H141V91H143V90L145 91V89H143V90H142ZM167 89H168V88H167ZM167 89H166V90H167ZM176 89H177V88H176ZM176 89H175V90H176ZM186 89H187V88H186ZM186 89H184V90H186ZM217 89H218V88H217ZM238 89H237V90H238ZM255 89H256V87H255ZM261 89H262V88H261ZM27 90H28V91H27ZM33 90H32V91H33ZM72 90H71V91H72ZM107 90H108V91H107ZM187 90H188V89H187ZM237 90H235V91H237ZM256 90H257V89H256ZM258 90H259V89H258ZM23 91H24V92H23ZM84 91H85L86 94H88V93L86 92V90H84ZM87 91H88V89H87ZM91 91H92V94H93V97H94L95 93H94L93 91H98V89H97V90H96V89L94 90V88H93V90H89V93H91ZM123 91H124V90H123ZM133 91L135 92L134 89L132 90V92H133ZM138 91H137V94H138V95H143V94H145V93L141 94L142 92L138 93ZM154 91H156V90L154 89ZM160 91H161V90H160ZM167 91H168V90H167ZM169 91H170V90H169ZM173 91H174V90H173ZM219 91H220V90H219ZM219 91H215V92H218V94H219V93H221V91H220V92H219ZM233 91H234V90H233ZM252 91H254V92L252 93ZM262 91H263V90H262ZM46 92H47V91H46ZM98 92H100V91H98ZM98 92H97V94H98ZM104 92H103V93H104ZM125 92H127L128 95H129L130 93H132V92L128 93V92H129L128 90H125ZM125 92H124V94H126ZM151 92L154 93L153 90H151ZM178 92H179V91H178ZM180 92H181V90H180ZM189 92H190V93H189ZM225 92H226V90H225ZM227 92H226V93H227ZM238 92H239V91H238ZM238 92H237L236 94H238ZM260 92H261V91H260ZM30 93H28V97H29V94H30ZM49 93H48V94H49ZM60 93H62L61 90H60ZM85 93H83V94H85ZM109 93H111V91H109ZM112 93H113V91H112ZM148 93H149V92H148ZM155 93H156V92H155ZM41 94H42V93H41ZM44 94H43V95H44ZM54 94H52V95H46V94H45V95H46V99L48 98V96L53 97ZM69 94H68V96H69ZM86 94L84 95V97L86 96ZM97 94H96L95 96L101 95V94H98V95H97ZM115 94H116V93H115ZM124 94H123V96H124V97H125V96L128 97L127 100H129V101H130V99H132V98H129V97H131V95H135V94H131V95L128 96V95H124ZM146 94H147V93H146ZM156 94H157V93H156ZM163 94L166 95L165 92H164ZM168 94H171V93H168ZM178 94H179V93H178ZM180 94H182V93H180ZM180 94H179V95H180ZM227 94H228V93H227ZM234 94H235V93H234ZM252 94H253V95H252ZM32 95H30V96H32ZM34 95H33V96H34ZM62 95H65V94H62ZM74 95H75V94H74ZM89 95H90V94H89ZM104 95H105V93H104ZM109 95H110V96H108L107 93H106V96H105V97L108 96V97H107V98H108V99H107L108 101H107V100H106V101H101V100L105 99L104 96H103L104 98H103L102 96H99V97L102 98L101 100L98 99V97H94V98H97V99L99 100V103H98V101H97V103H98L99 106H100V105H103V106H100L101 109H104V106L107 107V106L109 105L110 107L108 106L107 108H109V109H108V110H109V113H112L111 111H113V110L110 109V108H112V107H111V106H112L111 104L115 103V104H113V106H114V105H116V103H117L118 101H117V102H111V103H106V102L111 101L113 98H115L114 100H116V99L118 100V98H116V96L114 97V95L112 96L113 98H111V94H109ZM116 95H117V94H116ZM121 95H122V94H120L119 96L122 97ZM138 95H136V96H138ZM149 95H150V94H149ZM171 95H172V94H171ZM173 95H174V94H173ZM175 95H177V94H175ZM186 95H187V94H186ZM192 95H193V94H191L190 96H192ZM198 95H199L200 97H199ZM229 95H230V94H229ZM231 95H232V93H231ZM243 95H244V96H243ZM262 95H263V94H262ZM24 96H23V97H24ZM33 96H32V97H29L30 99H29V98H28V99L31 101V99L33 98ZM38 96H39V95H38ZM60 96H61V95H60ZM66 96H65V98L67 99L68 97H66ZM77 96H81V94H80V95L77 94ZM77 96H76V97H77ZM90 96H91V95H90ZM90 96H86V97L90 98ZM151 96H154V95L151 94ZM162 96H163V95H162ZM181 96H182V95H181ZM201 96H202V97H201ZM219 96H221V95H218V97H216V98H220V99H221V103L217 101V100H219V99H217L216 102L222 104V101H223V100H222V97H219ZM223 96H224V95H223ZM225 96H227V95L225 94ZM256 96H257V95H256ZM34 97H35V98H33V99H36V96H34ZM42 97L44 98V96H41V97L39 96L38 99H40V98H42ZM55 97H56V96H55ZM61 97H62V96H61ZM69 97H70V98H75L74 96H73V97L69 96ZM91 97H92V96H91ZM120 97H119V99H120V101H122V103L125 102V101H127V100H125L126 98L123 97V99L125 100V101H124V100H122V98H120ZM138 97H139V96H138ZM141 97L144 98V96H141ZM145 97H146V96H145ZM149 97H150V96H149ZM160 97H161V96H160ZM160 97H158L159 99L156 98V99H158L157 102L160 100ZM166 97H167V96H166ZM170 97H171V96H170ZM179 97H180V96H179ZM184 97H185V95H184ZM184 97H181V99H183ZM187 97H188V96H187ZM203 97H204V98H203ZM227 97H229V96H227ZM233 97H235V96H233ZM237 97H238V96H237ZM239 97L241 98V96H239ZM258 97H259V96H258ZM24 98H25V97H24ZM43 98H42V99H43ZM56 98H57V97H56ZM65 98H64V100H66ZM79 98H80V97H79ZM81 98H83V97L81 96ZM134 98H135V97H134ZM136 98H137V97H136ZM136 98H135V100L133 99V100H134V105H136V104L138 105V103H136V101H140L139 99H141V98H139V99L137 98V99H138V100H137ZM163 98H164V97H163ZM175 98L177 99V97H175ZM190 98H189V99H190ZM201 98H202V99H201ZM223 98H224V97H223ZM231 98H232V97H231ZM231 98H230V99H231ZM253 98H254V100H253ZM3 99H4V100H3ZM33 99H32V101H33ZM44 99H45V98H44ZM44 99H43V101H45ZM49 99H50V98H49ZM49 99H48V102H49ZM52 99H55V98H52ZM57 99L60 100V97L58 96ZM61 99H62V98H61ZM75 99H76V98H75ZM109 99H111V100H109ZM145 99H148V98H145ZM150 99H151V98H150ZM166 99H169V98H166ZM170 99H174V97H173V98H170ZM186 99H187V98L183 99L182 101H184V100H186ZM210 99H211V100H210ZM226 99H227V98H226ZM232 99H233V98H232ZM235 99L238 101L239 98H234V100H235ZM259 99H260V100H263V97H259ZM26 100H27V99H26ZM40 100H41V99H40ZM58 100L55 99L56 102H57ZM62 100H63V99H62ZM62 100H61V101H62ZM67 100H68V99H67ZM67 100L65 101L66 103H65L64 101H62L63 103H62L61 101H59V103L62 104L63 106H64V104H67V107H68V102L70 101L69 104H71L72 99H71V100H68V102H67ZM73 100H74V99H73ZM81 100H82V99H81ZM81 100H77V99H76L75 101H77V102H75V101H73V102H75L76 104L79 103L80 106H82L81 103H83V105H85V106H84V107L82 106V108L79 106V108H77V105H76L75 103H74L75 105L72 104V107H73V105L76 106L75 108H74V107L72 108V107L70 106L71 109H72V111H73V109H74L73 113H75L76 110L83 109V108L86 110L85 107H86V106L88 107V104H90V103L92 104V108L98 111V109L95 108V107L98 106V105H97V104L95 105L94 103H92V102H94V101L89 102V103L87 102V104H85V103H86L85 100H87V99L84 98V100H82V102H80ZM91 100H94V99H91ZM95 100H96V99H95ZM133 100H132L131 102H133ZM142 100H144V99H142ZM161 100H162V99H161ZM224 100H225V99H224ZM27 101H28V100H27ZM35 101H36V102H34V104H31V105H32V108H30V106H28L29 109H33V110H34V107H35L34 105H35V103H37L38 100H35ZM43 101H42V102L38 101V103L40 102V103H42L43 105L47 103V102H46V103H43ZM46 101H47V100H46ZM55 101H54V102H55ZM78 101H79V102H78ZM84 101H85V103H84ZM146 101H148V100H146ZM166 101H167V100H165L164 102H166ZM169 101H170V100H169ZM173 101H174V100H173ZM175 101H176V100H175ZM177 101H178V100H177ZM225 101H227V100H225ZM28 102H29V101H28ZM28 102H26V103H28ZM100 102H102V104H100ZM131 102H129V103H131ZM140 102H141L142 105L145 104V101H144V103H142L143 101H140ZM154 102H156L155 99H154ZM157 102H156V103H157ZM171 102H172V101H171ZM185 102H186V101H185ZM188 102H190V101H188ZM238 102H239V101H238ZM254 102H255L256 104H255ZM263 102H264V101H262V103H263ZM57 103H58V102H57ZM57 103H55V104H57ZM104 103H105V104H108V105H104ZM129 103H128V104H129ZM148 103H151V104H152L153 102H150V100H149ZM156 103H155V104H156ZM159 103H160V102H159ZM162 103H163V102H162ZM174 103H176V102H174ZM180 103H181V102H179V105H180ZM183 103H184V102H183ZM191 103H192V101H191ZM191 103H190V104H191ZM198 103H201V104L198 105ZM214 103H215V102H212L210 105L214 106ZM228 103H232L231 100H230ZM228 103H227V104H228ZM258 103H259V102H258ZM29 104H30V102H29ZM49 104H51V102H49ZM60 104H59V105H60ZM79 104H78V105H79ZM91 104H90V105H91ZM93 104H94L95 106H94ZM118 104H119V103H118ZM123 104H125V106L127 105V103H123ZM123 104H121V105L119 104V107L121 106L120 109H122ZM141 104H140V105H141ZM160 104H161V103H160ZM163 104H164V103H163ZM170 104H171V103H170ZM170 104H169V105H170ZM192 104H193V103H192ZM194 104H193V106H195ZM206 104H207V103H206ZM206 104H205V106L208 105V106L210 107L209 104H207V105H206ZM215 104H216V103H215ZM1 105H2V104H1ZM25 105H26L25 103L22 104L21 102L15 104V105L13 104V105H11V106H13V109H10L11 111H10L9 113H8V111H7V113L4 111V110H5V108H4L5 106H1V107H3V108H1L2 110L0 109V112H1V114H2V111H4V113H5V114H8V117H9V115H10L11 113H15V112H17V110H18V112H19L20 109L27 108ZM53 105H54V103H52V106H53ZM137 105L135 106V108L139 107V106H137ZM142 105H141V106H142ZM158 105H159V104H158ZM158 105H154V106H157V107H158ZM164 105H166V104H164ZM172 105H174V104H172ZM182 105H183V104H182ZM182 105H180V106H182ZM187 105H188V104H187ZM241 105H243L244 107L241 106ZM256 105L259 106V107L257 108ZM263 105H264V103H263ZM33 106H34V107H33ZM36 106H37V104H36ZM50 106H51V105H50ZM52 106H51V107H52ZM56 106H58V105H56ZM99 106H98V107H99ZM131 106H132V105H131ZM148 106H149V105H146V109H151V108H147ZM159 106H160V105H159ZM180 106H176V104H175V107H176V108H177V107H180ZM188 106H190V105H188ZM208 106H207V107H208ZM226 106H228V105H226ZM232 106H236V104H235V105L232 104ZM38 107H39V106H38ZM41 107L43 108V106H41ZM48 107H49V106H48ZM48 107H47V108H48ZM51 107H50V108H51ZM58 107L61 108V106H58ZM64 107L66 108V106H64ZM98 107H97V108H98ZM100 107H99V108H100ZM114 107H115V106H114ZM119 107H118V108H119ZM127 107H129V106H127ZM132 107H134V106H132ZM149 107H150V106H149ZM167 107H168V106H167ZM169 107H171L172 109H174V106H171V105H170ZM207 107H205V109H206ZM215 107H218V106H215ZM221 107H222V105H221ZM223 107H224V109H225V105H223ZM262 107L264 108V106H262ZM9 108H10V107H9ZM28 108H27V109H28ZM59 108H56V109H59ZM65 108H62V110L64 111ZM92 108L90 107V108H88V109H90V110L92 111ZM125 108H126V107H125ZM125 108H123V109L125 110ZM154 108H155V107H153V109H154ZM161 108H162V107H161ZM161 108H159V109H161ZM180 108H181V110H183L182 107H180ZM210 108H211V107H210ZM218 108H219V107H218ZM227 108H229V107H227ZM232 108H233V107H232ZM236 108H237V107H236ZM236 108H235V110H236ZM263 108H262V109H263ZM7 109H8V108H7ZM16 109H17V110H16ZM27 109H23V110H21V111H22V115H23L24 117L28 116V114H32V113H34V112L30 113L31 110H29V109L27 110ZM52 109H55V106L52 107ZM67 109H69V108H67ZM67 109H66V110H67ZM71 109H70L69 111H71ZM101 109H100L99 111H102ZM114 109H115V108H114ZM128 109H131V108L129 107ZM128 109H127V110H128ZM139 109H140V110H143L141 107H139ZM153 109H152V110H153ZM155 109H156V108H155ZM187 109H188V108H187ZM187 109H186V110H187ZM262 109H260V110H262ZM8 110H9V109H8ZM62 110H60V112H62ZM90 110H89V111H90ZM106 110H107V109H106ZM110 110H111V111H110ZM116 110H118V109H116ZM124 110H122V111H124ZM134 110H135V109H134ZM140 110H139L138 112H141ZM156 110H157V109H156ZM165 110H166V109H165ZM179 110H180V109H177V110L174 111V112H177V111H179ZM191 110H192V109H191ZM196 110H197V109H195L194 111L196 112ZM198 110H199V108H198ZM214 110H216V108H215ZM214 110H211V111L214 112ZM222 110H223V108H222ZM222 110L219 109L220 112H221ZM225 110H226V109H225ZM225 110H224V112H225ZM230 110H232V109H230ZM230 110H229V111H230ZM24 111H29V112H28L27 115H25V114H23V113H26V112H24ZM34 111H36V110H34ZM40 111L42 112L43 110L41 109ZM46 111H47V109H46ZM49 111H50V110H49ZM49 111H48V112H49ZM51 111H55V110H51ZM56 111H57V110H56ZM67 111H68V110H67ZM91 111H90V112H91ZM99 111H98V114H99ZM118 111H120V110H118ZM122 111H121V112H122ZM132 111H133V110H132ZM144 111H146V110H143V112H144ZM158 111H159V110H158ZM170 111H172V110H170ZM194 111H193V112H194ZM204 111H205V110H204ZM229 111H228V113H229V114H232V113H230ZM239 111H240V110H239ZM57 112H58V111H57ZM57 112H56V113H57ZM60 112H58L57 115H59ZM64 112H66V111H64ZM83 112H84V111H83ZM95 112H96V111H95ZM104 112H107V115H108V111H105V109H104ZM104 112H100V113H104ZM121 112H118V113H117V116L114 115L115 112H114V114H111V115H114L115 118H118V123H119L120 121H121V122L123 121L122 123L126 122V121H125L126 119L124 120L123 118H121V119H123V120H120V121H119V117H120V116H119L118 114H120ZM125 112H126V110H125ZM125 112H124V113H125ZM127 112L130 113L129 111H127ZM148 112H149V111H148ZM150 112H151V111H150ZM167 112H168V111H167ZM195 112H194V114H192V113L190 112V114L193 116V115L196 114ZM197 112H199V111H197ZM202 112H203V111H202ZM205 112H206V111H205ZM205 112H204V114L206 115ZM207 112H208V111H207ZM216 112H217V111H216ZM220 112H218V113H220ZM222 112H223V111H222ZM222 112H221V113H222ZM233 112H234V111H233ZM240 112H241V111H240ZM20 113H21V112H20ZM20 113H19V115H20ZM38 113H39V112H38ZM38 113H34V114L37 115ZM52 113H53L52 115H55V114H56V113L54 114V112H52ZM68 113H69V112H68ZM71 113H72V112H71ZM84 113H85V112H84ZM88 113H89V112H88ZM88 113H87V114H88ZM91 113H92V112H91ZM122 113H123V112H122ZM146 113H147V112H146ZM161 113H162V112H161ZM164 113H166V112H164ZM168 113H169V112H168ZM181 113H183V111H182ZM188 113H189V111H188ZM200 113H201V112H200ZM210 113H212V112H210ZM221 113H220V115H221ZM235 113L232 114V116H233V115H236ZM34 114H33V115H34ZM44 114H47V113H45V109H44ZM44 114H42V115L45 116ZM49 114L51 115V113H49ZM75 114H77V113H75ZM82 114H83V113H82ZM85 114H86V113H85ZM130 114H132V113H130ZM130 114H129V115H130ZM143 114H145V113H143ZM143 114H141V115H143ZM153 114H155V110H154ZM153 114L151 113L150 115H153ZM184 114H185V113H184ZM198 114H199V113H198ZM198 114H197V115H198ZM208 114H209V113H208ZM222 114H223V113H222ZM3 115H4V114H3ZM33 115H32V116H33ZM50 115H49V116H50ZM61 115H67V114H66V113H65V114L62 113ZM69 115H71V114L69 113V114H68V117H69ZM77 115L79 116L80 113L77 114ZM88 115H89V114H88ZM91 115H93V114H91ZM96 115H97V114H96ZM122 115H123V114H122ZM122 115H121V116H122ZM124 115H125V114H124ZM159 115H160V114H159ZM162 115H163V114H162ZM164 115H170V113H169V114H164ZM178 115H179V114H178ZM191 115H190V116H191ZM197 115H195L196 117H193V118H196V119H197V117H198ZM213 115H214V114H213ZM218 115H219V114H218ZM223 115H224V114H223ZM252 115H253L254 117H256V118L252 117ZM15 116H17V115H15ZM23 116H22V117H23ZM29 116H31V115H29ZM29 116H28V118L30 119L32 116H31V117H29ZM38 116H39V115H38ZM72 116H73V115H72ZM75 116H76V115H75ZM83 116H84V115H83ZM89 116H90V115H89ZM99 116H101V115H99ZM102 116H103V115H102ZM104 116H106V114H104ZM114 116H110V117H113V118H114ZM118 116H119V117H118ZM131 116H132V115H131ZM135 116H136V113H135ZM171 116H172V115H171ZM175 116H176V115L172 116V117H174V118H168V117H170V116H167L166 119H168L167 121H171V119H176ZM190 116L188 117L189 119H190ZM200 116H201V115H200ZM202 116H204V115H202ZM207 116H208V115H207ZM4 117L6 118L7 116H4ZM10 117L12 118L13 116H10ZM20 117H21V116H20ZM51 117H54V119H57V118H55V116H51ZM59 117H60V116H59ZM68 117H66V118H68ZM93 117H94V116H93ZM93 117L91 116V119H92ZM126 117H128V116H126ZM129 117H130V116H129ZM138 117H140V116H138ZM148 117H149V116H148ZM150 117H152V116H150ZM153 117H155V116L153 115ZM153 117H152V118H153ZM158 117H159V116H158ZM160 117H161V116H160ZM176 117H177V116H176ZM178 117H179V116H178ZM219 117H220V116H219ZM219 117H218V118H219ZM224 117H225V119H226L227 115L224 116ZM230 117H231V115H230ZM233 117H234V116H233ZM239 117H238V118H239ZM0 118H1V117H0ZM11 118H9V119L7 118V121L10 120ZM16 118H17V119H20V118H18V117H16ZM28 118H25V120L28 119ZM35 118H36V117H35ZM47 118H48V117H47ZM63 118H64V117H63ZM63 118H62V119H63ZM81 118H82V117H81ZM83 118H84V117H83ZM102 118H106V117H102ZM124 118H125V117H124ZM130 118H131V117H130ZM130 118H127V119H130ZM135 118H136V117H135ZM146 118H147V117H146ZM161 118H162V117H161ZM164 118H165V117H164ZM184 118L186 119L187 117H184ZM188 118H187V120H188ZM193 118H191V119H193ZM206 118H207V117H206ZM209 118H210V117H209ZM211 118H212V117H211ZM211 118H210V119H211ZM214 118H215V117H214ZM221 118H223V117H221ZM228 118H229V116H228ZM3 119H4V118H3ZM3 119H1V120H3ZM21 119H23V118H21ZM21 119H20V120H21ZM32 119H33V118H32ZM38 119H39V118H38ZM40 119H42V118H40ZM40 119H39V120H40ZM52 119H53V118H52ZM52 119H50V120H51V121H54V120H52ZM59 119H60V118H59ZM70 119H71V118H70ZM74 119H75V118H74ZM76 119H77V118H76ZM87 119H88V118H87ZM96 119H98V118H96ZM100 119H101V118H100ZM108 119H109V117H108ZM131 119H132V118H131ZM144 119H145V118H144ZM144 119H143V120H144ZM150 119H151V118H150ZM155 119H157V118H155ZM166 119H165V120L162 119L163 121H160V122H164V123H165ZM169 119H170V120H169ZM181 119H182V117L179 118L180 121H179L178 119H176L174 122L172 121V124H170L171 126H170V125H169V126L167 125L168 127H172V128H169V131L167 130L168 128H167V129L165 128V127H167V126H164L165 124H169V122H168V123L166 122L165 124L162 123V125L164 126L165 130H167L168 133H169V132L171 133V131H175V129H176V125H177V123H176V124H174V123H175L177 120H178V124H179V125H184V124H181ZM199 119H200V118H199ZM219 119H220V118H219ZM223 119H224V118H223ZM229 119H230V118H229ZM229 119H228V121H229ZM232 119H233V118H231V120H230L229 122H234V121H232ZM234 119H235V118H234ZM1 120H0V121H1ZM5 120H6V119H4V123L6 122ZM20 120H19V121H20ZM30 120H31V119H30ZM33 120H35V119H33ZM42 120L45 121L46 118H45V119H42ZM42 120H41V121H42ZM47 120H48V119H47ZM57 120H58V119H57ZM64 120H65V118H64ZM68 120H69V119H68ZM72 120H73V119H72ZM72 120H70V121H71V124H74V123H72ZM80 120L82 121V119H80ZM93 120L96 121L95 119H93ZM93 120L90 121V122H93ZM137 120H138V119H137ZM139 120H140V119H139ZM148 120H149V119H148ZM160 120H161V119H160ZM217 120H218V119H217ZM226 120H227V119H226ZM237 120H239V119H237ZM255 120H257V121H255ZM259 120H260V119H259ZM11 121H13L12 124H14L15 119H11ZM16 121H18V120H16ZM21 121H24V120H21ZM27 121H28V120H27ZM37 121H38V120H37ZM44 121H43V122H44ZM51 121H50V122H51ZM55 121H56V120H55ZM55 121H54V122H51V123H52V126H51L50 129H52V130H53V126H54L53 123H55ZM81 121H80V122H81ZM87 121H88V120H87ZM87 121H86V122H87ZM106 121H108V120H106ZM109 121L112 122L113 120L110 119ZM114 121H115V124H116V125H118V126L121 125V124L116 123L117 120H114ZM114 121H113V122H114ZM128 121H129V120H128ZM135 121H136V120H135ZM144 121H145V120H144ZM182 121H183V119H182ZM193 121H194V122H193ZM207 121H209V119H208ZM221 121H222V119H221ZM224 121H225V120H224ZM224 121H223V122L218 121V122H219V123H226V122H224ZM235 121H236V119H235ZM2 122H3V121H2ZM62 122L64 123L65 121H61V122H58V121H57V123H62ZM77 122H79V121H77ZM83 122H84V121H83ZM88 122H89V121H88ZM90 122H89V124H90ZM102 122L106 123L104 120H103ZM102 122L100 121V125H98V124L93 125V123H92V125L90 124V126H94V127H93L94 129H93V128H92V129L87 128V129L89 130V131L87 130L88 133L90 134V132H93L92 130L98 129L99 127H101V128H99L98 130H101V129L103 128V126H102L103 123H102ZM111 122H110L109 124H111L112 126L109 125V124H108V126H107V123H108V122L106 123V125L104 124L105 126L110 127V128H106V129H108V130H111V129H112V130H113V129L115 128V130L117 131L119 128H117V127H113V124H112ZM121 122H120V123H121ZM142 122H143V121H142ZM146 122H147V121H146ZM148 122H149V121H148ZM192 122H193V123H192ZM210 122H211V121H210ZM8 123H9L8 125H5L6 123H5V124L2 123L3 125H2V124H1V125H2V126H7V127H8V126L10 125V122L8 121ZM16 123H17V122H16ZM16 123H15V124H16ZM23 123L26 124L25 121L22 122V124H23ZM28 123H31L32 125L34 124V123H32V122H28ZM37 123H38V122H37ZM41 123H42V122L39 121V124H41ZM45 123H47V122L45 121V122L42 123V124H45ZM97 123H98V122H97ZM101 123H102V124H101ZM129 123H132V122L130 121ZM140 123H141V122L138 123V124H139V125H138L139 127L141 126ZM152 123H153V122H152ZM202 123H203V124H202ZM213 123H214L216 129H217V128H220L221 125H222V124H220V125H218V126H220V127H218V126H216V123H215V121H214V122L211 123V124H212V127H213ZM227 123H228V122H227ZM227 123H226V124H227ZM236 123H237V121L235 122L234 126L236 125ZM242 123H243V121H242ZM15 124H14V127H15ZM22 124H17L16 127H17V126L19 127V125H21L20 128H22V126H23ZM31 124H29V125H30V129H31L30 132H28L29 134L26 132V129H25V128H27V129L29 128V126H28L27 124H26V126H23V127H24L23 130H22V129L19 130L18 127H17V130H16V127H15V130H14V131H18V132H15V133H14L13 130L11 129L12 126H11V127L9 126V128L6 127L7 129L10 130V132H13V133H8L9 130H6L3 134H4V135H6V134H9V135H10V134H11V135L14 134V135L10 136V138L14 136L15 139H17V141H16L15 139H12V138H11L12 141H9V139H7V140L9 141V143H11V142L14 143V145L11 144L10 147H8V142L6 141V138L9 137V136H8V135L5 136V137H6V138H5V141H3L4 138L2 137L1 141L3 142V144H5V142H7V143H6L7 146L5 147V146H3V144L1 145V143H0V145L2 146V147H0V148H2V150H3V151H2V150L0 149V152L2 151L3 153H5V154L2 153L3 156H4V159H5V157H9V158H7V159H9V160H10L11 162H13L14 164H15L16 162H14V160H11V159H15V157H16L17 160L20 161V163H19V161H18V163H16V164H19V165L22 164L21 166H24V167H26L27 169L29 168L28 170H29V172H31L30 170H31L32 168H35V167H36V166L33 165V164H35L34 161H35V162L39 161L40 158H42V157H40V156H43V154L48 153V149H52V148H50V146H47V145H49L50 143H52V145L54 144V146H55V145H56L55 142L58 143L59 141H61V144H65V145H59V144H57V146L55 147L54 151L52 150V151H49V152H50V153L52 152L51 155H52V154H55L56 156L61 155V156H60L61 159H63V158H62L63 155H64V156L66 155L68 159H66L65 161L67 162V160H69V161H68L69 164H71V163L74 164V163H75L74 165H76V166H74V165L71 166V165H70L71 167L74 166V168L70 169V167L67 166V167H69V170H68V168L65 169L64 167H66V166H65L64 163H63L64 165H63L62 163H60L61 166H59L60 164H58L59 162H63V161H58V160H60V159L58 158L59 156L55 158V155H53V156H54V159L57 160L56 162H54V159H53V162H54L55 164L58 162V163H57L58 165H57V164L55 165V164H53V162H52L53 166H52V167L49 166V168H50V169L54 168V169H55V173H58V172L60 173V174L58 173V174L60 175L58 179H60V180L57 179L58 182H57V183L54 182V181L56 180L55 177H57V174H56L55 177H53L54 175L51 176V177H53V180H54V181H52V179H51V180L48 179V178H51V177H48V178L45 177V174H47L48 172H45V171H44V173H42V174H44V177H45V178H47L48 180L54 182V185H55L54 187L52 186L53 189H51V188L49 187L50 190H49V191L47 190V191H48V194H50L49 192H51V191L54 190L55 188H59V189H60L61 186H62V188L64 189V188H65V185L68 186L67 189H65L67 193H70L69 191H73V190H70V188H71V189H75L74 194L78 192L77 195H78V194H81V193H84V192L86 193L88 187H87L86 189H85V188L83 189L84 192H81L82 189H79V187H80V188H82V187H86V186L89 184V183H86V182H85V178H84L85 176H84V175H83V176H80V174H85V175H86V178H88V176H89V177H90V176L92 177L91 180H90V179H86L87 181L89 180L88 182L95 183V181L98 180L97 182H98L99 184L96 182L97 184L95 183V184H92V185H91V183H90V185H88V186H90V187H92V188H93V185H95V190H93V189L91 188L92 191H94L95 193H98V191H99V193H100V192H103L102 189H103V190L105 189V187H104V188L102 187V188L98 189V188H96V186L100 187V186H104L106 183H109L107 186L109 187L110 184H112V187L108 188V187L106 186V188H107L108 190H109V189H111V190L113 189V190L116 192V194H117V193H118V194H120V193H121V194H124V195H122L123 198H124V196H125L124 199L121 198V197H122V196H120L121 194L119 195V197H120L121 199H120V198L118 199V198H117L118 196L116 197V195L114 196L115 199H118V200H116L118 203H117L116 201H114L115 199L113 200V203H115V204H114L115 206H114V205L112 206V207H114V208H112V210H116L117 208H118V209H121L123 206H125V208H122V209L127 210L126 208H129V209H131V208H135V210H138V211H139V209H140V211H141V208H140L141 205H145V206H143L142 208H143V209H144V208L146 209V207H149V206H150L149 204H151V203L153 204V201L155 202L157 199H158V201H160L159 199L162 198L161 200H166V201L168 202V199H165V198H164L165 196H163V197L161 196V195H162V194H161V193H162V192H161L162 189H161V190H157V191H159V192H161V193H159V192L156 193V192H157V191H156L157 187H162V186H159V185H162V181H161V180L165 179L166 176H165L163 179H159V178H156L155 173L152 172V173H154L155 179H152V180H151L150 174H149V172H148L147 170H146L147 173L143 170L144 173L141 172L142 174H141V173H140V174L138 173L139 175H137V174H136L137 171H135V170L133 171V170L130 169L132 166H133V169H134V168H137V167H134V164H135V163L137 164L136 159L133 158V156H132V154H131V153H132L131 151H133V150L130 149V152H131V153H130L129 150H128V154H130V156H132L131 158L127 157L128 154H127V151L125 150V149H126V147H125V146H126L125 143L130 142V141H129L130 138L128 139L127 142L124 143L125 146H123V144H122L123 147H121V145L119 144L120 148H123V151H124V150L126 151V152L124 151L126 154L123 153L124 155L121 154V155H123V156H120V157H123V158H124V157L126 156V159H123V160L120 159V157H119V155H118V152H117L116 155H118L117 157H119L117 160L120 159V161H116V160H114V159L117 158L116 156H113V157H114V159H113V157H112V158L110 157V156H112V155H110V153L108 154L111 145L109 146V145H106V144H99V146L101 145V148H100V149H97V148H98V146H97V145H98V144H97L98 142H97V141L95 142V141L92 140L94 136L92 137V135H88V133H87V136H88V137H86V134L83 136V134H84L85 132H87V131H84V133H82V135H81L80 133L78 134V131H77V133L75 134L76 136H75V135L73 136V135L70 134V133H71V132L73 133V130L75 129V128H74V129L69 133L71 136H70V135L65 136L66 134H68V132H69L70 130L67 129L68 127H66V129L68 130V132H66V131H61V130H64V129H60V127H59V126H62V125L57 124V125H59V126H58L59 128H54V129H59V130L61 131V132H60L61 134H58V133H57L58 131L56 132V133H57V137L60 138L61 136H63V137H66V138H63V137H62L63 139H60V140H57V138H56V139L53 140L52 142H49V141L52 140V137L49 138V136H51V135H48V134L46 133L45 136L48 135L47 138L50 139V140L48 139V142H49V144H48V142H46L47 140H46V141L44 140V139H46V138H44V137H45L44 134L41 132V131L47 132L48 129H46L47 131L42 130V129H43V128H42L43 126H42V127H37L36 129H32L34 125L32 126ZM39 124H37V125H39ZM77 124H78V123H77ZM77 124H76V125H77ZM80 124H81V123H80ZM80 124H79V125H80ZM87 124H88V123H87ZM89 124H88V125H89ZM94 124H95V123H94ZM115 124H114V125H115ZM132 124H135V123H132ZM154 124H155V123H154ZM154 124H153V125H154ZM157 124H159V122H157ZM238 124H239V122H238ZM1 125H0V127H2ZM50 125H51V124H50ZM64 125H65V124H64ZM74 125H75V124H74ZM79 125H77V126H79ZM97 125H98V126H97ZM116 125H115V126H116ZM124 125H126V124H122L121 126L124 127ZM135 125H136V124H135ZM142 125H143V124H142ZM150 125H151V124H149V126H150ZM162 125H159V126H160V129H161V128L163 129ZM172 125H173V126H172ZM174 125H175V128H173ZM185 125H184V127H185ZM206 125H208V123H206ZM256 125H258V126L256 127ZM31 126H32V127H31ZM35 126H36V125H35ZM35 126H34V127H35ZM45 126H47V125H45ZM72 126H73V125H72ZM85 126H86V125H85ZM129 126H131V125L129 124ZM146 126H147V125H146ZM154 126H155V125H154ZM195 126H196V125H195ZM225 126H230V123H229V125L227 124V125H225ZM237 126H239V125H237ZM48 127H49V124H48ZM55 127H57V126H55ZM80 127L83 128L82 126H80ZM87 127H88V126H87ZM112 127H113V128H112ZM123 127H122L121 129H123ZM139 127H138V128H139ZM142 127H143V126H142ZM151 127H152V126H151ZM155 127H156V126H155ZM157 127H158V125H157ZM177 127H178V126H177ZM179 127H180V126H179ZM210 127H211V125H210ZM258 127H259V128H258ZM38 128L40 129V130H39L40 133L38 132L39 134L36 133V131H37ZM41 128H42V129H41ZM44 128H45V127H44ZM46 128H47V127H46ZM70 128H72V127H70ZM76 128H77V127H76ZM78 128H79V127H78ZM78 128H77V129H78ZM85 128H86V127H85ZM85 128H84V129H85ZM116 128H117V129H116ZM130 128H131V127H130ZM132 128H133V127H132ZM153 128H154V127H153ZM196 128H197V126H196ZM203 128H204V127H203ZM215 128L213 127V129H210L211 132H216V129H215ZM221 128H222V127H221ZM230 128H231V127H230ZM3 129L5 130L4 127H2V130H0V134H1V135H3V134L1 133V132L3 131ZM66 129H65V130H66ZM104 129H105V128H104ZM104 129L101 130V131H104ZM124 129H125V127H124ZM124 129H123V130H124ZM127 129H128V128H127ZM135 129H136V128H135ZM151 129H152V128H151ZM162 129H161V131L157 130V132L163 133L162 131H164V130H162ZM170 129H171V130H170ZM173 129H174V130H173ZM180 129H181V127H180ZM214 129H215V131H213ZM222 129H223V128H222ZM227 129H228V128H227ZM233 129H234V128H233ZM11 130H12V131H11ZM24 130H25V132L28 134V137H26V136H27V135H25L26 133L23 132ZM52 130H51V131H52ZM78 130H79V129H78ZM115 130H114V132H116ZM125 130H126V129H125ZM147 130H148V129H147ZM176 130H179V128H177ZM210 130H209V131H210ZM219 130H221V129H219ZM225 130H226V129H225ZM228 130H229L228 132L231 133L232 128H231V130H230V129H228ZM260 130H262V129H260ZM263 130H264V127H263ZM263 130H262V131H263ZM20 131L23 132L24 134H22ZM27 131H29V130H27ZM31 131H34L36 137H34L35 135H34L33 132L31 133ZM80 131H81V130H80ZM106 131H107V130H106ZM137 131H138V130H137ZM137 131H136V132H137ZM141 131H143V130H141ZM145 131H146V129H145ZM155 131H156V130H154V132H155ZM202 131H204V133H202ZM221 131H222V130H221ZM81 132H83V131H81ZM94 132L96 133V131H94ZM94 132L91 133V134L94 135V134H95ZM119 132H120V130H119ZM121 132H124V131H121ZM121 132H120V134H122ZM129 132H130V131H129ZM129 132H128V130H127V133H128V134H129ZM154 132H151V133H154ZM184 132H185V133H184ZM211 132H210V133H211ZM228 132H227V130H226V135H225V134H224V135H225V136L228 135V137H229V134H230V133H228ZM30 133H31V135H30ZM41 133H42L43 135H40ZM48 133L51 134V132H49V131H48ZM56 133H53V134L55 135ZM64 133H65V134H64ZM117 133H118V131H117ZM127 133H126V134H127ZM132 133L134 134V132H132ZM132 133H131V134H132ZM140 133H143V132H140ZM140 133H139V134H140ZM144 133H146V132H144ZM164 133H165V132H164ZM172 133H173V132H172ZM172 133H171V134H172ZM175 133H177V131H175ZM178 133H179V132H178ZM210 133H209V134H210ZM262 133H263V132H262ZM53 134H52V135H53ZM77 134H78V135H77ZM98 134H99V133H98ZM110 134H112V133L110 132ZM110 134H108V137H109ZM120 134H118V135H120ZM126 134H125L124 136H126ZM131 134H129V135H131ZM147 134H148V133H147ZM156 134H157V136H159V135L161 136V134H159V133H156ZM158 134H159V135H158ZM211 134H212V133H211ZM215 134H217V133H215ZM232 134H233V131H232ZM1 135H0V136H1ZM4 135H3V136H4ZM33 135H34V136H33ZM37 135H38V136H37ZM39 135H40V136H43V139H42V141H41V144H39V143L37 142V141L41 140V138H40V139H36V138H39V137H40ZM79 135H81L84 139H85V137H86V138H89V140H88V139H85V140L83 139V142H81L82 137L79 136ZM100 135H103V136H104V135H106V132H105V134H102V133H101ZM112 135H113V134H112ZM114 135H116V134H114ZM118 135H117V136H118ZM129 135H127V136H129ZM163 135H164V134H163ZM191 135H188V136H191ZM24 136H25L26 138H25ZM32 136H33V137H32ZM77 136H78V137H81V138H78ZM89 136H91V138H90ZM120 136H121V135H120ZM139 136H141V135H139ZM149 136H150V135H149ZM166 136H167V134H166ZM166 136L164 135V136H162V137H166ZM169 136H170V135H169ZM169 136H168V137H169ZM193 136H194V135H193ZM209 136H210V135H209ZM54 137H56V136H54ZM112 137H113V136H112ZM130 137H131V136H130ZM133 137H134V135L132 136V138H133ZM144 137H145V136H144ZM172 137H174V136H172ZM213 137H214V134H213ZM228 137H227V138H228ZM230 137H231V136H230ZM261 137H260V138H261ZM76 138H78V139L76 140ZM96 138H97V137H96ZM98 138H99V137H98ZM101 138H102V137H101ZM101 138H100L99 143L101 142ZM110 138H111V137H110ZM115 138H116V137H114L113 139L115 140ZM117 138H119V136H118ZM117 138H116V139H117ZM127 138H128V137H127ZM134 138H136V137H134ZM137 138H138V137H137ZM169 138H171V137H169ZM169 138H167V140H165L164 138H162V139H164V140L166 141V142H164L165 144L168 143L167 141H168ZM174 138H176V137H174ZM174 138H172V139H174ZM64 139H65V140L67 139V142H66V141H62V140H64ZM90 139H91V140H90ZM111 139H112V138H111ZM124 139H125V138H124ZM139 139L141 140L140 137H139ZM142 139H143V138H142ZM144 139H145V138H144ZM180 139H179V140H180ZM222 139H223V138H222ZM236 139H238V140H236ZM262 139H263V138H262ZM13 140H15L16 143H15ZM35 140H36V141H35ZM96 140H99V139H96ZM102 140H103V139H102ZM104 140H105V138H104ZM109 140H110V139H109ZM114 140H112V142H113ZM121 140H122V137H121ZM132 140H133V139H132ZM145 140H146V139H145ZM174 140H175V139H174ZM218 140H219V139H218ZM225 140H226V139H225ZM225 140L223 139V141L221 140L220 142H224V143H225ZM263 140H264V139H263ZM54 141H55V142H54ZM115 141H116V140H115ZM118 141H119V139H118ZM162 141H163V140H162ZM169 141H170V139H169ZM186 141L188 142V144L186 143ZM215 141H216V139H215ZM228 141H229V139H228ZM35 142L38 143L37 145H39V147H40L41 145H43V146H45V147H47V148L49 147V148H48L47 150H45V151H43V150H39V151H38V152H41V151H42V152H45V153H42V155H39V158L37 159V161L34 160V159H35V157H34L35 155H34V152H33V150H34V149H33V146L35 145V146L37 147V145L35 144ZM53 142H54V143H53ZM62 142H63V143H62ZM65 142H66V143H65ZM104 142H108V141H104ZM109 142H111V141H109ZM109 142H108L107 144H109ZM123 142H124V141H123ZM133 142H135V141H133ZM145 142L148 143V141H145ZM145 142H143L144 145H145ZM182 142H181V143H182ZM263 142H264V141H263ZM101 143H103V142H101ZM114 143H115V142H114ZM119 143H120V141H119ZM135 143H136V142H135ZM162 143H163V142H162ZM162 143H161V145H162ZM169 143H170V142H169ZM201 143H202V144H201ZM110 144H111V143H110ZM131 144H132V141H131ZM139 144H140V142H139ZM171 144L173 145L174 143H171ZM177 144H178V143H177ZM177 144H174V146H172V147H175ZM183 144H182V146H184ZM194 144H196V145L198 144L199 147H198V146L195 147ZM200 144H201V145H200ZM237 144H235V145H237ZM52 145H51V146H52ZM102 145H103V146H102ZM114 145H117V146H118V143H117V144H114ZM140 145H142V144H140ZM140 145H138V146H139L140 149H141V146H140ZM180 145H181V144H180ZM192 145H194V147H195L196 150L193 149L194 147H192ZM209 145L212 146L211 144H209ZM217 145H215V146H217ZM35 146H34V147H35ZM43 146H42L41 148H43ZM95 146H97V147L94 148ZM112 146H113V145H112ZM117 146H114V147L117 148ZM127 146L130 148L129 145H127ZM145 146H146V145H145ZM166 146H167V144H166ZM215 146H213V147H215ZM124 147H125V148H124ZM133 147H134V146H133ZM139 147H137V149H139ZM148 147H150V146H148ZM148 147H147V148H148ZM169 147H170V146H169ZM172 147H170V148H172ZM184 147H185V146H184ZM188 147H185V149L183 148V150L186 151V148H188ZM207 147H208V145H207ZM213 147L211 148L212 150H213ZM217 147H218V146H217ZM219 147H220V146H219ZM111 148H112V147H111ZM120 148H117V149H120ZM134 148L136 149V147H134ZM179 148H180V147L178 146V149H179ZM197 148H198V150L201 152V154H200V152L197 150ZM209 148H210V147H209ZM235 148H236L237 150H235ZM38 149H39V148H35L36 151H35V150H34V151L37 152ZM112 149H113V148H112ZM112 149H110V150H112ZM117 149H114V150H117ZM142 149H143V148H142ZM149 149H150V148H149ZM151 149H152V148H151ZM157 149H158V148H157ZM173 149H174V148H173ZM178 149H177V150H178ZM211 149H210V150H211ZM214 149H215V148H214ZM120 150H121V149H120ZM120 150H118V151L120 152ZM154 150H155V148H154ZM159 150H160V149L156 150V152L159 151ZM174 150H175V149H174ZM208 150H209V149H208ZM212 150H211V151H212ZM242 150H243V151H242ZM244 150H245L246 152L243 154L242 152H244ZM81 151H82L83 153L80 155ZM112 151H113V150H112ZM134 151H135V150H134ZM138 151H140V150H138ZM147 151H149V150H146V152H147ZM150 151H152L151 153H153V150H150ZM160 151H162V149H161ZM175 151H176V150H175ZM187 151H188V150H187ZM38 152H37V153H38ZM54 152H56V153H54ZM162 152H163V151H162ZM238 152H239V151H238ZM84 153H85V154H84ZM114 153H115V152H114ZM114 153H113V155H114ZM137 153H138V152H137ZM140 153H141V152H140ZM140 153H139V154H140ZM159 153H160V152H158V154H159ZM163 153H164V152H163ZM163 153H162V155H163ZM170 153H171V152H170ZM172 153H173V152H172ZM172 153H171V154H172ZM181 153H182V151H181ZM210 153H211V152H210ZM216 153H218V152H216ZM2 154L0 153V155H2ZM35 154H36V153H35ZM39 154H40V153H39ZM119 154H120V153H119ZM149 154H150V153H149ZM160 154H161V153H160ZM174 154H175V153H174ZM184 154H185V153H184ZM189 154H188V153L185 154V155H188V156H187L188 158L185 157V158H187L188 160H185V161H190V160H189V157H191V156H190ZM204 154H205V153H204ZM219 154H220V153H219ZM221 154H222V153H221ZM5 155H6V156H5ZM37 155H38V154H37ZM37 155H36V157H37ZM48 155H49L50 158L52 157L49 153H48ZM133 155L136 156L137 154L135 155V154L133 153ZM151 155H152V154H151ZM162 155H160L159 160L161 159V157H163ZM202 155H201V157H202ZM206 155H207V154H206ZM211 155H213V152H212ZM217 155H218V154H217ZM3 156H0V157H3ZM46 156H47V155L45 154V157H44V156H43V157L46 158ZM66 156H65V157H66ZM137 156H138V155H137ZM137 156H136V157H137ZM142 156H143V155L141 154V158H144V159L146 158V157H142ZM148 156H149V155H148ZM165 156H166V155H164L163 161H164V159H165ZM183 156H184V155H182V157H183ZM207 156H208V155H207ZM224 156H226V157H224ZM151 157H152V156H151ZM156 157H158V155H157ZM176 157H177V156H176ZM203 157H204V155H203ZM205 157H206V156H205ZM209 157H210V156H209ZM214 157H215V156H214ZM10 158H11V159H10ZM152 158H153V157H152ZM154 158H155V156H154ZM154 158H153V159H154ZM185 158L183 157V159H185ZM212 158H213V157H212ZM47 159H48V160H43V158H42L41 161H43V162L49 161L48 163H51V162H50L51 159H49L48 156H47ZM149 159H150V158H149ZM153 159H152V160H153ZM183 159H182V161H183ZM207 159H208V158H207ZM224 159H226V160L224 161ZM63 160H64V159H63ZM141 160H143V159H141ZM167 160H168V157H167ZM169 160H171V158H170ZM208 160H210V159H208ZM6 161H7V160H6ZM15 161H16V160H15ZM41 161H39V162L41 163ZM138 161H140V160L138 159ZM144 161H145V160H144ZM180 161H181V160H180ZM180 161H179V162H180ZM221 161H222V162H221ZM223 161H224V162H223ZM0 162H1V163L3 162V158H2V160L0 159ZM39 162H38V163H39ZM140 162H141V161H140ZM193 162H194V160H193ZM209 162H210V161H209ZM3 163L7 165V163H5V162H3ZM8 163H9V165H11V167L13 166V165H12L13 163H12V164H10V162H8ZM48 163H45V164H48ZM147 163H148V162H147ZM149 163H152V161L150 160ZM159 163H160V161H159ZM162 163H163V162H162ZM169 163H170V162H169ZM188 163H190V162H188ZM194 163L196 164L197 162H194ZM206 163H207V162H206ZM215 163H214V164H215ZM221 163H222V165H221ZM45 164L37 165V167H38V166H41V165H45ZM69 164H68V165H69ZM136 164H135V165H136ZM164 164H168V163H164ZM164 164H162V166H164ZM184 164H185V163H184ZM190 164H191V163H190ZM2 165H3V164H2ZM35 165H36V164H35ZM48 165H50V164H48ZM145 165H146V164H144V167H145ZM148 165H149V164H148ZM153 165H155V164H153ZM153 165H152V166H153ZM158 165H159V164H158ZM172 165H174V164H172ZM188 165H189V164H187V166H188ZM7 166H8V165H7ZM21 166H18V167H21ZM46 166H47V165H45V167H46ZM106 166L108 167V169H105V170H104V168H106ZM146 166H147V165H146ZM149 166H150V165H149ZM152 166H151V167H152ZM167 166H169V165H167ZM167 166H166V167H167ZM189 166H191V165H189ZM192 166H193V168H195V167H194L195 165L192 164ZM11 167L9 166V167H7V169H8V168H11ZM37 167H36V169H39V168H37ZM41 167H42V166H41ZM141 167H142V166H141ZM185 167H186V165H185ZM261 167H260V168H261ZM263 167H264V166H263ZM14 168H16V165H15V167H12L13 170H14ZM43 168H44V167H43ZM43 168H40L39 171H41ZM142 168H143V167H142ZM142 168H140V169H142ZM145 168H146V167H145ZM168 168H169V167H168ZM170 168H171V167H170ZM173 168H174V167H173ZM173 168H171V169H173ZM177 168H178V167H177ZM244 168H245V170H244ZM2 169H3V168H2ZM16 169H18V168H16ZM21 169H22V168H21ZM27 169H25V171H27ZM36 169H35V170H36ZM54 169H53V170H54ZM137 169H139V168H137ZM148 169H150V168H148ZM158 169H159V168H158ZM164 169L167 170L166 168H164ZM242 169H243L244 171H248V173H247V172H243ZM262 169H264V168H262ZM8 170H9V169H8ZM13 170H12V171H13ZM35 170H34V171H35ZM43 170H45V169H43ZM56 170H57V171H56ZM106 170H107V171H106ZM109 170H111V171H109ZM154 170H155V169H154ZM154 170H153V171H154ZM162 170H163V169H162ZM176 170L179 171L178 169H176ZM187 170H190V168L187 169ZM260 170H261V169H260ZM9 171H10V170H9ZM12 171H11V174H13ZM20 171H21V170H20ZM25 171L23 170L22 172L24 173ZM32 171H33V169H32ZM36 171H37V170H36ZM49 171H50L51 173L48 174V175H46V176H49V175L52 174V170H49ZM130 171H132L133 173H134V172H136V173L131 174ZM141 171H142V170H141ZM167 171H168V170H167ZM169 171H170V170H169ZM174 171H175V170H174ZM174 171L172 170V172H170V174H171V173H172V174L175 173ZM212 171L209 173V175H207V176H209L208 178L213 179L212 177L215 176V175L212 173ZM216 171H218V172H216ZM219 171H220V172H219ZM253 171H257L258 173H255V172H253ZM261 171H262V170H261ZM263 171H264V170H263ZM3 172H4V171H3ZM29 172H27V173H26V176H24V175H22L21 173H18V172H16V170H14V173H16L18 176H21V175H22V176H24V177H27V175L29 174V177L31 176L32 178H34V179H32V178L30 177V178L32 179V181L34 180V181L37 183V182H38V181H36V175H37V173L35 172V174L33 173L34 175H31L32 173H29ZM41 172H43V171H41ZM53 172H54V171H53ZM139 172H140V171H139ZM150 172H151V171H150ZM155 172H156V170H155ZM163 172H165V171H163ZM182 172H183V171H182ZM188 172H189V171H188ZM4 173H5V172H4ZM55 173H53V174H55ZM61 173H63V175H65V177H64L63 175H61ZM156 173H158V172H156ZM183 173H184V172H183ZM211 173H212L213 175H212ZM245 173H247L248 175H247V174L244 175ZM6 174H7V173H6ZM19 174H21V175H19ZM144 174H145V175H144ZM147 174L149 175L148 177H150V178L147 177ZM166 174H168V173H166ZM172 174H171V175H172ZM175 174H176V173H175ZM180 174H181V173H180ZM180 174L178 173L179 176L184 175V174H181V175H180ZM186 174H187V173H186ZM0 175H1V174H0ZM17 175H16V176H17ZM171 175H170V176H171ZM176 175H177V174H176ZM191 175H193V174L191 173ZM205 175H206V174H205ZM210 175H211L212 177H210ZM2 176H4V175H2ZM34 176H35V177H34ZM39 176H40V173H39ZM39 176H37V177H39ZM61 176H63L64 179H63V177H62V179H61V178H60ZM154 176H153V177H154ZM160 176H161V175H160ZM163 176H164V175H163ZM185 176H186V175H185ZM187 176H188V175H187ZM196 176H195V177H196ZM200 176H201V175H200ZM207 176H203V175H202V177H205V179H207V178H206ZM217 176H216V177H217ZM231 176H232V177H231ZM250 176H251V175H250ZM0 177H1V176H0ZM6 177H7V176H6ZM6 177H5V178H6ZM10 177H11V176H10ZM29 177H27V178H29ZM44 177H43L44 180H43L42 182L39 181V183H40V182L42 183V186H41V187L44 186V185H43V182L46 181ZM71 177H72V178L75 177V178H73V179H75L76 181H77V179L79 180V178H80V179L83 180L84 183H86V184H84L83 181H79L80 184H78V183H76L74 180H71V181H69L70 184H71V182H73V183L75 182L74 184H72V187H74L75 184L78 185V186H77L78 189H76V188H72V187H70V185L68 184V181H67V180L72 179ZM76 177H77V179H76ZM81 177H83V178H81ZM158 177H159V176H158ZM161 177H162V176H161ZM190 177L192 178V176H190ZM216 177H214V178H216ZM230 177L232 178L231 180L229 179ZM241 177H242V178H241ZM253 177H252V178L250 177V178L253 180ZM7 178H8V177H7ZM15 178H17V177H15ZM18 178H19V177H18ZM22 178H23V177H22ZM30 178H29V179H30ZM66 178H67V179H66ZM68 178H70V179H68ZM168 178H169V177H168ZM173 178H174V176H173ZM173 178H171V179H173ZM177 178H178V177H177ZM183 178H184V177H183ZM191 178H190V179H191ZM220 178H219V179H214V180H215V181H216V180L218 181V180H220ZM227 178H228V179H227ZM248 178H247V179H248ZM250 178H249V179H250ZM23 179H25V178H23ZM23 179H22V180H23ZM39 179H41V178L39 177ZM39 179H37V180H39ZM100 179L103 180V181H101V182H104V180H105V182L103 183L104 185H102L101 182H99ZM174 179H175V178H174ZM186 179H188V178H186ZM193 179H194V178H193ZM193 179H192V180H193ZM196 179H199L198 182H201L202 180H204V179L201 180L200 177H199V178H196ZM226 179L228 180L229 183L226 182V181H227ZM263 179H264V178H263ZM263 179H262V180H263ZM14 180H15V179H14ZM48 180H47V181H48ZM57 180H56V181H57ZM62 180H65V185H61V186L59 187L57 184L60 183V181H62ZM183 180H184V179H182V181H183ZM200 180H201V181H200ZM209 180H210V179H208V181H209ZM214 180H210L209 182L211 183V181H214ZM229 180H230V181H229ZM241 180H242V181H241ZM10 181H13V180L11 179ZM16 181H17V180H16ZM18 181H19V179H18ZM18 181H17V182H18ZM26 181L31 182V181H29L28 179H26L25 182H26ZM50 181H49V182H50ZM169 181H170V180H169ZM176 181H177V180H176ZM176 181H175V182H176ZM179 181L182 182L181 180H178L177 183H180ZM220 181H221V180H220ZM244 181H245V180H244ZM248 181H249V180H248ZM253 181H254V180H253ZM258 181H260V180H258ZM14 182H15V181H14ZM28 182L25 183V185H26V184H29ZM35 182L30 183V186H33L32 184H34ZM66 182H67V183H66ZM77 182H78V181H77ZM195 182H196V181H195ZM203 182H205V181H203ZM4 183H5V182H4ZM9 183H10V182H9ZM18 183H23V182H20V181H19ZM55 183H56V184H55ZM62 183H63V182H62ZM62 183H61V184H62ZM166 183H167V182H166ZM182 183H183V182H182ZM182 183H180V184H182ZM185 183H186V182H185ZM201 183H202V182H201ZM216 183L218 184V183H221V182L218 181V182H216ZM235 183H232V184H235ZM245 183H246V182H245ZM250 183H253V182L250 181ZM255 183H257V181H256ZM260 183H261V181H260ZM12 184H14V183H12ZM16 184H17V183H16ZM44 184H46V185L48 184L47 186L45 185L46 189H48V186H50V183H44ZM51 184H52V183H51ZM63 184H64V183H63ZM67 184H68V185H67ZM81 184H82V185H81ZM171 184H173V183H171ZM180 184H178V185H176V186H180ZM186 184H187V183H186ZM199 184H200V183H199ZM206 184H207V183H206ZM208 184H209V183H208ZM208 184H207V185H208ZM213 184H214V186L217 185V184L215 185V182H213ZM241 184H244V183H240V185H241ZM246 184H247V183H246ZM253 184H254V183H253ZM262 184H263V183H262ZM0 185H3V183H0ZM18 185H22V186H24V184H17V186H18ZM36 185H37V184H36ZM59 185H60V184H59ZM163 185H164V184H163ZM197 185H198V184H197ZM209 185L212 186V187H210L211 189H214L212 184H209ZM209 185H208V186H209ZM225 185H222V186L224 187ZM240 185H239V186H240ZM247 185H251V184H249V182H248ZM10 186H11V183H10ZM15 186H16V185H15ZM15 186L13 185V188H14ZM22 186H20L21 188L18 187V191L21 190V189H23V190H24L23 192H26V191H25V188L27 187V185L24 186L25 188H23ZM30 186H28V187H30ZM37 186H38V185H37ZM56 186H58V187H56ZM173 186H174V185H173ZM183 186H184V185H183ZM205 186H206V185H205ZM205 186H204V187H205ZM217 186H218V185H217ZM232 186H233V185H232ZM254 186H255V185H254ZM259 186H262V185H259ZM259 186H258V187H259ZM69 187H70V188H69ZM164 187H165V185L163 186V188H164ZM180 187H181V186H180ZM228 187H229V186H228ZM230 187H231V186H230ZM237 187H238V186H236V188H237ZM245 187H247V186H245ZM248 187H249V186H248ZM248 187H247V188H248ZM13 188H12V189H13ZM30 188H31V189H32V188H33V189H34V188L37 189V187H35V185H34V187H30ZM43 188H44V187H43ZM43 188H42V189H43ZM62 188H61V189H62ZM68 188H69V189H68ZM201 188H202V187H201ZM205 188H206V187H205ZM207 188H208V187H207ZM207 188H206V189H207ZM210 188H209V189H210ZM216 188L219 189V187H216ZM247 188H246V189H247ZM259 188H260V187H259ZM259 188L257 189V191L259 190ZM261 188H264V187L262 186ZM1 189H2V186H1ZM1 189H0V190H1ZM4 189H6V188H4ZM10 189H11V188H9V190H10ZM12 189H11V191H14V190H12ZM15 189H16V188H15ZM27 189H28V188H26V190H27ZM46 189H45V190H46ZM59 189H56V191H58L61 195H63V194L65 195V194H67L66 192H64L63 189H62V190H59ZM107 189H106V190H107ZM158 189H160V188H158ZM209 189H207V190H205V191H208ZM218 189H216V191H217ZM220 189H221V188H220ZM223 189H225V187H224ZM223 189H222V191H223ZM234 189H235V188H234ZM242 189H243V187H242ZM249 189L252 190L253 188L251 189V186H250ZM6 190H7V189H6ZM16 190H17V189H16ZM28 190H29V189H28ZM28 190H27V191H28ZM39 190H40V189H39ZM67 190H68V191H67ZM76 190H78V191H76ZM79 190H81V191H79ZM96 190H97V191H96ZM111 190H109V192L107 191V194H109L110 197H111V194H110V193H111ZM164 190H165V189H164ZM167 190H170V189H167ZM203 190H204V189H203ZM247 190H248V189H247ZM250 190H248V191H250ZM254 190H256V189H254ZM260 190H262V189H260ZM260 190H259V191H260ZM11 191H10V192H11ZM30 191H32V190H30ZM60 191H63V192H60ZM222 191H221V192H222ZM234 191H237V190H234ZM234 191H232V192L234 193ZM241 191H242V190H241ZM20 192H21V191H20ZM40 192H43V191H40ZM40 192L37 191V193H40ZM45 192H46V191H44L43 193H45ZM52 192L57 193V192H55V191H52ZM52 192H51V195H50V196H52V194H53ZM87 192H88V191H87ZM105 192H106V191H104L103 193H105ZM166 192H167V191H166ZM170 192H171V191H170ZM170 192H169V193H170ZM203 192H204V191H203ZM223 192H224V191H223ZM228 192H229V191H228ZM238 192H239V191H238ZM8 193H9V192H8ZM11 193H13V192H11ZM27 193H28V192H27ZM34 193H35V191H34V192H31L32 195H33ZM46 193H47V192H46ZM46 193H45V194H46ZM88 193H89V192H88ZM90 193H91V196H92V192H91V190H90ZM90 193H89V194H90ZM99 193H98V196H96V198H97V197L100 198V196H99L100 194H99ZM113 193H114V192H113ZM113 193H112V194H113ZM155 193H156V194H155ZM205 193H206V192H205ZM207 193H208V192H207ZM207 193H206V195H207ZM210 193H212V192H210ZM214 193H217V192H215V191L213 190V193H212V194H214ZM240 193H241V192H240ZM244 193H245V192H244ZM246 193H247V192H246ZM256 193H258V192H256ZM256 193H254V194H256ZM262 193H264V192H262ZM262 193H261V194H262ZM13 194H14V193H13ZM17 194H18V193H17ZM17 194H16V195H17ZM22 194H24V193H22ZM29 194H30V193H29ZM41 194H42V193H41ZM48 194H47V195H48ZM72 194H73V193H72ZM86 194H87V193H86ZM89 194H88V195H89ZM101 194H102V193H101ZM157 194H158V195H157ZM159 194H160V195H159ZM217 194H218V193H217ZM219 194H221V193H220V190H219ZM224 194L226 195V193H224ZM231 194H232V193H231ZM242 194H243V193H241V195H242ZM247 194H248V193H247ZM3 195H4V193H3ZM3 195H1V196H3ZM5 195H6V194H5ZM10 195H11V194H10ZM18 195H19V194H18ZM42 195H43V194H42ZM58 195H59V194H58ZM94 195H95V194H94ZM102 195H103V194H102ZM105 195H106V194H105ZM105 195H103V196L105 197ZM155 195L158 196V197H161V198H158V197L156 198ZM165 195H166V194H165ZM228 195H230V194H228ZM234 195H236V194L234 193ZM249 195H251V194L249 193ZM256 195H258V194H256ZM26 196H27V195H26ZM37 196H39V195H37ZM37 196H34V195H33V197H37ZM44 196H45V195H43V199H42V200H44ZM65 196H66V195H65ZM69 196H71V194H70ZM73 196L76 197L75 195H73ZM78 196H79V195H78ZM80 196H83V194H81ZM84 196H85V195H84ZM91 196H90V198H91ZM207 196H209V195H207ZM207 196H206V197H207ZM211 196H212V195H211ZM221 196H222V195H221ZM223 196H224V195H223ZM239 196H240V195H239ZM239 196H237V198H238ZM252 196H253V195H252ZM254 196H255V195H254ZM262 196H263V195H262ZM4 197L6 198V196H4ZM17 197H18V196H16V198H17ZM24 197H25V196H24ZM27 197H28V196H27ZM30 197H31V196H30ZM41 197H42V196H39L38 199H39V198L41 199ZM52 197H54V196H52ZM59 197H61V196H59ZM62 197H63V196H62ZM104 197H103V198H104ZM107 197H108V195H107ZM107 197H106V198H107ZM216 197H217V196H216ZM216 197H214V200H215ZM231 197H233V196L231 195ZM250 197H251V196H250ZM256 197H258V196H255L254 198H256ZM8 198H9V197H8ZM8 198H7V199H8ZM13 198L15 199V196H14ZM13 198H11L10 200L12 201ZM55 198H57V195H56ZM80 198H81V197H80ZM86 198H87V197H86ZM96 198H95V200L98 201V202L100 203L101 200L99 201V200H98L99 198H98V199H96ZM204 198H205V197H204ZM223 198H225V196H224ZM235 198H236V197L234 196V199H235ZM240 198H241V197H240ZM246 198H247V197H246ZM254 198H252V201H253ZM7 199H6V200H7ZM14 199H13V200H14ZM21 199H22V198H21ZM29 199H30V198H29ZM45 199H49V198H45ZM63 199H64V198H63ZM68 199H70V198H68ZM71 199H72V198H71ZM76 199H77V198H76ZM82 199H83V197H82ZM93 199H94V196H93ZM101 199H102V198H101ZM205 199H206V198H205ZM210 199H211V198H210ZM212 199H213V198H212ZM218 199H220V198H218ZM221 199H222V198H221ZM228 199L230 200V198H228ZM244 199H245V198H243V200H244ZM260 199H262V198H260ZM3 200H4V199H3ZM23 200H24V199H23ZM32 200H33V198H32ZM56 200H57V199H56ZM73 200H74V199H73ZM89 200H90V199H89V197H88V199H86V200H84V201H86V203H87V201H89ZM119 200H121V201L119 202ZM196 200H197V199H196ZM203 200H204V199H203ZM222 200H223V199H222ZM225 200H226V198H225ZM225 200L222 201V202H223V203L226 202V203H229V204H230L231 202H233V201H231V200H233V198L230 200L231 202H227V201H225ZM240 200H241V199H240ZM263 200H264V199H263ZM17 201H19V199H18ZM25 201H26V200H25ZM29 201H31V200H29ZM29 201H28V203H30ZM35 201H36V200H35ZM49 201H51V200L49 199ZM60 201H61V200H60ZM66 201H68V200H66ZM82 201H83V200H82ZM82 201H81V203H82ZM90 201H93V200H90ZM90 201H89V203H90ZM158 201H157V202H158ZM201 201H202V200H201ZM205 201H206V200H205ZM212 201H213V200H211V203H212ZM219 201H220V200H219ZM219 201H218V202H219ZM234 201H235V200H234ZM236 201H237V200H236ZM245 201H246V200H245ZM245 201H244V202H245ZM247 201H249V200H247ZM2 202H5V201H2ZM2 202H0V203H2ZM21 202H22V201H20V203H21ZM26 202H27V201H26ZM32 202H33V201H32ZM42 202H43V201H42ZM44 202H47V200H45ZM56 202H57V201H56ZM71 202H72V201H70V203H71ZM74 202H76V201H74ZM160 202H162V201H160ZM193 202H194V201H193ZM193 202H191V203H192V204H195V202H194V203H193ZM207 202L209 203L210 200H208ZM261 202H262V200H261ZM12 203H13V202H12ZM36 203H37V202H36ZM50 203H53V201L50 202ZM68 203H69V202H67L66 204L68 205ZM77 203H79V202H77ZM95 203H96V202H95ZM101 203H102V202H101ZM116 203H117V204H116ZM155 203H156V202H155ZM162 203H163V202H162ZM165 203H166V202H165ZM201 203H202V202H201ZM204 203H205V202H204ZM204 203H202V204H204ZM236 203H240V202H236ZM236 203H234V204H236ZM245 203L248 204V202H245ZM249 203H250V202H249ZM256 203H257V199H256ZM256 203L253 202V204H256ZM4 204H5V203H4ZM9 204H10V202H9ZM16 204H18V203H16ZM23 204H24V203H23ZM23 204H22V205H23ZM34 204H35V203H34ZM42 204H43V203H42ZM54 204H55V203H54ZM62 204H64V203H62ZM83 204H84V202H83ZM119 204H121V205H120L121 208L118 207ZM152 204H151V206H152L153 208L156 207V205H158V203H157V204H153L154 206H153ZM168 204H169V202H168ZM197 204H199V202H198ZM209 204H210V203H209ZM209 204H208V205H209ZM219 204H220V203H219ZM234 204H232V205L234 206ZM2 205H3V204H2ZM10 205H11V204H10ZM10 205H9V207H10ZM13 205H14V204H13ZM19 205H20V204H19ZM40 205H41V204H40ZM40 205H39V206H40ZM44 205H45V204H44ZM48 205H49V203H48ZM72 205H73V204H72ZM78 205H79V204H78ZM81 205H82V204H81ZM84 205H85V204H84ZM84 205H83V206H84ZM86 205H87V204H86ZM86 205H85V207H86ZM97 205H98V204H97ZM97 205H96V206H97ZM146 205H147V206H146ZM148 205H149V206H148ZM162 205L165 206L166 204H162ZM162 205H160V206L162 207ZM206 205H207V204H206ZM213 205H215V204H213ZM213 205H212V206H213ZM239 205H240V204H239ZM241 205H242V204H241ZM256 205H257V204H256ZM260 205H262V204H260ZM4 206H7V205H3V207H4ZM14 206H15V205H14ZM27 206H28V205H27ZM36 206H38V205H36ZM41 206H42V205H41ZM41 206H40V207H41ZM49 206H50V205H49ZM54 206H55V205L52 204V207H54ZM65 206H66V205H65ZM76 206H77V204H76ZM79 206H80V205H79ZM88 206H89V205H88ZM116 206H117V207H116ZM166 206H167V208H168L169 205H166ZM200 206H202L203 208H202V209L199 208V209L205 211L204 208L207 207V206H205V204H204V206H203V205H200ZM248 206H249V204H248ZM0 207H2V206L0 205ZM3 207H2V209H3ZM19 207H20V206H19ZM21 207H22V206H21ZM25 207H26V206H25ZM33 207H34V206H33ZM43 207H44V206H43ZM66 207H68V206H66ZM70 207H71V206H70ZM70 207H69V208H70ZM80 207H82V206H80ZM115 207H116V208H115ZM138 207H139V208H138ZM158 207H159V206H158ZM158 207H156V209H157ZM170 207H171V203H170ZM192 207H195V205L192 206ZM196 207H197V206H196ZM215 207H218V206L216 205ZM221 207H222V206H220V208H221ZM224 207H226V206H224ZM230 207H232V206H230ZM235 207L240 208V209H238V208L236 209V210H238V211H240V210L242 209V207H239L238 205L235 206ZM249 207H251V206H249ZM12 208H13V207H12ZM22 208H24V207H22ZM22 208H21V209H22ZM29 208H30V207H29ZM29 208H28V209H29ZM35 208H36V207H35ZM44 208H45V207H44ZM55 208L57 209L58 207H54V210H55ZM75 208H77V207H75ZM90 208H91V207H90ZM136 208H138V209H136ZM153 208H152V209H153ZM165 208H166V207H165ZM207 208H208V207H207ZM209 208H210V207H209ZM222 208H223V207H222ZM243 208H244V204H243ZM261 208H264V207H261ZM0 209H1V208H0ZM2 209H1V211H2ZM9 209H10V208H9ZM13 209H14V208H13ZM16 209H17V208H16ZM36 209H37V208H36ZM45 209H46V208H45ZM47 209H48V206H47ZM61 209H63V208H61ZM91 209H92V208H91ZM109 209H110V208H109ZM148 209H151V207L148 208ZM159 209H160V208H159ZM161 209H162V208H161ZM163 209H164V207H163ZM163 209H162V210H163ZM193 209H195V208H193ZM217 209H218V208H217ZM228 209H229V208H228ZM234 209H235V208H234ZM245 209H246V208H245ZM251 209H254V208H251ZM257 209H258V208H257ZM257 209H255V211H256ZM4 210H5V209H4ZM4 210H3V211H4ZM22 210H23V209H22ZM29 210H32V209H29ZM33 210H34V209H33ZM38 210H39V209H38ZM48 210H49V209H48ZM58 210H59V209H58ZM65 210H69V209L66 208ZM73 210H74V214H75V216H76L78 213H79V214H78L77 216H79L80 213H84V209H83V208H81V211L83 210V212H79V209H78V213H76V211H75L76 209H73ZM85 210H86V209H85ZM124 210H123L121 213H123ZM131 210H132V212H133L134 209H131ZM153 210H154V209H153ZM197 210H198V208H197ZM209 210H210V209H209ZM224 210H225V209H223V211H224ZM229 210H230V209H229ZM229 210H228V211H229ZM231 210H232V209H231ZM236 210L233 211V212L235 213ZM6 211H7V210H6ZM6 211H5V212H6ZM13 211H14V210H13ZM13 211H12V212H13ZM44 211H46V210H43V212H44ZM117 211H118V210H117ZM120 211H121V210H119L118 212H120ZM140 211H139V212H140ZM145 211H147V212H151L152 210L150 211V210H147V209H146ZM155 211H156V210H155ZM157 211H159V210H157ZM160 211H161V210H160ZM194 211H195V210H194ZM203 211H202V212H203ZM217 211H218V210H217ZM220 211H221V209H220ZM225 211H227V210H225ZM228 211H227V212H228ZM244 211H245V210H244ZM244 211H242V212H244ZM246 211H247V209H246ZM250 211H251V210H250ZM261 211H262V210H261ZM14 212H17V213H18L19 211H14ZM27 212H28V211H27ZM34 212H36V213H34ZM40 212H42V211H40ZM40 212H37V210H36V211H33L32 214H37V213H40ZM57 212H58V211H57ZM62 212H63V214H65V218L61 217V216H62V215H61L62 213L60 214V213L58 212V214L61 215V216H60V217H61L60 219H67V218H66V217H67L66 214H68V213H64V211H62ZM65 212H67V211H65ZM86 212H87V211H86ZM86 212H85V213H86ZM88 212H89V211H88ZM115 212H116V211H115ZM118 212H116V214H117ZM126 212H127V211H126ZM126 212H125V215H126ZM128 212H130V210H128ZM132 212H131V213H132ZM143 212H144V211H143ZM195 212H196V213H195L196 216H198L197 214H200V213H201L200 211H199L200 213H198L197 211H195ZM208 212H209V211H208ZM208 212H207V213H206V212H203V213H204V214L206 213V214L208 215ZM212 212L215 213L214 210H213ZM212 212H211V213H212ZM227 212H226L225 215H228V216H229L230 213H227ZM240 212H241V211H240ZM240 212H239V213H240ZM2 213H3V212H2ZM2 213H1V214H2ZM17 213H16V214H17ZM25 213H26V211H25ZM48 213H49V212H47L46 214L49 215ZM53 213H54V215H56V216H54V215L52 214L53 217H56V218L59 217L55 212H53ZM70 213H71V215L73 214V212H70ZM70 213H69V214H70ZM90 213H91V210H90ZM94 213H95V212H94ZM112 213H113V211H112ZM135 213H136V212H135ZM135 213H134V214H135ZM152 213H153V212H152ZM192 213H193V211H192ZM220 213H222V212H220ZM234 213H233V214H234ZM239 213H238V214H239ZM251 213H252V212H251ZM9 214H10V213H9ZM16 214H15V215H16ZM20 214H21V213H20ZM23 214H24V213H23ZM26 214H27V213H26ZM50 214H51V213H50ZM88 214H89V213H88ZM88 214H87V215H88ZM129 214H130V213H128V215H129ZM136 214H141V213H136ZM158 214H159V213H158ZM158 214H157V215H158ZM218 214H219V213H218ZM247 214H249V213H246L245 215H247ZM21 215H22V214H21ZM40 215H41V214H40ZM47 215H45V216L48 217ZM83 215H84V214H83ZM83 215H82V216H83ZM91 215H92V214H91ZM91 215H90V216H91ZM123 215H124V214H123ZM123 215H122L121 217H123ZM125 215H124V217L122 218V220H120L119 222L126 223L125 221H123L124 218H125V217H126V218H127V217L129 218L130 216H133V213L130 214V216H128V215L125 216ZM143 215H146V214L144 213ZM143 215H142V216H143ZM159 215H160V214H159ZM161 215L163 216V213H161ZM164 215H166V213H165ZM167 215H168V214H167ZM210 215H211V214H210ZM239 215H240V214H239ZM249 215L252 216V214H249ZM5 216H7V212H6ZM16 216H17V215H16ZM19 216H20V215H19ZM19 216H18V217H19ZM33 216H34V215H33ZM37 216H38V215H37ZM85 216H86V214H85ZM85 216H84V217H85ZM118 216H119V215H118ZM118 216H117V221H118ZM135 216H136V217L133 216V218H137V216L139 217V215H135ZM149 216H152V214H150ZM149 216H143V217H149ZM196 216H195L194 213H193V217L195 218ZM232 216H233V215H232ZM232 216H229V217L232 219ZM8 217H10V216H8ZM8 217H6V218H8ZM26 217H27V216H26ZM31 217H32V216H31ZM42 217H44V216H41V219H42ZM46 217H45V218H46ZM50 217H51V216H50ZM70 217H74V216H70ZM70 217H68V218H70ZM79 217H80V216H79ZM91 217H92V216H91ZM121 217H119V218H121ZM143 217H142V218H143ZM152 217H153V216H152ZM163 217H164V216H163ZM202 217H203V216H202ZM202 217H201V218H202ZM204 217H205V216H204ZM204 217H203V218H204ZM222 217H224V216L222 215ZM222 217H221V218H222ZM236 217H237V216H236ZM241 217H243V215H241ZM6 218H4V219H6ZM29 218H30V217H29ZM33 218H34V217H33ZM51 218H52V217H51ZM80 218H81V217H80ZM80 218H79V219H80ZM86 218H87V219H90V218H88V217H86ZM92 218H93V217H92ZM139 218H140V217H139ZM155 218L157 219V217H154V219H155ZM161 218H162L161 216L158 217V219H160V222H161V220L163 219V218H162V219H161ZM199 218H200V217H199ZM199 218H197V219H199ZM208 218H210L209 215H208ZM213 218H214V217H213ZM217 218H220V217L218 216ZM224 218H225V217H224ZM254 218H255V217H254ZM261 218H262V217H261ZM11 219H13V218H11ZM15 219H17V218H15ZM18 219H19V218H18ZM20 219H21V218H20ZM22 219H23V218H22ZM31 219H32V218H31ZM52 219H53V218H52ZM70 219H72V218H70ZM70 219H68V221L66 220L65 222H64L63 220H62V221L60 220L62 223H59V222H58L59 219H56V221H57L59 224H61V226H59V227H57V226H58V225H57L58 223H55L56 225H55V224H54V225H53V224H52V225L50 224L51 227H49V226H48V225H49L48 221L50 220V221H51L50 223H52L54 220L52 221L51 219H46V220H47V223H48V225H47L48 227H44V228H42V227L40 226L39 228L45 230V231H43V233L46 232L45 234H46V236H47V238H48L49 235H50V233H48V231L46 230V228H49L48 230H49V232H51L52 229L54 228V227H52V226H56V227L58 228V229H57V228L55 227L56 232H59V230L61 231V230L64 229V228H62V227H63L62 225L66 224V226H65V230H63V231L65 232L66 230H68V228L72 227L71 225H73V223H79V224L81 223V222H79V221L75 222V220L73 221V220H70ZM75 219H77V218H75ZM83 219H84V218H83ZM146 219H147V218H146ZM148 219H150V218H148ZM195 219H196V218H195ZM206 219H207V218H206ZM234 219H235V222H236V218H234ZM243 219H244V217H243ZM245 219H246V217H245ZM245 219H244V220H245ZM249 219H250V218H249ZM251 219H252V218H251ZM257 219H258V218H257ZM259 219H260V217H259ZM263 219H264V217H263ZM6 220H7V219H6ZM25 220H26V219H25ZM39 220H40V218H39ZM69 220H70V221H69ZM77 220H78V219H77ZM125 220H126V219H125ZM129 220H130V219H128V220H126V221H129ZM134 220H136V219H134ZM139 220H140V219H139ZM152 220H153V219H152ZM208 220H209V219H207V221H208ZM224 220H225V219H224ZM226 220H228V219H226ZM239 220H240V219H239ZM247 220H248V219H247ZM2 221H3V220H2ZM17 221H18V220H17ZM32 221H33V220H32ZM43 221L45 222V220H42V222H43ZM56 221H55V222H56ZM71 221H73V222L70 224V226H68V225H69V222H71ZM80 221H82V220H80ZM85 221H86V220H85ZM87 221H88V220H87ZM117 221H116V223H117ZM230 221H231V220H230ZM233 221H234V220H233ZM242 221H243V220H242ZM248 221H250V220H248ZM4 222H5V221H4ZM4 222H3V223H4ZM19 222H21V221H19ZM28 222H29V220H28ZM37 222H38V221H37ZM42 222H41L42 225H46V224H43L44 222H43V223H42ZM130 222H131V221H130ZM135 222H136V221H135ZM141 222H143V221L140 220V223H141ZM150 222H151V220H150ZM154 222H155V221H154ZM158 222H159V221H158ZM160 222L157 223V224H160ZM211 222H212V221H211ZM211 222H210V223H211ZM213 222H214V221H213ZM216 222H220V223H221L222 220H220V221H216ZM224 222H225V221H224ZM226 222H227V221H226ZM258 222H259V221H258ZM3 223H2V224H3ZM5 223H6V222H5ZM5 223H4V224H5ZM7 223H8V222H7ZM13 223H15V220H14ZM16 223H18V222H16ZM122 223H121V225H122ZM136 223H137V222H136ZM136 223H135V224H136ZM161 223H162V222H161ZM240 223H242V222H240ZM240 223H239V224H240ZM251 223H254V222H251ZM251 223H250V224H251ZM9 224H10V223H9ZM19 224H20V223H19ZM19 224H18V225H19ZM21 224H24V223L22 222ZM27 224H29V223H27ZM36 224H38L37 226H39V225H40V222H39V223H36ZM83 224H84V223H83ZM114 224H115V223H114ZM126 224H127V223H126ZM131 224H132V223H131ZM131 224H130V225H131ZM133 224H134V223H133ZM149 224H150V223H149ZM229 224H231V223H229ZM234 224H235V223H233L232 225H234ZM236 224H237V222H236ZM247 224H248V223H247ZM254 224H255V223H254ZM7 225H8V224H7ZM10 225H11V224H10ZM32 225H34V224H31V226H32ZM74 225H75V224H74ZM74 225H73V226H74ZM76 225H77V224H76ZM86 225H87V224H86ZM86 225H85V226H86ZM117 225H119V224L117 223ZM130 225H127V226L129 227ZM137 225H138V224H137ZM137 225H135V226H137ZM139 225H140V224H139ZM139 225H138V226H139ZM147 225H148V224H147ZM147 225L145 224L144 227H146ZM152 225H154V223H153ZM160 225H161V224H160ZM210 225H212V224H209V226H210ZM213 225H215V223H214ZM221 225H223V224H221ZM225 225H226V224H225ZM232 225H231V226H232ZM237 225H238V224H237ZM237 225H236V226H237ZM241 225H243V223H242ZM241 225H239V227H240ZM14 226H16V225H14ZM31 226H29V227H31ZM67 226H68V228H67ZM80 226H84V225H80ZM80 226H79V227H80ZM89 226H90V225H89ZM89 226H87V227H89ZM123 226H125V225H123ZM131 226H132V225H131ZM161 226H162V225H161ZM218 226H219V225H218ZM218 226H217V227H218ZM226 226H227L228 228L231 227V226L229 227V225H226ZM247 226H248V225H247ZM251 226H252V225H251ZM251 226H249V227H251ZM256 226H258V225H256ZM263 226H264V225H263ZM19 227H22V226H19ZM74 227H75V229H74L75 232L72 231V230H70V229L68 230V232H69V231H72V232H74V233L76 234V232L79 231V230H76V227H78V225H77V226H74ZM74 227H72V228H74ZM79 227H78V228H79ZM120 227H121V226H120ZM142 227H143V226H142ZM144 227H143L142 229H145V230L147 231V234H148L149 231H148L147 229H148L149 227H148V228H144ZM150 227H151V226H150ZM158 227H159V225H158L156 228L158 229ZM164 227H167V226H164ZM195 227H197V226H195ZM200 227H201V226H199V228H200ZM222 227H223V226H222ZM234 227H235V226H234ZM234 227H232V229H233ZM253 227H254V226H253ZM1 228H2V227H1ZM1 228H0V229H1ZM25 228H26V227H25ZM60 228H61V229H60ZM72 228H71V229H72ZM83 228H84V227H83ZM83 228H81V230H83ZM90 228H91V227H90ZM121 228H123V227H121ZM139 228H140V227H139ZM139 228H138V229L135 228L134 230H139ZM154 228H155V227H154ZM159 228H160V227H159ZM161 228H163V227H161ZM178 228H179V227H178ZM178 228L172 230L171 228L169 229V226H168L167 229L172 230V231L174 232V235H175V231H176ZM206 228H207V227H206ZM214 228H215V227H214ZM240 228H241V227H240ZM242 228H243V227H242ZM260 228H261V227H260ZM9 229H11V227H10ZM14 229H16V228H14ZM14 229H13V231H14ZM34 229H35V228H34ZM36 229H38V228H36ZM50 229H51V231H50ZM55 229H54V230H55ZM79 229H80V228H79ZM88 229H89V228H88ZM112 229L114 230V229H116V228H112ZM118 229H119V228H118ZM118 229L116 230V233H117V231H119V230H120V231H121V230H124V229H119V230H118ZM128 229H129V228H128ZM130 229H131V228H130ZM140 229H141V228H140ZM157 229H156V230H157ZM167 229H166V230H167ZM183 229H184L185 232H186V228H183ZM183 229H182V230H183ZM192 229H193V228H192ZM194 229L196 230V228H194ZM194 229H193V230H194ZM204 229H205V227H204ZM207 229L209 230V228H207ZM212 229H213V228H212ZM212 229H211V230H212ZM220 229L222 230V228H220ZM220 229H219V230H220ZM236 229H237V228L235 227V230H236ZM246 229H248V228H246ZM251 229H253V228H251ZM254 229H256V228H254ZM261 229H262V228H261ZM22 230H23V229H22ZM27 230H28V229H27ZM30 230H31V229H30ZM30 230H29V231H30ZM39 230H40V229H39ZM54 230H53L52 232H54ZM84 230H85V229H84ZM84 230H83V231H84ZM89 230H91V229H89ZM89 230H87V231H89ZM126 230H127V228H126ZM126 230H125V234H126V235L128 234L127 232H129L130 234L133 232V230H132V232H131L130 230H127V232H126ZM153 230H154V229H153ZM156 230H154V231H156ZM161 230H162V229H161ZM163 230H164V229H163ZM166 230L163 232V234L161 233V231H160V232L158 231L159 234H160V233L162 234V235H159V239H160V240H161V238H162V237H160V236H163V235L168 236V235L165 234ZM178 230L181 231V228H179ZM199 230L203 231V230H202V227H201V229H199ZM213 230H214V229H213ZM213 230H212V232H210V234H209V231H207L208 234H209V237H208V238L210 239V244L208 243V242H209V241H208V242H205V243L208 244L207 246H204L205 244L202 245V248L205 247V248L202 249V251L205 252V253H204V254H205V257L211 259L210 262L212 261V259H213V260H214V259H218V260L220 259V260H222V258L225 259V255H226V254H225V255H222V252H221V251H223V250L220 249V248H221V247H220V244L225 243V242H223V240L225 239V237H227V236H225L226 233H225V235H224L225 237L223 238V236L220 235L221 233H220V234H219V233L217 234V233L215 232V230L218 231L216 228H215L214 231H213ZM224 230H227V229H224ZM228 230H229V229H228ZM1 231H2V229H1ZM7 231H8V230H7ZM18 231H21V230H18ZM32 231H33V229H32ZM32 231H31V232H32ZM63 231H61V233H63V236H62V237H64V238H69V237H65ZM83 231H81V232H83ZM87 231H86V233H87ZM92 231H93V230H92ZM150 231H152V230H150ZM180 231H179V232H180ZM191 231H192V230H191ZM191 231H189V232L191 233V235H193V233H192ZM237 231H238V229H237ZM240 231H241V229H240ZM243 231H244V230H243ZM248 231H249V230H248ZM256 231H258V230H256ZM261 231H263V230H261ZM3 232H4V231H3ZM8 232H9V231H8ZM22 232H23V231H22ZM39 232H40V231H38L37 233H39ZM72 232H71V233H72ZM114 232H115V231H114ZM138 232H139V231H138ZM138 232H137L136 235L141 236V235H140L141 233L138 234ZM140 232H141V230H140ZM168 232H171V231H168ZM173 232H172V233H173ZM185 232H184V233H185ZM193 232H195V231H193ZM224 232H225V231H224ZM224 232H223V233H224ZM226 232H228V231H226ZM241 232H242V231H241ZM250 232H251V231H250ZM254 232H255V231H254ZM258 232H259V231H258ZM24 233H25V232H24ZM24 233H23V234H24ZM47 233H48V235H47ZM54 233H55V232H54ZM54 233H52V234H54ZM61 233H60V234H61ZM71 233L69 232L70 235H71ZM74 233H73V234H74ZM79 233H80V232H78V235H81V236H82L83 233H82V234H79ZM88 233H89V232H88ZM91 233H92V232H91ZM91 233H89V234L91 235ZM116 233H114V234H116ZM133 233H134V232H133ZM135 233H136V232H135ZM150 233L152 234V232H150ZM176 233H177V232H176ZM190 233H189V234H190ZM198 233H199V232H198ZM202 233H203V232H202ZM202 233H201V234H202ZM205 233H206V232H205ZM242 233H244V232H242ZM245 233H247V232H245ZM251 233H253V232H251ZM9 234H11V233H9ZM14 234H16V233H14ZM32 234H34V233L32 232ZM41 234H42V233H41ZM57 234H58V233H57ZM122 234H124V233H122ZM125 234H124L123 236H126ZM130 234H128V237L131 236ZM144 234H145V233H143V235H144ZM168 234L170 235V233H168ZM208 234H207V235H208ZM239 234H240V232H239ZM248 234H249V233H248ZM261 234H264V233H260V234H258V235L261 236ZM24 235H25V234H24ZM27 235H28V234H27ZM30 235H31V234H30ZM30 235H29V237H30ZM42 235H43V234H42ZM58 235H59V234H58ZM66 235H68V234H66ZM70 235H69V236H70ZM78 235H76V236H78ZM87 235H88V234H87ZM94 235H95V234H94ZM134 235H135V234L132 235V238H134V237H133ZM143 235H142V236H143ZM148 235H149V234H148ZM179 235H182V233H180ZM185 235H186V234H185ZM196 235H197V233H196ZM196 235H195V236H196ZM2 236H5V234L2 235ZM19 236H20V235H19ZM44 236H45V235H44ZM56 236H57V235H56ZM60 236H61V235H60ZM60 236H58V237H60ZM76 236H73V237L76 238ZM85 236H86V235H85ZM85 236H84V237H85ZM117 236H118V235L116 234L115 237H117ZM156 236H158V235H156ZM170 236H171V235H170ZM189 236H190V235H189ZM189 236H187L189 239H190V238H193V237H191V236L189 237ZM197 236H198V235H197ZM231 236H232V234H231ZM231 236H230V237H231ZM251 236H253V240H254V234H252ZM21 237H22V236H21ZM33 237H34V236H33ZM50 237H52V236H50ZM50 237H49V238H50ZM84 237H83V238H84ZM88 237H89V236H88ZM120 237H121V236H119V238H120ZM128 237L126 238V240L129 239ZM143 237L146 238V234H145ZM143 237H141V240H142V239H145V238H143ZM147 237H148V236H147ZM153 237H155V236H153ZM153 237H152L151 239H153ZM177 237H179V236L177 235ZM177 237L173 236L174 239H176ZM201 237H203V239H205L204 236L200 235L199 238L197 237V239H196L197 241H194V239H193V242H194L195 244H197V242L200 241V240H198V239H200ZM234 237H235V236H234ZM255 237H256V236H255ZM262 237H264V236L262 235ZM14 238H15V236H14ZM14 238H12V239L14 240ZM16 238H17V235H16ZM26 238H27V237H26ZM31 238H32V237H31ZM35 238H36V237H35ZM35 238H32V239H35ZM39 238L42 239V237H39ZM43 238H44V237H43ZM56 238H57V237H56ZM79 238H80V237H79ZM93 238H94V236H93ZM117 238H118V237H117ZM119 238H118V239H119ZM122 238H123V237H122ZM122 238H121L120 240H122ZM124 238H125V237H124ZM124 238H123V239H124ZM149 238H150V237H149ZM149 238H148V239H149ZM165 238H167V237H165ZM173 238H172V239H173ZM182 238H184V237L182 236ZM185 238H186V237H185ZM188 238H186V239H188ZM195 238H196V237H195ZM206 238H207V237H206ZM239 238H240V237H238V239H239ZM248 238H251V237L248 236ZM257 238H258V237H257ZM260 238H261V237H260ZM4 239H5V238H4ZM8 239H9V238H8ZM19 239H20V238H19ZM41 239H40V240H41ZM44 239H45V238H44ZM57 239H58V238H57ZM77 239H78V238H77ZM94 239H95V238H94ZM135 239H137V238L135 237ZM148 239H145V240L147 241ZM154 239L156 240L155 243H159V242H160V241L158 240V237H156V238H154ZM177 239H178V238H177ZM189 239H188V240H189ZM203 239H201V241H202ZM234 239H237V238H234ZM238 239H237V240H238ZM243 239H245V238H243ZM261 239H263V238H261ZM0 240H1V238H0ZM28 240H29V239H28ZM37 240H38V239H36V241H37ZM49 240H51V239H49ZM54 240H56V239H54ZM54 240H51V241L54 242ZM63 240H64V239H63ZM86 240H88V239H86ZM124 240H125V239H124ZM124 240L121 241V242H119L121 246L126 245V243L124 242ZM131 240H132V239H129L128 241H131ZM137 240H138V241L135 240L136 243H137V242H139V243L141 242L140 239H137ZM155 240H152V241H155ZM157 240H158L159 242H157ZM170 240H171V239H170ZM178 240H179V239H178ZM178 240H174V241H176V243H177ZM188 240H186V241H188ZM190 240L192 241V239H190ZM226 240H227V239H226ZM230 240H231V239H230ZM245 240H246V239H245ZM258 240H259V239H258ZM3 241H4V240H3ZM18 241H19V240H18ZM18 241H17V240H16V241L9 240V242L6 241V243H7V248H6V249H7V250H4V249H2V250H3L4 252H8V250H9L10 252H12V251L14 252V250H17L19 247H20L19 249H21V243H22V242H18ZM22 241H23V240H22ZM24 241H25V239H24ZM45 241H46V240H45ZM56 241H57V240H56ZM56 241H55V242H56ZM59 241L62 242L60 239H59ZM65 241H67V240H65ZM78 241H83V239H82V240H78ZM115 241H116V239H115ZM115 241H114V243H115ZM128 241H127V243H128ZM132 241H133V240H132ZM132 241H131V242H132ZM135 241H133L132 243H135ZM162 241L172 242V240L169 241V239H168V240H162ZM181 241L183 242L182 245H184V243H185V239H184V241H183V240H181ZM204 241H205V240H204ZM206 241H207V240H206ZM228 241H229V240H228ZM232 241H233V240H232ZM238 241H239V240H238ZM241 241H243V240H241ZM260 241H261V240H260ZM260 241H259V242H260ZM30 242H32V241H30ZM39 242H40V241H39ZM39 242H38V243H39ZM48 242H50V241H48ZM48 242L46 241L45 243L47 244ZM122 242H123V243H122ZM131 242H130V243H131ZM143 242H144V241L142 240V244H144V246H145L146 243H145V242L143 243ZM148 242H149V241H148ZM148 242H147V243H148ZM150 242H151V241H150ZM166 242H165V243H166ZM168 242H167V243H168ZM178 242H179V241H178ZM222 242H223V243H222ZM229 242H230V241H229ZM229 242H228V249H230L229 247L231 246V244H230V246H229ZM235 242H236V241H235ZM247 242H248V240H247ZM247 242H246V243H247ZM253 242H254V241H253ZM256 242H257V241H256ZM19 243H20V244H19ZM38 243H37V244H38ZM40 243H41V242H40ZM58 243H59V242H58ZM58 243H56V244H54V245H58ZM82 243L86 244V242H82ZM91 243H92V242H91ZM119 243H118V244H119ZM132 243H131V246H130V247H133V246H132V245H133ZM139 243H137V244H139ZM152 243H153V242H152ZM152 243H151V245H152ZM161 243H162V242H161ZM172 243H173V242H172ZM179 243H180V242H179ZM190 243H191V242H190ZM194 243H192L191 245H194V246H195ZM198 243H199V242H198ZM249 243H250V242H249ZM249 243H248V244H249ZM0 244H1V243H0ZM26 244H28V243H26ZM42 244L44 245V242H43V241H42ZM50 244H51V243H50ZM60 244H61V243H60ZM62 244H63V243H62ZM64 244H66V243H64ZM64 244H63V246H65ZM70 244H71V243H69V245H70ZM112 244H113V243H112ZM122 244H124V245H122ZM140 244H141V243H140ZM140 244H139V246L141 247ZM180 244H181V243H180ZM185 244L188 246V243H187V242H186ZM200 244H202V242H200L199 245H200ZM232 244L235 245L234 242H233ZM244 244H245V242H244ZM253 244H254V243H253ZM51 245H52V244H51ZM54 245H53V247H54ZM67 245H68V244H67ZM67 245H66V247H67ZM82 245H83V244H82ZM113 245H115V244H113ZM128 245H129V243H128ZM128 245H126L127 248H128ZM135 245H136V244H135ZM159 245H160V244H159ZM162 245H164V244H162ZM162 245H160V246H158V247H161ZM170 245H171V243H170ZM199 245H197L196 247H198ZM1 246H2V245H1ZM24 246H25V244H24ZM30 246H31V245H30ZM34 246H35V245H34ZM41 246H42V245H41ZM47 246H48V245H47ZM59 246H60V245H58V247H59ZM71 246H72V245H71ZM76 246H77V244H76ZM79 246H80V245H79ZM89 246H91V245H89ZM110 246H111V245H110ZM146 246H147V244H146ZM152 246H153V245H152ZM152 246H151V247H152ZM154 246H155V245H154ZM166 246H167V244H166ZM166 246H164L165 249H167ZM173 246H174V243H173ZM187 246H186V247H187ZM189 246H190V245H189ZM243 246H244V245H243ZM250 246H252V245H250ZM250 246H249V247H250ZM256 246H257V244H256ZM261 246H262V245H261ZM261 246L259 245V248H260ZM2 247H3V246H2ZM4 247H6V245H4ZM22 247H23V246H22ZM26 247H27V246H26ZM45 247H46V246H44V247H42V248L44 249ZM55 247H56V246H55ZM58 247H57V248H58ZM61 247H62V245L60 246V249H61ZM66 247H65V248H66ZM68 247H70V246H68ZM81 247H82V246H81ZM112 247H113V246H112ZM112 247H111V248H112ZM115 247H116V246H115ZM156 247H157V246H156ZM169 247H172V246H169ZM175 247H176V246H175ZM181 247H182V250H183V246H181ZM181 247L179 246L178 248H181ZM199 247H200V246H199ZM222 247H223V245H222ZM224 247H225V246H224ZM232 247H233V246H232ZM235 247H237V245H236ZM240 247H242V246L240 245ZM249 247H248L247 249H249ZM262 247H263V246H262ZM23 248H25V247H23ZM35 248H37V247L35 246ZM71 248H72V247H71ZM73 248L75 249V246H73ZM86 248H87V247H86ZM90 248H92V247H90ZM117 248L119 249L120 247H117ZM124 248H125V246H124ZM134 248L136 249L137 246L134 247ZM138 248H139V247H138ZM138 248H137V249H138ZM141 248H142V247H141ZM149 248H150V247H149ZM154 248H155V247H154ZM161 248H162V247H161ZM164 248H163V249H164ZM178 248H177V250H179ZM187 248H188V247H187ZM255 248H256V247L253 246V248H251V249H255ZM257 248H258V246H257ZM19 249H18V250H19ZM25 249H26V248H25ZM29 249L31 250V248H29ZM37 249H38V248H37ZM47 249H48V247H47ZM49 249H50V248H49ZM58 249H59V248H58ZM63 249H64V248H63ZM63 249H62V250H63ZM93 249L95 250V249H97V248L94 247ZM113 249H114V248H113ZM135 249H134V250H135ZM137 249H136V250H137ZM147 249H148V248H146L145 250H144L143 248H142V249L139 248L138 250H141V251L144 252V251H146ZM165 249H164V250H165ZM194 249H195V248H194ZM219 249H220L221 251H220ZM225 249H226V248H225ZM260 249H262V248H260ZM21 250H22V249H21ZM33 250L35 251V249H33ZM40 250H41V248H40ZM54 250L56 251L57 249L55 248ZM54 250H53V251H54ZM66 250H68V249H66ZM66 250H65V251H66ZM70 250H71V249H70ZM85 250H88V249H85ZM94 250H88V251H92V252H93ZM123 250H124L123 253H125V252L127 251L126 249H122V250H121V253H122ZM138 250H137L136 252H140V253H141V251H138ZM149 250H150V249H148L147 251H149ZM164 250L158 248L157 251L164 252ZM167 250H168V249H167ZM167 250H166V251H167ZM170 250H171V249H170ZM170 250H168V251H170ZM177 250H176V251H177ZM184 250L186 251L187 249L184 248ZM184 250H183V251H184ZM189 250H190V249H189ZM195 250H196V249H195ZM197 250H199V253H200L201 250H200L199 248H197ZM231 250L234 252L233 249H231ZM240 250H241V249H240ZM240 250H239V251H240ZM36 251H37V250H36ZM44 251H45V250H44ZM49 251H50V250H49ZM55 251H54V253H55ZM73 251H74V250H73ZM75 251H76V250H75ZM88 251H87V252H88ZM115 251H116V250H115ZM119 251H120V249H119ZM132 251H133V250H132ZM168 251H167V252H168ZM173 251H175V250H173ZM173 251H172V252H173ZM185 251H184V252H185ZM191 251H192V250H191ZM191 251H189V252L191 253ZM226 251H227V250H226ZM232 251H229V252H232ZM243 251H244V250H243ZM252 251H253V250H252ZM261 251H262V250H261ZM4 252H1V253L3 254ZM22 252H23V250H22ZM22 252L20 251V253H22ZM56 252H57V251H56ZM58 252H60V250H59ZM58 252H57L56 255L59 254ZM63 252H64V250H63ZM63 252H62V253H63ZM71 252H72V251H71ZM81 252H82V251H81ZM87 252H85V253H87ZM136 252H135V254H136ZM151 252H154V251H151ZM172 252H170V253H172ZM177 252H178V251H177ZM184 252H183V254L185 255ZM187 252H188V251H187ZM187 252H186V253H187ZM194 252H195V251H194ZM249 252H250V251H249ZM255 252H256V251H254V253H255ZM262 252H263V251H262ZM16 253H17V252H16ZM28 253H29V252H28ZM28 253H27V254H28ZM31 253H32V251H31ZM34 253H35V252H34ZM34 253H33V254H34ZM40 253H42V252H40ZM44 253H46V251H45ZM60 253H61V252H60ZM66 253H67V251H66ZM82 253H83V252H82ZM128 253L132 254V253L129 252V251H128ZM133 253H134V251H133ZM140 253H139V254H140ZM149 253H150V252H149ZM149 253H148V252L146 253L147 256H148V255L151 256V254H149ZM158 253H159V252H156L157 255H158ZM170 253H169V254H170ZM175 253H176V252H175ZM178 253H179V252H178ZM180 253H182V251H180ZM224 253H226V252H224ZM224 253H223V254H224ZM258 253H259V252H258ZM258 253H256V255H257ZM260 253H261V252H260ZM4 254L7 256L6 253H4ZM9 254H10V253H9ZM12 254H14V253H12ZM12 254H11V257H12ZM24 254L27 255L25 252H24ZM47 254H48V253H47ZM49 254H50V252H49ZM52 254H53V253H52ZM52 254H51V256H52ZM72 254H73V253H72ZM94 254H95V252H94ZM94 254H93V256H94ZM119 254H120V253H119ZM119 254H118V255H119ZM159 254H160V253H159ZM173 254H174V253H173ZM183 254H182L181 256H184ZM187 254H188V253H187ZM231 254H232V253H231ZM231 254H230V255H231ZM239 254H240V253H239ZM239 254L237 253V255H235V256H238ZM244 254L248 255L247 253H244ZM250 254H251V253H250ZM250 254H249V255H250ZM0 255H1V254H0ZM5 255H1V257H3V256L5 257ZM16 255H18V254H16ZM34 255H35V254H34ZM67 255L69 256V254H67ZM67 255H65L66 259H67ZM74 255H75V253H74ZM76 255H77V254H76ZM83 255H84V254H83ZM83 255L80 254V256H83ZM89 255H92V254L90 253ZM121 255H122V254H120V256H121ZM126 255H127V254H126ZM137 255H138V253H137ZM160 255H161V254H160ZM165 255H168V253L165 252ZM176 255H177V254H176ZM192 255H193V254H191V257H192ZM194 255H195V254H194ZM198 255H202V254H198ZM232 255H233V254H232ZM259 255H260V254H259ZM261 255H262V254H261ZM13 256H14V255H13ZM19 256H20V255H19ZM22 256H23V255H22ZM58 256H59V259H61L60 256H62V255H58ZM71 256H72V255H71ZM130 256H131V257H129V258H127V259L133 258L135 255H134L133 257H132V255H130ZM140 256L142 257L143 254H141ZM163 256H164V254H163ZM186 256H187V255H186ZM196 256H197V255H196ZM196 256H195L194 258H196ZM233 256H234V255H233ZM251 256H252V255H251ZM11 257H10V258H11ZM16 257H17V256H16ZM16 257H15V258H16ZM29 257H30V255H29ZM29 257H27V258H29ZM32 257H33V256H32ZM39 257H40V256H39ZM42 257H43V256H42ZM42 257H41V259H42ZM47 257H48L47 259L49 260V259H50V256L48 255ZM55 257H56V256H55ZM62 257H63V256H62ZM89 257H90V256H89ZM91 257H92V256H91ZM91 257H90V258H91ZM121 257H124V255L121 256ZM126 257H127V256H126ZM144 257H146V256H144ZM151 257H155V256H151ZM161 257H162V256H161ZM164 257H166V256H164ZM164 257H163V258H164ZM168 257H170V256H168ZM173 257H174V256H173ZM178 257H179V256H178ZM184 257H185V256H184ZM191 257H190V258H191ZM240 257H241V256H240ZM242 257H243V256H242ZM242 257H241V259H242ZM260 257H261V256H260ZM262 257H264V255H262ZM8 258H9V257H8ZM19 258H20V257H19ZM35 258H37V257H35ZM52 258H53V257H52ZM75 258H76V259H75ZM75 258L73 257V259H75V260L79 259V258H77V257H75ZM134 258H135V257H134ZM138 258H140L139 255H138ZM158 258H159V257H158ZM163 258H159V259L164 260ZM170 258H171V257H170ZM179 258H180V257H179ZM190 258H189V259H190ZM194 258H192V259H194ZM207 258H206V259H207ZM229 258H230V256H229ZM237 258H238V257H237ZM246 258H247V257H246ZM252 258L256 259L254 256H253ZM20 259H22V258H20ZM20 259H19V260H20ZM25 259H26V258H25ZM32 259H34V258H32ZM39 259H40V258H39ZM43 259H44V258H43ZM62 259H64V258H62ZM73 259H72V260H73ZM127 259H125V260H127ZM151 259H152V258H151ZM165 259L168 260V258H165ZM187 259H188V258H187ZM233 259H235V258H233ZM244 259H245V258L243 257V260H244ZM262 259H263V258H262ZM1 260H2V259H1ZM11 260H12V259H11ZM11 260H10V261H11ZM19 260H18V261H19ZM26 260H27V259H26ZM54 260H55V259L51 260V262H54ZM67 260H69V259H67ZM133 260H135V259H133ZM137 260H138V259H136L135 261H137ZM148 260H150V259H148ZM174 260H175V259H174ZM178 260H179V259L177 258V261H178ZM180 260H181V259H180ZM184 260H185V259H183V260H181V261L183 262ZM203 260H204V259H203ZM256 260H257V259H256ZM258 260H259V259H258ZM258 260H257L255 263L259 262ZM4 261H5V260H4ZM4 261H3V262H4ZM6 261H8V260L6 259ZM22 261H23V259L21 260V262H22ZM28 261H30V260H28ZM28 261H26V262H28ZM78 261H79V260H78ZM127 261H128L129 263H131L129 260H127ZM131 261H132V260H131ZM138 261H139V260H138ZM146 261H147V260H144L145 264H146ZM153 261H156V260L153 259ZM157 261H158V259H157ZM159 261H160V260H159ZM159 261H158V262H159ZM168 261H170V260H168ZM187 261H188V260H187ZM194 261H195V260H194ZM199 261H200V260H199ZM199 261H198V262H199ZM214 261H215V260H214ZM214 261H213V262H214ZM223 261H225V260H223ZM244 261H245V260H244ZM249 261L252 262L253 259H252V260H249ZM260 261H262V260H260ZM263 261H264V260H263ZM30 262H31V261H30ZM38 262H39V260H38ZM38 262H37V263H38ZM41 262H42V261H41ZM56 262H57V261H56ZM56 262H55V263H56ZM63 262H64V264H65V261H63ZM63 262H62V264H63ZM70 262H71V261H70ZM76 262H77V261H76ZM76 262H75V263H76ZM142 262H143V260L141 261V264H142ZM144 262H143V263H144ZM147 262H148V261H147ZM162 262H163V261H162ZM189 262H190V260H189ZM189 262H188V263H189ZM200 262H201V261H200ZM200 262H199V263H200ZM202 262H203V261H202ZM210 262H208V263H210ZM225 262H226V261H225ZM231 262H232V260H231ZM247 262H248V261H247ZM0 263H2V262H0ZM10 263H11V262H10ZM14 263H15V262H14ZM39 263H40V262H39ZM59 263H60V262H59ZM59 263H58V264H59ZM66 263H67V261H66ZM71 263H72V262H71ZM124 263H125V262H124ZM136 263H137V262H135V264H136ZM150 263H152V261H151ZM150 263H149V264H150ZM153 263H154V264H157V263H155V262H153ZM164 263H165V262H164ZM169 263H171V262H169ZM176 263H178V262H176ZM194 263H195V262H194ZM222 263H223V262H222ZM227 263H228V262H227ZM229 263H230V262H229ZM232 263H233V262H232ZM232 263H231V264H232ZM235 263H237V262H235ZM260 263H261V262H260ZM16 264H18V263H16ZM26 264H27V263H26ZM34 264H35V262H34ZM42 264H44V263H42ZM50 264H53V263H50ZM125 264H126V263H125ZM160 264H161V263H160ZM165 264H167V263H165ZM172 264H174V262H173ZM184 264H186V263H184ZM197 264H198V263H197ZM203 264H205V263L203 262ZM217 264H218V263H217ZM220 264H221V263H220ZM251 264H252V263H251ZM257 264H258V263H257ZM261 264H263V263H261Z\"/></svg>",
  "mask_w": 264,
  "mask_h": 264
}]
</instances>
